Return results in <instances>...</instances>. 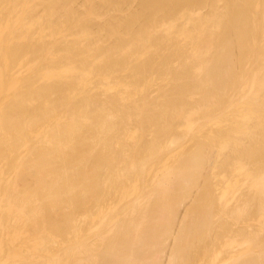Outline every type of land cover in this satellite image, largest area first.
Segmentation results:
<instances>
[{
    "label": "bare ground",
    "instance_id": "1",
    "mask_svg": "<svg viewBox=\"0 0 264 264\" xmlns=\"http://www.w3.org/2000/svg\"><path fill=\"white\" fill-rule=\"evenodd\" d=\"M9 1H10V0H0V14H1L0 16L4 15L3 18L0 17V18H2V20H1V19H0V20H1V21H3V20L7 21V20H9V17H10V19H14V16H15L16 14H17L16 16H17L18 18L15 16V17L17 18V19H16V18L14 19L15 22H14V20H12L13 22L11 21L10 23H9V22H5V21H3V22L1 23V21H0V24H1L0 27H1V26L3 27L2 30H0V54H1V56H3V60H4L5 58H7V61H6V59H5L4 61H5L6 63H8V66L10 67V68H9V67L7 66V64H6L4 61H3V62L0 61L1 63H3V65H6V66H7V67L3 66L4 68H6V69L8 68V71L5 70V69H2V70H3V71H2V70L0 69V92H1V95L3 94V92H4V94H5V92H9V93L12 94V96H10L9 94L6 93V97H9V96H10V98H11V100H10V98H9L7 102L5 101V100H6V99H5L6 97L4 98V94L2 95L3 97L0 96V102L2 101V102L0 103V104H1V106H0V157H4L5 154H6V155H7V154L10 155V156L7 155V156H5V157H8V156H9V158H6V159H9V160H11V161H9V160H5V157L3 158L5 162L7 161L6 164H7L8 169H9L10 166H11V168L13 169V170H11V168H10V169H9V171H10L9 173H8V171L6 170L7 173H8V176H9V174H11V172L14 171V170L17 171V172H19L20 174L17 173V172H14V174H16V177L18 176V178H20L21 182L24 183L25 185H24V184H23V186L20 185V184H21V183H20V180L17 179V178L15 179V176L12 177V180H9L7 174L4 172V174H6V177L8 178V181H9V182H10V181H13V182H14L13 185L11 184V185H12V186H11L12 188H13V187L16 188L15 185H16V184L18 185V184L20 183L19 185H20L21 187L19 186V187H17V188H18V190H19V189H20V190L23 189V190H22L23 193H22L20 190H19V193H18V192H15V191H14L15 188H13L14 190H12V188L10 187V190H9L10 194H9L8 192H6V191H8V189H9L10 183H13V182H10V183H9V182L7 181V179L5 178V176H4L3 173H2V169H3V168L1 167L2 165L0 166V168H2V169H0V173H1L0 175H1V176H4V178L2 177V179H3V181H5V186H6V187L4 186V182H3V186H1V184H2V181H1V180H2V179H0V183H1V184H0V189H3V188H1V187H4V189H5V191H4V190H3V191L1 190L2 193H0V194H1L0 197L3 196V195H2V194H4L3 192H6V193H5V194H6V197H5V194H4V196L2 197V198L5 197V198L3 199V202H4L5 200H7L8 202H9L10 200L12 201V200L15 199V197L18 199L17 202L14 200V202H16V203H14L13 201H12V202L10 201L11 204H12V203H14V204L10 205V202H9V205H10V206H9V205H7L8 202L5 203V202H6V201H5V202L3 203V202H2V198H0V199H1V200H0V204H1V202H2V205H3V207H4V210H5V208H6L5 206H7V207L9 206L6 210H9V208H11V211H8L9 214H8V213H5V214H4V212H3V213L1 212V211L3 210V208L1 207L2 210L0 209V215H1L0 217L2 218L3 215H4V217H3V219L0 218V223H1V221H2V223L6 222V221H7V223H8L9 220H7V219H8V216H7L6 214L10 215L9 217H11V215L13 214V215H12L13 218H14L15 214H17V215H24V216H26V217L28 218L27 215L29 214V216H30V220L32 219L31 217H33L32 220H36V221L38 222L39 219H40V220L43 219L42 217H44V216H42L41 218H39V217L37 218V215H38L39 213H41V212H42V213H46V212H47V211L44 212V211H43L44 209H48V211H49L51 208H53V206H55L57 209L60 208V205H61V204L58 205V203H60L62 199L60 200V202H59L58 199H60V196H61V194H62V192H61L62 190L64 191L65 194H66V191H67V194H68V193H70V194L75 193V194H77V195H81V196H79V197H81V202H82V200H87V199H88V195H89V198H90V197L92 198V199L90 198V199H91V202L96 203L94 206H96V205H98V204L100 205V204H101V203H99V201L101 200L100 197L103 195L102 193H103V191H104L102 188H104V189L106 190L107 187H108V188H110V186L112 187V184L109 183V184H110V185H109L108 182L110 181V179L113 180V178H111V177L113 176V174H114L116 171H118V170L120 169V166L123 165L122 167H124L125 165L127 166V165H129L130 163H131V165H130L131 167H130V166H127L128 168L126 169L127 171L130 170V171H128V173H127L128 175H129V173H130V175H129L128 177H127V174H126V177H127V178L124 177V176H125L124 173H126V172H124V171H126V170H125L124 168H122V167H121L122 170H121L120 172H119V171L116 172L115 175H114V178L117 176V173H118V176L120 175L119 177H121V175H123V178H120V180H119V179H118V180H119L120 182L126 183L127 186H128L127 182H128V180H129V178H130V176H131V178H130L131 181L129 180L128 183L131 182L132 185H129L128 187H126V188H128V189L130 188V189H129V190H128V189L126 190V188L122 187V188H124L123 193H122V194H123V197H127V196H125V195H127V194H126L127 192H128V194L130 195L131 193H129V192H130L131 190H132V191H131L132 193H133L134 190H136V193H137V191H139L138 188H137V187H139V184H137V183H140V182H141V180H140V182H138V179H140V176H141V175L143 176V178H144L145 176H148V175H149V174H148L149 171H151V173H150L151 175L154 174L155 177H156V178H155L154 175H152V176L154 177V179H155V183H154V184L160 182V181H158V180H157V182H156V179L159 178V177H162L163 182L166 183V185H167V182H173V181H172V180H173L172 177L174 176L173 173L177 172L176 170H174V171H175V172H174L173 169H176V168H177V166H178L177 162H178V161H179V162H183V163H181V166H182V167H183V166L187 167V168L184 167L186 172H183V171H184V168H182V167H181L182 169H181L180 167H178L179 169H181V171L177 168V170H179L178 174H179V175L184 174V176L186 177V179H187L188 177L191 178L192 175L195 177L196 174L199 175V173H201V172H202V173L205 172V174L207 173L206 175H208V172H210V171H206L207 169L203 166V165H204V162H203V165H202V160H200V159H201L200 157L203 156V154H204V156H205V155H206V152H205V150L201 152V150L206 149V147L208 146V145H206V144H210L211 142L213 143V141H212V139H210V138H209V139L211 140V142H210V140H209V141H208V140H204L205 138L202 139V138L200 137V135H201L202 137L204 136L203 134L206 133L205 130H206V129L208 128V126H209L208 123L210 124V126L213 124V127H214V126L217 127V126H216L217 123L220 122L221 126H220V124L218 125V126H220V127H219V130L221 131L220 128L222 127V131H224L226 128H227V129H226L227 131L225 130V132H223L222 135H221V133H220V135H219L218 132H220V131H218L215 127H214V128L216 129L215 131H217V133H218V135H219V136H218V135H217V136L220 137V138H222V139H220V140L223 141V140H224V139H223V136L225 137V136L227 135V133H229V132L232 131V130L230 131L231 128L228 130V126H227V125H229V127H231L230 125H232L233 120H232V121H229V120H231V119H229V118L232 117V116H230V115L235 114L236 111H238L236 114H238V115L243 114V116L241 115L242 118L239 119V118H236V117H240V116H238V115L236 116V114H235V115H234L235 117H232V118H233L234 120H235V118H236L237 120H239V122H237V121L235 120V121L233 122V124H234V123H235V124L232 125V127L235 126V125H236V122H237V123H239V125H238V124H237V125L240 126V129H243V130H245V131H240L239 128H237L238 126L236 125V128H237V129H235L236 131L233 130V131L236 132V134H237V135H236V134L234 133L236 137L234 138L233 134L230 133V135H229V134H228V135H229L230 137H232V139H229L230 137H228V135H227V137H225L226 142H225V141H224V142L221 141V143H224V144L226 145V148H228V149H229V147H230V149H231V146H230V145H232V144L235 143V145H232V146H235V147H233V148H235V150L237 149V151H241V152H242L243 149H245L246 151H247V150H251L252 147L254 148L255 145H256V146L258 145V150H257V149H254L253 151L251 150V151L253 152V153H252V152H251V153L254 155V154L257 153V152H258L257 154H259V152H260V156H261V158L263 159V155H264V153H261V152H263L262 150H264V149H262V148H264V145H263V144H260V145H261V148H259V147H260V146H259V143H261V142H259V141H260V138L258 137V139H259V140H257V141L259 142V143H258V142H256L255 139H253V138H257V137L250 138L249 136L252 135V134H255V135H256V134H258V132H261V131L263 132V130H264V127H263L264 125H263V126H259V125H257V126L254 127L253 129H251V128L254 126V125L252 126L251 123H254V124L257 123V122L255 123V122H252V121H255V120L257 121L259 118H260V120H261V119L264 117V114L261 113V112H264V111L261 110V109H259V110L257 109V108H258V107H257V104H259V103H257V101H256V100H259L260 98L264 97V70H263V69H264V42L262 43V42L260 41V40H262L261 38L264 37V14H262V15H261V14H260V15L257 14V16H255V14H256L258 11L260 12V10H263V9H264V7H263V6H264V3H263L264 0H261V1H260V0L258 1V0H257V3H256V4H254V3L256 2V0H255V2H254L253 0H227V1H224V0H223L224 3L226 2V4H227L226 7H224L225 4H224V5L222 4V6H223L224 8H227V10L225 9L226 12L224 11V14L221 15V13H218V11H216V9H218V8H214L216 12H215L214 10H213V11L211 10V9H213V8H210L211 11H210V10H209V11H210V12H214L215 16H213V13L211 14L210 12H209L208 14H209V15H212V16L209 17V18H208V14H207L206 18H205V16H199V17H201V18H199L198 20L196 19L197 21L194 20V21H195L194 24H196L197 26L194 27L195 25H194V24L192 25V27L194 28V30H193V28L190 27L192 23H190L189 18H187L188 21H189V22H188L189 24L186 22V26H184V25H185V24H184L185 21H184V23H181V24H180L181 28H182L183 30H187V32H186V31L184 32V33H186V35H183V33H182L183 30H182L177 24H175V25L178 26V27H177L178 29H177L176 27H175V28H176V29H175V28L173 27L174 25H170V24H171L170 22H171L174 18L171 20L170 18H172V17H170V15L168 16L167 13H166V14H165V13H163V14L160 13V14H162L163 16H165V18H168V17H169L168 19H169L170 22L168 23V21H166L165 23H167L168 25L166 24L165 26H166V27H169V26H170V27L173 29V31H172V29L169 27L171 30H170L169 28H165V29H166V30H165V29L163 28V27H164V26H163V27L161 28V29H162V30H161V34H164V33H167V32H168L167 34H165L166 36H165V35H162L163 39H164V38L167 39L168 37H170L169 39H172V35H173V33H175V34L177 33V36H178V33H179V39L182 38L181 36H183V37L186 36V37H190V38H191V39H190V38H189V39H188V38L186 39V37H185V38H182L184 42H180V40L177 39L178 37H177V38H173L174 40H175V39L177 40V42H176V40H175V42H176L177 44H179V42H180V45H182V46H179V45H177V44L174 43V42H171V43H174L173 45L176 44V45L178 46V48H180V50H181V48L183 47V48H182L183 52H182V51L180 52V50H179L177 47H176V48H177V49H176V48H175L176 45L170 47V48L174 47V49H171V50H173L172 52H173L174 54H176L178 57H180V54H181V53H182L181 55H183V56H185L186 54L189 53L188 56H190L189 58L192 59V61H191V59H190V61L192 62V64H195V65H193L195 68L192 66V64H191L190 62L188 63V62H186V61H185V64H186V63H188V64H186V66H185V64H184V60H186L185 58H188V56L185 57V58L181 56L180 58H182L183 61H180V59H179L178 57H176V58L179 59V61H180L179 63H181V64L183 63L182 66H183L184 69L189 65L187 68L190 67L191 70H189V69L186 68L187 71H188V70L190 71V72L188 71L187 74H186L187 71L183 70V68H182L181 65H179V64H178V65L180 66V68H182L183 71H185V73H184V72L182 73L181 71H180V72H181L182 74L179 73V72H177V71H176V72L174 71V73H173V71L171 70L172 68L170 69V67L168 68V66H167V68H165V69H167L168 71H166L165 69H164V70H165V71H164L163 68H160V65H159L160 62H159L158 60H160V58L162 59V58H163L162 55H164V53H165V50H164V51H163L164 53H163V54H160V50H161L163 47H165L164 45H162L163 42L161 43V40H163V39H161L162 37H160L161 40L157 38V40H159V41H158V42H159L158 45L161 43L160 45L163 46V47H161V49H160V46H156V45H155V47H159V48H158V49H160L159 51H158V49H155V50H157V51L153 50L155 47H154L153 49H151V48L153 47V44H151V46H149L148 49H147V45H145L144 42L147 44V43L149 42V41H148V40H149L148 37H150V36H147V39H148L147 41H148V42H146L145 35H147L148 32H147V34H146V32H145L144 30H146L145 28L148 27V28H147V31H148V29H152V28L155 27V26H153V27L151 26V28H150V27H149L150 25H149V26H146V27H145L144 25H146V23H147V22H145V21H148V24H150V23H149V20H150V19H148V17H149V14H150L151 12H153V13L155 12V13H154V16H155V15H156V16H155V20H153V16H152L151 19H152L153 21L150 20V22H155L156 19H158V18H159V20H162V18H163V20H165V18H164L162 15L157 16V15H159V14H158L159 12H163V11H161V9H162L163 7H164V9H165V7H166V10H167V11H168L169 9L171 10V8L174 9V10H175V9L178 10V9H179L178 7H180V8L183 7V8L186 10L185 6H183V5L181 4V2H183L184 4L186 3V6L189 7L190 5L188 6V4H189V3H188V2H189L188 0H187L188 2H186V0H144V1H143V0H140V1H142V2H140V4H141V3L143 4V5L140 6V7H141V11H140V8H139V10L136 11V13H135V17H133V19H131L132 16H128V17H131V18H129V19H130V20H129L128 18L126 19V17H125L126 22H127V20H128L127 23L124 22L125 20H122V21L120 20V21H118V22H121L122 25H123V22L125 23V25H123V28H122L123 30H122V31H128V30H127V29H128V25H129L130 28H131V27L133 28V27H134L133 25H135V24L137 23V21H138L139 23H142L143 21L145 22V24L142 23L143 26H141L140 29H139V26H137V27H138V30H137L138 33L142 32V31L144 32V33L142 32V33L144 34L143 36H141L142 33H141V34H138V33H137L138 35L141 36L140 38H139V36H138V40L141 39L142 37H144V40H145V41L142 39L144 42H142L141 40H139V42H136V41L134 42V40H137V39H136V38H137V34H136L137 31L135 32V30H134V33H133V35H132L134 39H133V41H132V40H131V41H132L133 44L136 43V44H135L136 46H137L138 44H140V45H141L140 48L143 47V46L145 45L144 48H141V51L138 50L140 53H142V51H146V50H147V51H150V53H149V52L145 53L146 55H147L148 53H149V54H152V53L156 54V53L158 52V54H159L160 56L157 54V55H156V59L153 58V57H155V56H153L154 54H153V55H149V54H148L149 57L153 56V57H151V58L154 59V60H156L157 63L153 62L154 60H151V61H152V62H151L149 58L147 59L146 57H148V56H146L145 59L143 58V59L139 60V56H140V55L143 56L144 53H142V54H140V55H137V57H138L137 59L139 60V62L137 61V63H135V65H137V66H133L134 64L132 63V61L130 62V61H128V59L125 60L126 58L129 57L130 54H134V53H135V52H134V51H135V49H134L135 47L133 46L132 43H131V45L134 47V48H133L134 51H133L132 49H131V51H130V52H132V53L128 52L127 49H129V47H128V48H126L127 46H126L125 48L123 47V49H125L128 53H130L127 57L124 56L125 53H122L123 49L121 48L123 45H125V42H123V43H124V44H123L122 41H121V42H120V43L122 44V46H121V44H119V42H116V41H115L116 39H114V41H115L114 43H115V44L118 43V47H117V45H115V47L112 48V47L114 46V44H113V45H111L112 47L107 48V49H110V50H111V48H112L111 51H112L113 57H114V53H115L113 50H114V49H115V50H116V49L118 50V49L121 48L122 51H121V50H119V51H121L122 55H121V53H120V56H121V57L124 56V57H123V59H122V58L119 56V57H120V61H118V62H120L121 65H120V64H117V66L119 65V66L124 67V68H123V70H124V69H126V67L128 68V66H130L128 63H132L133 65L131 64L132 66H130L129 70L133 67L132 69L134 70V74L136 75V77L139 75V74L137 75V73H136V71L139 70L137 67L140 68V70H139L138 72H139L140 74L142 73V75H144L143 73H145V71H146V72L148 71L147 68H149L150 66H152V68H154V65H155L156 67L159 65V66H158V69H159V68H160L159 70L162 69L160 72H162V76H163V77H161V81H160V79H159V80L156 79L155 81L163 82V81L167 80L165 77H168V76H169V77H168V79H169L170 76H171V78H170L171 80H170V81H173V82L175 83V84H172V85H173L172 90H171V88H167L168 91H169L171 94H174V93H173L174 90H175V91H174L175 94H176V92H180V91H181V82L187 77V76H184V77H185V78H184V77L182 76L183 74H184V75H189V74L191 75L189 78L187 77L188 80H189L192 76L194 77V78L192 77L193 81H192V79L189 80V82H192V84H191V83H186V84H190V87H189V85H187V86H186V85H183V86H182V89H183V90H182L181 92H182V93H183L184 91L187 92V89L190 88V90H191L190 93L192 92V94H190L191 96H192V95H197L196 93H198L199 95L197 96V99H199L198 97H200V99H202L203 97H201V95H205V94H206V95L204 96L205 99H204V98H203L204 100H203V99H202V100L199 99L201 102H203L202 104H200L199 101H198V102L196 101V103H198V104H197V105H198V109H196V108H197V105H195L196 103L193 101L195 104H191V103L188 101V100L191 98V96H189V94H188L189 92H188V93H185V92H184L185 95L187 94L186 97H188V98L190 97V98L187 100V101H188V102H187L188 104H187V103H186V104L181 103L182 106L180 105L181 107H184V106H186V105H187V107H189V106H190L189 103L191 104V106H192V105H195L196 108H195V106H194V108H193V106H192V107L190 106L192 109H194V110H193V112H194L193 114H192L191 110L188 109L190 112H187L188 110H187V111L185 110V109H187V107H186L185 109L183 108L184 111H186L187 113H186V112H183L182 114H180L179 111H180L181 109L179 108L180 110H178L177 108H178L179 106H178L177 108H175V106H176V103H177V102H179V104H180V102H183L182 99L184 98V96H182V95H184V94H182V93H181V95L179 94V97L182 96V97H181L182 99L179 98L178 100H176V98L174 99L173 96H170V97H173V98H170L169 96L166 97V96H164V95L167 94V89L165 88V86H163V87L165 88V89H164V88L162 87V85H160V84H162V83L158 84L157 87H158V89L160 90V86H161V89L164 90L165 92L162 91V90H161V91L157 90V91H159L160 93H161V92H164V93H162V94L159 93L161 96L164 94V95H163L164 97H163V96H162V98H161L160 96H159V98L157 97V98H158V100H157L158 102H157V101H156V102L154 101L155 103H157L156 105H155V103H153V102H152V103H153L155 106H157V107L159 106V107H160V109L156 107V108H157V109H156V112H159L161 115H162V114L164 115V113L166 114V112L168 111L167 108H166V112H163V111L160 112V110H164L165 106L171 105V106H169V107L174 108V109L170 108V110H172V112L169 110L170 113L167 112L168 114L164 115V117H163V115H162V120H163V121H158L159 124L165 123L164 120H166L169 116H170L169 121H168V119H167L168 122H167V121H166V122H167V123L171 122L172 119H173L172 117L175 118V117H176L175 115L177 114V113H175L174 116H172V115H173L172 113H174V111L178 112V114H179L178 116L181 115L180 118L182 117V115H183L184 113H185L186 115H187L188 113H190V116L187 115V117H186V115L184 114V117H186V118H187V121H189L192 125H190V123L187 122V121L185 120L186 118H182V119H184V121L187 122L186 124H189V125L186 126V124L184 125V123H183L184 121H183V122H182V125H184V126H183L184 128L181 126V124L179 125V123H181L180 121H181L182 119H180L179 122H176V121L178 120V118H179L178 116L175 118V119H177V120H174V119H173V123H172V124H174V122H176V125H177V126L174 124L175 126H173L174 128H173V127H172V128L175 129L176 127H178V130H177L178 133L175 132V133L178 134V137H179V135H180L179 133H181V132L184 131V134H185L186 131L188 132V130H189V132H188V136L190 137V136H192V134H193V136H194V138H193V136H192V138L190 137V138L192 139V140H190V141H194V140L197 139V138L195 139V135H196V137H197V134H196L197 132L194 131V133H195V134H194L193 131H191V129H193V127H194L197 131L199 130V128L202 130V127H203V125H204V127H203L204 132H202V134H200V132L198 131V132H199V135H198V136L201 138V140L198 139L197 142H196V141H195V143L192 142V143L195 145V147L197 148V150L199 149L198 152L195 150L193 153H195V154H197V153H198V154H199V153H202L201 155L199 154L200 157H199V155L197 154V155H198V156H197V160L200 158V159L198 160V161H199L198 163H201V165H200L199 168H198V166H197V165H198L197 160L195 161V159H196V155H194V154L192 153V151H191V153L193 154V156H192V154H190V153L188 154V151H187V152H186V153H187V157H186V155H185V157H184L183 154H186L185 151H184V153L180 155V156H181L180 159H179V156H177L178 153H177V154L175 153V155L177 156V158H175V156H174L173 154H171V155L174 156V159H177V160H175L176 162L174 161V162L177 164V165H174V166H176V167H174V166L172 167V166L170 165L171 161L168 163L169 165L166 164V163H167L166 161H164V164H165L166 166H168V167L163 166L162 164H160V163L163 162V158H161L162 161L160 162V160H159L160 158H159V157H162L161 154H160V153L158 154L159 151H158V150H155V149L152 148V147H156V148H157V147L159 146L158 149L162 150V152H165L164 150L168 151V149H169L168 147H169L170 145H169V143H168L167 141H169V139H170L171 137H172V139L170 140V144H171V142L176 144V143L179 141V138L184 136L183 133H182L183 136L180 135L179 138L177 137V135H175V139H176V137H177V140H174V141H173V138H174L173 136H171V137L168 136L169 139H168V140H164V141L166 142V144H167V145L165 146V145H164L165 143H163V142H164V141H163L164 138H163L162 136H160L161 133H159V131H161L160 128H163L162 125H164V124L160 125L159 128H158V126H157L156 124L154 125V123L151 122V125L153 124L154 127L157 126V131H158V132H156V133H158V135L160 136V138L162 137L163 139L160 140L159 136H157V137H158V138H157L158 140H156V139L152 140L153 138L151 137V138H152L151 140H152L153 144H152V145L150 144V145H151L152 147H151V146H148V149H149V150L146 151V148H147V147L145 146V148H144L145 150H142V151L140 152L141 155H144V154H145L144 152L147 153V152H149L151 149H154V153H155V151L157 152V159L159 158L158 160L154 161V160H155L154 157H156V153L154 154L153 151L150 152V155H149V154H146L145 156L148 155V157H150V160H149V158H148L147 160H148L151 164H152V162H153V164H154V162L159 163V164H156L157 166L155 165V167H154V165H151L149 162H147V160H144V162L142 163L143 159H146L147 157H146V158H142V157H144V156H142V157L140 158V154L137 153V152H136V153L134 152V153L137 154V155H135L134 153H133L134 155H132V150H130V149L133 147L132 149L135 150L134 147H135V146L137 145V143L139 142V141H138V142L135 141V142H136V143H135V142L133 141V139H134V138H137V137H134V136H133V134L136 132V130H134V129H136V126L133 127L134 125L132 126V124H131V126H132V128H134V129H131V131L133 130V131H135V132L133 133V131H132L133 134L131 133V135L129 136V138H130V137H131V138L134 137V138L131 139V140H132V143L134 142L135 145L132 144L133 146H132V145L128 146V148L131 147V146H132V147L129 149V151L127 150V151H128L129 153H131V154H128V157H126V156H125V153H126L125 151H126V149H125V148H123V149L121 148V147H127V145H129L131 142H130L129 144H127L126 146H121V147L119 146V148L122 149V151L125 150V151H124L125 153L122 152L123 155H124V156L122 155V157L120 156V155L122 154L121 151H118V150H120L119 148H117V149H118L117 151H116V150H113L114 148H112V147L114 146L115 149H116V146H115V143H114V142H110V141L113 139V137L116 138V136L119 135L118 133H120V132H117V131H119V130H117V127H118V128L120 127L121 129H124V128L121 127L120 123L123 122V120L127 122V119L124 118V117H126L125 114L127 113V111L129 112V108L126 109V107L123 106L122 108H124L125 110H123V109H122V110H123L124 112L126 111L125 114H124L123 111H122V112L119 113V114H121L120 116H118V114H115V116H113L114 113H115V112L117 113V111L119 112V110L115 111V108H113V107H111V106L114 105V107H116V106H115V105H117V102H116V101H117L118 99H119V100H122V99H123V100H125V101H123V102H125L124 104H127V106H130V104L132 103V105H131V106H132L131 110L133 109L132 111H135L136 109L134 110V108H137V107H138V106H137L138 103H139V104H142V103H143V104H142V105H144V106L142 107L143 110H142L141 107H140L141 105L139 106L140 108L138 107V110L141 109L140 111H142V113L139 112L138 110H137L138 112L136 113V115L134 114V112H131V113H133V114H131V113H130V114L127 113V116H128L127 118L131 117V118L135 121V119H136L137 116H138L137 114H139V115H140V117L138 116L139 119H140V118H141V120L146 119V117H145L146 113H145L144 109H146L147 107H145V106H148V108H147V109H148V110H147V113H148V112L150 111V109H151V108L149 109V106L151 107V104H152V103L150 104L149 101H148L149 104L147 105V100H146V98H145L146 94L141 95V92H142L141 90H143V89H144L143 87H145V85H146V84H143V83H146L145 81L150 80V79H151V76H149L150 78L148 77V78H149V79H148L147 76H146V73H145V75H144V79H142L141 77H143V76H142V75H139V77H137V78H139V81H138V83H137V79H136V78H135L136 80H135L134 78H133V80L130 78V76L132 77V74H131V75L129 76V79L132 81L131 84H130V81H128V80L126 81V79H125L126 77L124 78L125 80H123V81H122L123 78H122V79H119V77L121 78V75L123 76L124 73L121 74L120 76H118V75L116 76L117 73L115 74L116 71L114 72L115 69H113V67L116 68L117 66H115L114 64H113L114 66L111 65L112 61H114V60H116V59L113 60L112 55H111L112 60H111L110 62H109V61L107 62V63L110 64V65H108V64L105 63V62L107 61V58H108V57H107L108 54H106V53H108L110 50H107V49L105 48V50H107V52L105 53L107 56H105V54L103 53L104 48H103L102 46H99V47H102V48H103L102 50H100V52L102 51L101 53H103V54H98L99 52H97V54H98L99 56L96 57L97 54H96L95 51L98 49V45H96V46H97V49H96V48H95V43H96V42L93 44L94 41H93V42L91 41V40H93L94 38L91 39V38H92V36L90 35L91 32L89 33L90 30L88 29V28H90V27H89V23L91 22V20H94V19H91V20H90V18H93V17H94V16L92 17V14H93V13L91 14L90 18L88 19V20H90V22H89L88 20H84L83 18L81 19V23H82V25H83V22H85V21H86V23H88V24H87L88 27H87L86 24L84 23V26H86V27L83 28L85 31H86V28H87V32H88V34H89V36H87V35H88L87 32H86V34H84L85 32H84L81 28H80V30H79V31L82 30L81 33H79V31L76 30V29H73V30H72V26H71V25H72L73 23H74L75 26H79V25L81 24V23H79V25H77V23L79 22L78 20H80V19L77 18V19H78V20H77V19L74 17L75 13L77 12V11H76V12L74 13V15L72 16V18H75V20L73 19L74 22H71V23H72V24H71V23L69 22V20H72V18H71V16H70L71 13L69 12L70 9H69V8H66V9H69V10H68V12H69L68 15H69L70 17H68V15H67V13H66L67 17L69 18V19H68V18L66 17V19H68V20H67V23H69V24H67L66 21H65L66 19H63L61 16H60V17H61L62 19H58V21H60V20L63 21V20H64L65 22H63V25H64V23H65V25L67 24V25H66L67 27H68V25L71 24V25H70V26H71V27H70L71 29L69 28L70 31H68L67 34H65L66 31L64 30V28L66 29V26H65V25L63 26V25H62V27H64L63 30L65 31V33L62 34V27H60V29H61V30H59L60 33H61V34H60L59 31L57 32V30L59 29L58 26H57V28H52V27H56V26H54V25H57V24H55V23L52 22L53 26L51 27V26H49V25H52L51 22L49 21V22H50V23H49L48 21H46V22L49 23V25H48L49 27H48L47 25H46V26L43 25L44 28L46 27L47 30H48V31H45L46 28H45V30H43V28H42V27H43V26H42V24H43L42 22H44V21H42V20L40 19L39 16H38V17H39V19H40L42 22H41V21H40V22H39V21H36L35 19L38 20L37 16H36V17L32 16V13L34 12V10L37 9L36 7L38 6V8H39V7H40V6H39L40 3L44 5L43 2H45V0H41L40 3H38L40 0H39V1L37 0V1H38L37 4L35 3L36 0H31V1H35V2H34L35 6L33 5V2H31L30 4L28 3L27 6H26V2H25V1L30 2V0H29V1H28V0H24V3H25V4H24L23 2H21V0H19V1L16 0L18 3L20 2V3L24 4L23 6H26L25 9H22L23 6H22V4H20V5H21V9L24 10L23 12L21 11L20 8H19V9L17 8V7H20V5H17V6L14 5V4H17V2H16L15 0H14V2H16V3H14V4H12V3H13V2H12L13 0H11L10 2H9ZM22 1H23V0H22ZM46 1H47V0H46ZM56 1H57V0H55V2H56ZM62 1H63V0H62ZM62 1H59V0H58L57 3L60 2V4H62V3H61ZM65 1H67V0H65ZM65 1H64V2H65ZM69 1L72 2V0H69ZM100 1H103V0H100ZM115 1H116V0H115ZM115 1H114V2H115ZM121 1H122V0H121ZM136 1H137V0H136ZM190 1H191V0H190ZM192 1H193V0H192ZM192 1H191V2H192ZM203 1H206V0H203ZM203 1H202V2H203ZM210 1H212V2H211V3H207V4H209V5L211 4L210 6H212L213 4H214V6H215V4H217V3L215 2V1H217V0H215V1L210 0ZM210 1H209V2H210ZM48 2H49V3H48ZM48 2H45L46 4H47V3L49 4V5L47 4V6H54L55 4H56V6L58 5V4L55 3L54 1H53L54 3H52L51 0H50V1L48 0ZM50 2H51L53 5H51ZM64 2H63V5H64V7H65ZM71 2H69V3H71ZM84 2H85V0H84ZM88 2H89V1H88ZM92 2H94V1H92ZM96 2H97V1H96ZM98 2H99V1H98ZM103 2H104V1H103ZM106 2H107V1H106ZM112 2H113V0H112ZM116 2H117V1H116ZM130 2H131V1H130ZM200 2H201V1H200ZM206 2H208V0H207ZM206 2H204V3H206ZM253 2H254V3H253ZM8 3H11V8H14V7H12L13 5L15 6L16 9L14 8V9H12V10H13V11L15 10L16 13H14L12 10H10V6H9L10 4L7 5ZM65 3H66V2H65ZM69 3H66L67 7H68V4H69ZM110 3H111V0H110ZM110 3H109V4H110ZM118 3H119V1H118ZM126 3H127V2H126ZM187 3H188V4H187ZM260 3H261V4L263 3V4L261 5L262 7H258V6H260V5H258V4H260ZM31 4H32L33 6H32ZM41 4H40V5H41ZM46 4H45V5H46ZM87 4H88V3H87ZM91 4H92V3H91ZM94 4H95V3H94ZM137 4H138V3H137ZM180 4H181L182 6H181ZM194 4H195V3H194ZM207 4H206V5H207ZM30 5H31L32 7H34V8H36V9L33 10V12H32L31 10H29L30 8H32ZM43 5H42V6H43ZM95 5H96V4H95ZM100 5H101V4H100ZM116 5H117V4H116ZM119 5H120V4H119ZM127 5H129V4H127ZM165 5H167V6H165ZM195 5H196V4H195ZM198 5H199V4H198ZM217 5H218V4H217ZM5 6H6V7H5ZM56 6H55V7H56ZM83 6H84V4H83ZM89 6H90V5H89ZM89 6H88V8H89ZM96 6H97V5H96ZM168 6H169V8H168ZM200 6H201V5H200ZM214 6H212V7H214ZM28 7H29V8H28ZM55 7H54V8L51 7L52 9H51V8L48 9L47 7H46V8L44 7L45 9H48V10L51 9V11H52V14H50L51 11H47L49 14L46 12V13L49 15V18H50V16H53V13H54V12H55V13H58L59 10L61 9L60 7H63V6H62V5L57 6L56 8L59 9L58 11H57V10L54 11V9H56ZM58 7H59V8H58ZM64 7H63L62 9H64ZM90 7H91V6H90ZM192 7H193V6H192ZM194 7H195V6H194ZM215 7H216V6H215ZM218 7H220V5H219ZM26 8H27L28 11H26ZM88 8H87V10H88ZM101 8H102V7H101ZM104 8H106V7H104ZM115 8H116V7H115ZM119 8H121V7L119 6ZM167 8H168V9H167ZM32 9H33V8H32ZM90 9H91V8H90ZM90 9H89V10H90ZM94 9H95V8H94ZM94 9H93V10L91 9L92 12H96V11H97L96 9H95L96 11H95ZM99 9H100V8H99ZM106 9H107V8H106ZM113 9H114V8H113ZM187 9H188V8H187ZM189 9H191V8L189 7ZM192 9H193V8H192ZM220 9H222V7H221ZM220 9H218V10H220ZM259 9H260V10H259ZM8 10L11 11L10 14L14 13L13 18H11V16H12L13 14L10 15ZM17 10H19V11H17ZM41 10H42V9H41ZM72 10H73V9H72ZM91 10L88 11V12L91 13ZM104 10H105V9H104ZM109 10H110V8H109ZM162 10H163V9H162ZM174 10H171V11H174ZM177 10L174 11V12H172V13L168 11V14L171 13L172 16H173V15L176 16L175 19H176L177 21L174 19L175 22H178L177 15H179V14H178V11H177ZM194 10H195V9H194ZM20 11H21V12H20ZM25 11H26V13L30 11V15H29V17L27 16L28 14L25 13ZM37 11H38V9L36 10L35 15H37ZM56 11H57V12H56ZM63 11H64V10H63ZM63 11H60V12H63ZM70 11H71V10H70ZM100 11H101V10H100ZM102 11H103V10H102ZM106 11H107V10H106ZM139 11H140L141 13H140ZM167 11L164 10V12H167ZM186 11H187V10H186ZM31 12H32V13H31ZM44 12H45V11H44ZM60 12H59V13H60ZM65 12H67V11H64V13H65ZM71 12H74V11H71ZM98 12H99V11H98ZM175 12L177 13V15H176ZM182 12H183V9H182V11H181V15H182ZM188 12H189V11H188ZM188 12H187V13H188ZM193 12H194V11H193ZM263 12H264V10H263ZM263 12H261V13H263ZM21 13H23V15H22ZM24 13H25V14H24ZM64 13H63V15H64ZM85 13H86V12H85ZM89 13H88V14L86 13V15H90ZM131 13H132V12H131ZM133 13H134V12H133ZM133 13H132V14H133ZM156 13H157V14H156ZM173 13H174V14H173ZM183 13H185V15L182 16V19L184 18V16L187 17L186 12H183ZM222 13H223V11H222ZM39 14H41V13H39ZM42 14H43V12H42ZM47 14H46V15H47ZM136 14H137V15H136ZM138 14H139V15H138ZM190 14H191V13H189L188 16H189ZM194 14H195V13H194ZM218 14H220L219 17H216V16H218ZM33 15H34V14H33ZM54 15H56V14H54ZM61 15H62V13H61ZM66 15H64L63 17H65ZM81 15H82V13H81ZM83 15H85V14L83 13ZM95 15H96V13H95ZM108 15H109V14H108ZM130 15H131V14H130ZM133 15H134V14H133ZM146 15H148V16H146ZM150 15H153V14L151 13ZM22 16H23L24 19L22 18ZM30 16L34 17V19H31ZM42 16H43V15H42ZM44 16H45V14H44ZM57 16H58V15H57ZM57 16H54V17L57 18ZM76 16H77V15H76ZM78 16H79V15H78ZM96 16H97V15H96ZM98 16H100V15H98ZM161 16H162V17H161ZM167 16H168V17H167ZM175 16H174V17H175ZM193 16H195V15H193ZM193 16H191V18H192ZM196 16H197V14H196ZM220 16H222V17L220 18ZM258 16H259V17H258ZM26 17H28V19H31L33 23H32L30 20H26V19H27ZM46 17H47V16H46ZM46 17H45V18H46ZM54 17H53V18H54ZM83 17H84V16H83ZM101 17H102V16H101ZM104 17H105V16H104ZM108 17H109V16H108ZM111 17H112V16H111ZM115 17H116V16H115ZM117 17H118V16H117ZM146 17H147V18H146ZM150 17H151V16H150ZM150 17H149V18H150ZM156 17H157V18H156ZM202 17H203L204 19H203ZM4 18H5V19H4ZM25 18H26V19H25ZM42 18H44V17H42ZM47 18H48V17H47ZM47 18H46V19H47ZM53 18H52V19H53ZM79 18H80V16H79ZM85 18H87V17L85 16ZM97 18H99V17H97ZM102 18H103V17H102ZM109 18H110V17H109ZM109 18H108V19H109ZM123 18H124V17H123ZM142 18L145 19V20H143ZM180 18H181V17H180ZM197 18H198V17H197ZM95 19H96V18H95ZM146 19H148V20H146ZM168 19H167V20H168ZM200 19H201L202 22L200 21ZM202 19H203V20H202ZM205 19H206V20H205ZM207 19H208V20H207ZM16 20H17V21H16ZM73 20H72V21H73ZM82 20H84V21H82ZM117 20H119V19H117ZM140 20H141V22H140ZM142 20H143V21H142ZM159 20L156 21L157 24L159 23ZM191 20H192V19H191ZM26 21H27V22L30 21V23H29V25H28V29H30L29 31H30V34H31V35H32V34H35V33L38 35L39 33H42V32L45 31L44 33L41 34V36L43 35L42 38H46V39H49V38H50L49 35L51 34V37H53V38H50V39L54 40V36H55L54 33L57 32V33H59V34H58L59 38H58V36H56V37H57V41H59L58 39H60V38H62V37H64V36L66 35L67 38H69V39H66V36H65L64 39H66V41H65L63 38H62V41L67 42V40H69V42H70V38H71V37H68V36H69L68 34H70L71 32H72L71 34H73V31H74V30H75L76 32L78 31V32H77V35H79V34L85 35L84 37H86V39H84V40L89 41V42H92V43H91V44H93L92 47H94L96 50H94V48L92 49V47H90L91 45H88V44H89L88 42H87L86 46L88 45L90 50H91V49H92V51L94 50L93 52H95L96 55H93V58H94V56H95V58L98 60V62H97V60H92V58H90V56H92V55H89V54H91L90 51H86V50H87L86 48H88V47H86L85 44H84V43H86V41L83 42L84 45L82 44V45L85 46L86 48L83 47V46H81V42H82V41H81L80 39H83V36H82V35H81L82 38L80 37V35H79V36H76V34H75V38L73 37L74 34H73V35H70V36H72V38H74V39H72V38H71V39H72L73 41L75 40V42L71 41L72 44L70 43V44H71V48H70V46H69V49H73V50H74V49H78L77 46H80L81 48L83 47V48H84L83 50H80V51H78V50H74V51L82 52V53H81L82 56H83L84 53H87V54H84V56L87 57V60H86V61L83 59V58H86V57L83 56V58H80V56H81V55H79L80 53L75 52V53H77L76 55H79V56L77 57V56H73V54H74L73 52H74V51L72 52V50H71L72 53H70V52H69L70 50H69V51H68V50H65V49H66V47H65V43H63V45L60 44V42L62 43L61 40L59 41L58 44H57V43H56V44L53 43L54 45H52V43H51V44L48 43V44H49V45H48V44H47V41H48V40H47V41H46V40H43V39L41 38L40 34H39L38 36L40 37V39L43 40V42H46V45H47V46L44 44V46H42V47L45 48V46H46V47L49 46V47H48L49 49H48V48H45V49H47V50H45L46 52H49L50 50H52V47H53V46L56 47V46H59V44H60V46H62V47L64 46V48H65L64 51H63V48L59 46L60 48H62L61 50H62L63 53L66 51V52L63 54V56H62V54H61L62 52L60 51V48L57 47V49H56V50H59L58 53L61 54L60 57H63V58H64V57L67 55L66 53H70V55L73 56V57L69 56L70 59H73V60H74V63H76L77 65H78V63H80V64H79V67H80V68H85V66H86V68L84 69V71L81 69V72H82V71L85 72V70H86V72H87V67H88L89 70H88L87 73H89V71L93 70L92 68H94L93 71H94V73H95L96 70H97V68H99V69H98L99 71L96 72V73H97V74H96L97 77H96V75H95L94 73H92L93 71H91L90 74H94L95 76L92 75V77L94 76L95 78H92V79H91V76H89V74L87 75V80L90 78V79H89L90 81H95V82H93V83H94V84L97 83V84H96L97 87H98V84H99V88L102 86V85L100 86V84L103 83L102 81H106V82H107V81L109 80L108 82H111L112 79L115 80L116 82L121 81V82H120L121 84L116 83V82H115V83H116V84H115V83L112 81L113 83H112V84L107 83L108 85H107V84L105 85V82H104V89H105V91H106V89L108 88V90L106 91L107 93L109 92V93L111 94V92L113 91V89L111 90V88L108 87V86H110V85H111V87H113V88L115 89V88L117 87L116 85H118V87H119L120 85H121V86H125L126 84H130V86H131V85L134 84L135 81H136L137 84H134L135 87H136V86H141L142 84H143L144 86H141V90L139 89L140 87L135 88V89L138 90L139 92H136L135 94H133V93H132V92H134V90H133V89H134V85H133L132 87H130V88H133V89H131L132 92L129 90V92H128L127 94H125V95H124V94H121V90L124 91V90L126 89V87L122 89L121 86H120V87H119V90H118V87H117V90H118V91H117L116 89H115L114 91L118 92L119 95L117 94V96H116V95L113 96V94H111V95L108 94L109 96H113V97H111V98H112V102H110L109 105H108V108L111 107V108H109V109H111V110L107 109V106H106V107L104 106V107L109 111V112H108L106 109H103L104 107H103V105H101V103H102V104H106V102L111 101V98H109V96H108L107 94H104L103 96L107 95L108 98H106V102H103V101H105V99H104V97H101V96H102V94H103L105 91H104V89H103L102 87H101V88L103 89V90H102L103 92L101 93V92H100L101 89H98V88H97L98 91H99V90H100V91L97 92V90H94V89H95V86H94V88H93L92 86H90V85L88 84L90 81H89V82L86 81V79H85V78H86V77H85L86 75H83V74L81 73V74H82V76H81V75L79 74V75H80L79 77H83V76H84L83 79H81V80L78 78V76H74L73 73L76 74V71L79 72L80 68H79L77 65H74V64L72 65L73 61H72V60L69 61V59H68V58H69V57H68L69 54L66 56V57H67L66 59H68V61H66V63H67V62H68V63H69V62H70V63L72 62L71 64H68V65H67V64H65V61H64V62H63V61H62V62L60 61L59 63H58V62H57V63L55 62V63H56L55 66H56V65L58 66V64H59V66H60V63H61L62 66H65V65L69 66V68H68L67 66H65V67H64V70H62L63 67L60 66V67H62V69H61V70H62L61 75H62V74L65 75V73H63V71L65 72V70H67V68H68V70L66 71V73H68V71H70V69H71L70 67L73 68V67L76 66L75 68L71 69L70 72H72V73H68V74H66V75H68V76H64V75H63V77H62L61 75H59L60 72H61L60 69H59V66H58V68L56 67V68L54 69V66H52V64H50V61H51L52 59L56 58V56H55V57L53 56V55H56L55 53H57V52H55V51H56L55 49H53L52 51H50V52H53L54 54H53V53H46L45 51H43L44 48H42V49L39 50L40 47H39L38 45L41 44V42H42L41 40H40V41H39V40H36L37 44L40 42V44H38V45L36 44L37 47H39L38 49H37L36 45L34 46V48L32 47V48L34 49V54L37 56V55H39L40 53H43V54L46 53L45 55H47L48 57H47V56H46V57H45V56L43 57V56H42L43 54H40V55L42 56V59H41V58L39 57L40 55L37 56V58L39 57L41 60L38 58V59H37L38 62L35 61V63L37 64V66H36V64H35L34 61H33V60H35L36 56L34 57V55H33L32 62H31V60H30L31 58H30V57H31V55L33 54V52H32L33 50H31V47H29V46H33L32 44H34V43H36V42H35L34 40H32L33 38L31 37L30 34H28L29 31H28L27 28L25 29L26 31H28L27 33H25L26 31L23 30V29L27 26V24H28ZM34 21H35V22H34ZM51 21H52V20H51ZM55 21H56V20H55ZM58 21H56V23H58ZM62 21L59 22V24H58L59 26L62 24V23H61ZM87 21H88V22H87ZM99 21H100V20H99ZM109 21H110V20H109ZM179 21L181 22V20H179ZM182 21H183V20H182ZM198 21H199L200 23H199ZM36 22H37V23H36ZM46 22H45V23H46ZM93 22H94V21H93ZM100 22H101V21H100ZM104 22H105V21H104ZM115 22H116V21H115ZM115 22L112 21V25H113V27L115 28L116 26H118V28H121V26L119 27L120 24H119L118 22H116V23H117V25H116ZM133 22H134V24H133ZM160 22H163V21H160ZM175 22L172 21V24H174ZM191 22H192V21H191ZM3 23H4V24H3ZM5 23H6V24H5ZM35 23H36L37 25H36ZM40 23H41V25H38V24H40ZM60 23H61V24H60ZM91 23H92V22H91ZM91 23H90V24H91ZM97 23H98V22H97ZM108 23H110V22H108ZM108 23H106V24H108ZM113 23H114V24H113ZM139 23H137V25H140ZM197 23H198V24H197ZM2 24L5 25V26H3ZM32 24H33V25H32ZM101 24H103V23H101ZM110 24H111V23H110ZM131 24H133V25H131ZM152 24H155V23H151V25H152ZM157 24H156V25H157ZM162 24H164V23H162ZM178 24H179V23H178ZM182 24H183V25H182ZM187 24H188V25H187ZM31 25H32V26H35V25L38 26V29H41L42 32H40V30L37 31L36 27H35L36 30H35V29L32 30L34 27H32V29H31V28H30ZM74 25H73V26H74ZM93 25H94V24H93ZM95 25H96V24H95ZM98 25H99V24H98ZM98 25H97V26H98ZM114 25H116V26H114ZM130 25H131V26H130ZM159 25H160V24H159ZM189 25H190V26H189ZM29 26H30V27H29ZM108 26H109V25H108ZM124 26H127V29H126ZM135 26H136V25H135ZM187 26H188L189 29L191 28L193 31H190L191 29H190V30L187 29ZM4 27H5V28H4ZM39 27H40V28H39ZM50 27H51V28H50ZM79 27H83V26L80 25ZM104 27H105V26H103V28H104ZM109 27H110V28H109L110 31H108V28H107L106 31L109 32L110 34H112V33H111V30H112V32H113L115 29L113 30V29H111V28H112L111 26H109ZM157 27H158V26H157ZM184 27H185L186 29H184ZM48 28L50 29V31H49ZM75 28H76V27H75ZM93 28H94V26H93ZM103 28H102V29H103ZM124 28H125L126 30H124ZM141 28H142V30H141ZM211 28H212V29H213V28H214V29H217V32H219V30H220L219 35H218V33L216 34V30H212ZM0 29H1V28H0ZM52 29H53V30H52ZM54 29H55L56 32H54V33H50L51 30L54 31ZM56 29H57V30H56ZM77 29H79V28H77ZM96 29H97V28H96ZM102 29H101V31L104 32V29H105V28H104L103 30H102ZM116 29H117V27H116ZM135 29H136V28H135ZM159 29H160V26H159ZM179 29H181L182 32H180ZM3 30H4V33H3ZM67 30H68V28H67ZM71 30H72V31H71ZM91 30H92V29H91ZM94 30H95V29H94ZM119 30H120V29H119ZM132 30H133V29H132ZM132 30H130V31H132ZM139 30H140V31H139ZM156 30H158V29H156ZM163 30H164L165 32H164ZM168 30H170V32H169ZM175 30L178 31V32H174ZM210 30H211V31H215L213 35H211L212 33H211ZM16 31H18V32L15 34ZM23 31H24V32H23ZM32 31L35 32V33H31ZM36 31H37L38 33H37ZM92 31H93V30H92ZM106 31H105V33H107ZM153 31H154V30H153ZM153 31H152V33H153ZM166 31H167V32H166ZM171 31H172V33H171ZM189 31H190V32H189ZM209 31H210V32H209ZM48 32H49L50 34H49ZM69 32H70V33H69ZM76 32H74V33H76ZM82 32H83V33H82ZM94 32H95V31H94ZM120 32H121V31H120ZM150 32H151V31H150ZM150 32H149V35H150ZM154 32H155V31H154ZM156 32H157V31H156ZM156 32H155V33H156ZM163 32H164V33H163ZM2 33H3V34H2ZM19 33H20V34H19ZM45 33H46V35L49 34V35H47V37L49 36V38H47V37L44 36ZM57 33H56V34H57ZM96 33H97V32H96ZM109 33L107 34V36L109 35ZM122 33H123V32H122ZM126 33H129V31L126 32ZM155 33H154V34H155ZM157 33H158V32H157ZM157 33H156V34H157ZM170 33H171V34H170ZM180 33L182 34L181 36H180ZM14 34H15V35H14ZM17 34H18V36H20L19 38H18V36H17L18 41H19L20 38H23L24 43H25V41H28V39H29V42H28L27 45H28L30 51L28 50V48H27L28 51H24V49H22L23 47L26 48V46H27L26 43L22 45V44H20V42L23 43V41H19V46L21 45V46L19 47V46H18V43H17V40H15V39H17V38L14 37V38L12 39V37H13V36H16ZM24 34H26V35L28 34L29 36H28V35L25 36ZM52 34H53V36H52ZM64 34H65V35H64ZM114 34H116V33L113 32L112 35L114 36ZM117 34H119V33L117 32ZM129 34H130V33H129ZM129 34H128V35H129ZM134 34H135V35H134ZM156 34H155V35H156ZM168 34H169V35H168ZM92 35H93V34H92ZM100 35H101V34H100ZM103 35H104V34H103ZM130 35H131V34H130ZM155 35H153V36H155ZM158 35H159V34H158ZM210 35H211V36H210ZM214 35H215V36L218 35V36H217L218 38H216ZM32 36H33V35H32ZM110 36H111V35H110ZM113 36H111V37L113 38ZM132 36H131V37H132ZM134 36H136V38H135ZM151 36H152V35H151ZM174 36L176 37V35H174ZM201 36H204L205 39L202 38ZM208 36H210V37H212V38H208ZM213 36H214V37H213ZM26 37H27V40H25ZM28 37H31V39L28 38ZM33 37H35L36 39H39V37H37L36 35H34ZM56 37H55V38H56ZM76 37H77V38H76ZM119 37H120V36H119ZM124 37H125V36H124ZM126 37H127V35H126ZM199 37H200V38H199ZM79 38H80V39H79ZM87 38H88L89 40H87ZM95 38H96V37H95ZM97 38H98V37H97ZM99 38H100V37H99ZM99 38H98V39H99ZM107 38H109V37H107ZM107 38H106V39H107ZM151 38H152V37H151ZM151 38H150V39H151ZM193 38H194V39H193ZM195 38H197V39H195ZM207 38H208V39H207ZM214 38H215V40H213ZM11 39L14 40V41L17 43V45H13ZM90 39H91V40H90ZM103 39H104V38H103ZM117 39H118V38H117ZM124 39H125V38H124ZM152 39H153V38H152ZM165 39H164V40H165ZM169 39L165 40V43H163V44L166 45V48H165V49H167V47H168V45H169V44L166 43V41L168 42ZM182 39H181V40H182ZM192 39L194 40V43L192 42ZM201 39H203L205 45L203 44V41H202ZM210 39H211V41H213L214 43H215L216 40H217V41H216V43L214 44L213 42L210 41ZM263 39H264V38H263ZM30 40H31V41H30ZM55 40H56V39H55ZM78 40L81 41V42H80V45H78V44H79V42H77ZM84 40H83V41H84ZM96 40H97V39H96ZM101 40H102V38H101ZM108 40L110 41V39H108ZM108 40H107L106 42H108ZM112 40H113V39H112ZM138 40H137V41H138ZM155 40H156V39H155ZM164 40H163V41H164ZM185 40H186V41L191 40L190 42L194 44V46L192 47V49H191V46H192V45L189 47V49H191V50L188 49L189 44L186 46V41H185ZM196 40H197V41H200V43H199V42H198V43H199V44H203V46H205V47L208 48V49H206L205 47H201V49H199V47H200L201 45H199L198 43H196V45H195V41H196ZM206 40H207V41H206ZM14 41H13V42H14ZM32 41H34V42L32 43ZM50 41H51V40H50ZM50 41H49V42H50ZM98 41H99V40H98ZM117 41H119V39H118ZM123 41H124V40H123ZM131 41H130V42H131ZM140 41H141L142 43H141ZM151 41H152V40H151ZM172 41H173V40H172ZM209 41H210V43H212V44L209 43L211 46L208 44L209 47H211V48H209V47L207 46V43H208ZM262 41H264V40H262ZM10 42L12 43V45H13L14 47H11L12 45H10V44H11ZM15 42H14V43H15ZM30 42L32 43L31 45H30ZM55 42H56V41H55ZM99 42H101V41H99ZM112 42H113V41H112ZM112 42H110V43H112ZM154 42H155V41H154ZM156 42H157V41H156ZM156 42H155V43H156ZM190 42H189V43H190ZM206 42H207V43H206ZM16 43H15V44H16ZM103 43H104V42H103ZM127 43H128V42H127ZM149 43H150V42H149ZM149 43H148V44H149ZM152 43H153V42H152ZM155 43H154V44H155ZM168 43H169V42H168ZM171 43H170V44H171ZM182 43H184V44H182ZM99 44H101V43H99ZM129 44H130V43H129ZM129 44H128V46H129ZM143 44H144V45H143ZM41 45H43V44H41ZM50 45L52 46L51 49H50ZM68 45H69V44L67 43V44H66L67 49H68ZM106 45H107V44H106ZM108 45L110 46V44H108ZM119 45H120V46H119ZM126 45H127V44H126ZM142 45H143V46H142ZM183 45H184V46H183ZM9 46H10V47H9ZM17 46H18V51H20L19 54H20V53H23V52H21V51H24L25 54L27 53V54H26V57L29 56V54H30V57H29L30 59H29V58H26V57L24 58V56H20L21 54H20V55L18 54V55H19V58L21 57L20 59H22V57L24 58V59H22V60H25V59L27 60V59H28L27 62H26V61H22L24 64L21 65V64H20L21 60L18 58V55L16 54L17 57H15V60H16L17 63L19 62L17 65L22 66V67L18 68V71H19V72L17 73V67H18V66L16 65L15 60L12 61V62L15 63V64L13 63V64L15 65L14 67H16V70H15L16 73H15L14 70H13L14 68L12 69L11 66H10V65H12V64H10V63H11V62H10L11 60H10V58L8 59V57H9L8 55L11 54L10 56H12V54L14 53L13 56H16V55H15V51L17 50V48H16ZM132 46H131V47H132ZM169 46H170V45H169ZM185 46H186L187 49L185 48ZM212 46H213V47H212ZM21 47H22V48H21ZM35 47H36V51H35ZM54 47H53V48H54ZM107 47H108V46H107ZM116 47H117V48H116ZM119 47H120V48H119ZM137 47H139V45H138ZM150 47H151V48H150ZM236 47H237V48H236ZM11 48H12V49H15V48H16V49H15V51H13ZM58 48H59V49H58ZM140 48H139V49H140ZM170 48L168 47V49H170ZM203 48L206 49L207 51L205 52ZM20 49H22V50H20ZM85 49H86V50H85ZM89 49H88V50H89ZM168 49H167L166 51H169ZM184 49H185V52H186V50H187V52H188V51H189V52H188V53L186 52V54H185ZM198 49H199V50H198ZM209 49H211L213 52H212V51L210 52ZM235 49H237L238 52H233V51H237V50H235ZM7 50H8L9 52H10V50H12V53H11V52H10V53L8 52V53H9V54L7 53V54H8V55H7L8 57H4V56H5L4 54L7 52ZM25 50H26V49H25ZM37 50H38V51H37ZM41 50H42L43 52H40ZM48 50H49V51H48ZM54 50H55V51H54ZM84 50H85V51H84ZM117 50H116V52H117ZM152 50H153V52H152ZM162 50H163V49H162ZM174 50H177V51L179 50L180 53L177 52V51H176V52H177V53H176ZM200 50H201L202 53H204V52H205V53L210 52V54L207 53V55L209 54L208 57H207V55H206L205 53H204V54L200 53ZM18 51H17V53H18ZM67 51H68V52H67ZM83 51H84V52H83ZM98 51H99V49H98ZM111 51L109 52V54L111 53ZM136 51H137V50H136ZM29 52H32V53H29ZM44 52H45V53H44ZM88 52H89V54H88ZM104 52H105V51H104ZM123 52H124V51H123ZM133 52H134V53H133ZM151 52H152V53H151ZM172 52H170V54H169V56H170L171 58H173V57L171 56ZM239 52H240V53H239ZM2 53H3V54H2ZM28 53H29V54H28ZM37 53H38V54H37ZM58 53H57V55H58ZM118 53H119V52H118ZM136 53H137V52H136ZM161 53H162V52H161ZM178 53H179V55H178ZM183 53H184L185 55H184ZM199 53H200V55H202V56H203V55H204V56L206 55L205 57H204V56H203V57H204V58L207 57L208 59H204L203 57H202L203 59H200V60H199V58H198V60L195 59V58L198 57ZM235 53H236V54H235ZM237 53H239V54H238L239 56H236V57H237V60H236L234 56L237 55ZM65 54H66V55H65ZM22 55H24V54H22ZM49 55L52 56V57H54V58L51 59V57H50ZM74 55H75V54H74ZM87 55L89 56V59H88V56H87ZM100 55H103V56H100ZM115 55H116V54H115ZM200 55H199V57H200ZM13 56H12V57H13ZM82 56H81V57H82ZM104 56H105V57H104ZM116 56H117V55H116ZM134 56H135V55H134ZM158 56H159L160 58H158V60H157V57H158ZM161 56H162V57H161ZM165 56H166V55H165ZM167 56H168V55H167ZM173 56H174V55H173ZM196 56H197V57H196ZM260 56H261V58H260ZM12 57H11V59H12ZM60 57H59V58H60ZM74 57H75L76 59H74ZM106 57H107V58H106ZM109 57H110V55H109ZM131 57H133V56L131 55ZM140 57H141V56H140ZM174 57H175V56H174ZM262 57H263V58H262ZM1 58H2V57H0V60H1ZM13 58H14V57H13ZM16 58H17V59H16ZM45 58H47V62H46V63L50 64V65H51V66H50L51 68H50L48 65H47V68H46V63H43V62H45V60H46ZM49 58H50L51 60H50ZM57 58H58V57H57ZM63 58H61L60 60H64V59H65V58H64V59H63ZM95 58H94V59H95ZM98 58H102V60H100V59H98ZM103 58H106V60H105V59L103 60ZM124 58H125V59H124ZM135 58H136V57H135ZM141 58H142V57H141ZM166 58H167V57H164L165 61L168 59V58H167V59H166ZM176 58L174 59L175 61L178 60V59L176 60ZM189 58L187 59L188 61H189ZM200 58H201V57H200ZM44 59H45V60H44ZM48 59H49L50 61H49ZM77 59L79 60V62H77V61H78ZM82 59H83V60H82ZM90 59H91V60H90ZM129 59H130V57H129ZM146 59H147V60H146ZM238 59H239V60H238ZM8 60H10V61H8ZM12 60H13V59H12ZM19 60H20V61H19ZM29 60H30V61H29ZM39 60H40V61H39ZM43 60H44V61H43ZM57 60H58V59H57ZM57 60L54 59V61H57ZM80 60H81V61H80ZM88 60H89V62H88ZM109 60H110V58H109ZM117 60H118V59H117ZM143 60H145L144 63H143ZM245 60L247 61V63H248L249 61H250V63L252 62L253 65H254V66H257V67L255 68V67H253V65L251 64L252 67H253L252 69H251V68L249 69V67H251V66H249L248 68H246V67L248 66V64L250 65V63L246 64ZM41 61H42V63H40ZM48 61H49V62H48ZM54 61H51V63H53ZM82 61H84L85 64H86L87 62L90 64V63H92L93 61H95L96 63L100 64V66L102 65V61H103V62L105 61V62H104V63H105L104 65H106V66L103 67V65H102V67L105 69V70H103V71H105V72H104V75H105L106 73L108 74V72H109V71H106L107 68H108V69L110 68V69H113V70H110V69H109V70H110V73H109L110 75H107V74H106L107 76L105 75L104 78L107 77V79H108L109 76H112V78H109L108 80L105 78L106 80H105V79L103 80V77H102L103 75H101V76H100V78H101V80H102V81H100L101 83L96 82V81L100 80V79H98V80H96V79L98 78V75H100V72L103 74V71H100V70H102L103 68H100V66H98V67L95 68L94 66H97L98 64L95 65L94 62H93L94 65H93V63H92L91 66L87 63V64L90 66V68H91V70H90L89 66L85 65L84 62H82ZM99 61H101V63H100ZM122 61L127 62V65H126V63L124 62V63H125V66H123L124 63H123ZM133 61H136V59L133 60ZM146 61H147V62H148V61L151 62V65H150V63L148 62V63H149L148 65H150L149 67L147 66V64L145 65ZM169 61H170V60H169ZM175 61H174V62H175ZM194 61H195V63H193ZM235 61H236V62H239V64H237V63L235 64ZM243 61H244V62H243ZM28 62H30V63H28ZM114 62H115V61H114ZM118 62H115V63H118ZM121 62L123 63V65H122ZM141 62H142V63H141ZM158 62H159V63H158ZM171 62H172V61H171ZM240 62H241V63H244V64H246V65H243V64H242V66H241V65H240L241 63H240ZM4 63H5V64H4ZM26 63L30 64V65L32 66V69H33V70L30 69V68H29L30 65H28V64H26ZM32 63L35 64L36 67H33ZM62 63H64L65 65L62 64ZM138 63H139V65L142 66V68H141L140 66H138ZM140 63H141V64H140ZM153 63H154V64H153ZM163 63H164V62H163ZM167 63H169L168 60H167ZM167 63L165 62L166 65H168ZM175 63H176V62H175ZM25 64H26L27 66H26ZM43 64H44V65H43ZM83 64H84L85 66H83ZM157 64H158V65H157ZM160 64H161V63H160ZM165 64H162V65L164 66ZM172 64H173V63H172ZM262 64H263V65H262ZM1 65H2V64H1ZM24 65H25V66H24ZM39 65H40V66H39ZM53 65H54V64H53ZM70 65H71V66H70ZM143 65H145V67L147 66V67L145 68L146 70L143 68V67H144ZM162 65H161V66H162ZM166 65H165V66H166ZM190 65L193 67V69H192V67H191ZM221 65H222V66H221ZM237 65H238V66H237ZM261 65H262V67H261ZM23 66H24V67H27V69H26L25 71H27V73H28V72H31L32 75L36 74V73H33V72H35V70L38 69V66L41 67V68H39L37 71L40 70L38 73H41V74L44 73V74H42V77H41V74H39L38 76H40V78H39L37 75H36L37 77H36L35 75H34V76L31 75V77H32L31 79H33V81L31 80L29 85H31L32 82L35 83V82H34L35 80H37V81H36V82H37L36 85L38 84V82H40V81H42V80H43L42 82H44V81L46 80L44 83H46L48 80H49L48 82L52 81V82H50V86H51V88H50V86H49V88H50V89H53V92H54L55 95H54L53 93H50L48 87H47L46 89H48V91H49L50 94H47L48 92H47L46 90H44L45 87H46V84H47V83H46V84H44V83L42 84L43 87H44V88H43L42 85H40L42 82H40L39 86H41L43 89H42V88H39V86L37 85V89L39 88L40 90H43V91H44L42 94H41V91H40V90H38L40 93L37 91L36 87H35L34 89H32L31 86L28 85V86L31 88V89L29 90V89H28L29 87L26 86V84L29 83V79H30V77H28V76H29L28 74H27L28 76L25 75V77H28V80H27V78H26L25 81H24L23 78H22L23 80L21 79V80L23 81V83H20L19 86L22 87L21 84H23V87H22L21 89H19L18 86H17V84H19V82H21V80L19 79V80H20V81H19V80H17V79H18V77H19V74L21 73L20 71H22L23 73L25 72V71H23V70L25 69ZM31 66H30V67H31ZM42 66H45V69H44V67H42ZM81 66H82V67H81ZM92 66H93V67H92ZM107 66H108V67H107ZM110 66H111V67H110ZM119 66H118V67H119ZM169 66H170V65H169ZM173 66H174V65H173ZM215 66H218V67L220 66L221 68L224 67V69L227 70V71H229V73H230V71H232V70L234 69V72L232 71V73H230V75L227 74V75H228V76H227V75H226V71H225L224 69L222 70V69L220 68V69L222 70V75H221V73H220L221 70L218 69V68L215 67ZM234 66H235V68H236V66H237V68H239V69H240L239 66H241L242 68H244L243 66H246L244 69H246L247 71H248V69H249L251 72H249V71H248L249 73H248V72H242L244 69H243L242 71H241V70H235ZM1 67H2V66H0V68H1ZM3 67H2V68H3ZM12 67H13V66H12ZM48 67H49V68H48ZM106 67H107V68H106ZM135 67H136V68H135ZM174 67H175V66H174ZM231 67H232L233 69H231ZM260 67H261V68H260ZM21 68H24V69H21ZM28 68H29L30 70H32V71H28ZM65 68H66V69H65ZM77 68H79V70H75V69H77ZM152 68H151V70H150V69H149V70L152 71ZM180 68H176V69H180ZM216 68H217L218 70H217ZM242 68H241V69H242ZM9 69H10V72L12 71V72H11L12 74H10V75L13 76L14 74H17V75H15V76H17V79H16L15 76H14L15 78L12 77V76H9V77L7 76V73L9 72ZM11 69H12V70H11ZM19 69H20V70H19ZM43 69H44V70H43ZM46 69H48V70H47V73H45V72H46V71H45ZM51 69H53V70L58 69V70L55 72V71H53V70H51ZM108 69H107V70H108ZM118 69H119V68H118ZM137 69H138V70H137ZM143 69H144V70H143ZM174 69H175V68H174ZM213 69H215L214 72H213ZM254 69H255V70H254ZM4 70L7 71V72H5L6 74H4ZM42 70H43V72H41ZM74 70H75V71H74ZM116 70H117V68H116ZM123 70H122V71H123ZM129 70H127V71H129ZM133 70H132V72H133ZM135 70H136V71H135ZM141 70L144 71V72H142ZM155 70H156V69H155ZM159 70H158V71H159ZM169 70H171V72H170L171 74H170V75H168ZM180 70H181V69H180ZM216 70H217V71H216ZM246 70H245V71H246ZM37 71H36V72H37ZM44 71H45V72H44ZM50 71H51V72H50ZM118 71H119V70H117V72H118ZM163 71H164V72H168V73H165V74H164ZM178 71H179V70H178ZM223 71H225V72L223 73ZM236 71H237V72H236ZM238 71H239V73H238ZM240 71H241V73H240ZM10 72H9V73H10ZM52 72H53V73L55 72V74H53ZM57 72H58L59 74H58ZM78 72H77V73H78ZM86 72H85L84 74H87ZM111 72H112V73L114 72L113 75L111 74ZM123 72H126V71H123ZM132 72H130V73H132ZM153 72H154V70H153ZM215 72H216V73H215ZM218 72L220 73L219 76L221 75L220 78L222 77L221 80H220V79H219V80H215L216 78H218V76H217V75H218V74H217ZM13 73H14V74H13ZM31 73H30V74H31ZM38 73H37V74H38ZM79 73H80V72H79ZM98 73H99V74H98ZM120 73H122V72H120ZM148 73H149V71L147 72V74H148ZM150 73H151V72H150ZM155 73L157 74V72H155ZM172 73H173V76H174V77H172ZM175 73H177V75L180 74V75L182 76V79H181L182 81L179 79V77L181 78L180 75H179L178 78H177V76L175 77V75H176ZM178 73H179V74H178ZM233 73H234V74H233ZM245 73H246V74H245ZM25 74H26V72H25ZM56 74H58V75H56ZM69 74H70L72 77H71ZM72 74H73V75H72ZM134 74H133V76L135 77ZM160 74H161V73H160ZM200 74H201V76L204 75V76L206 77V78H203L204 76H202V78H203L205 81H204L202 78H200ZM216 74H217V75H216ZM223 74H224V75H223ZM237 74H238V75H237ZM20 75H21V74H20ZM43 75H44V76H43ZM55 75H56V76H55ZM76 75H77V74H76ZM114 75H115L116 77H118L119 81H117L118 79L115 78ZM124 75H126V73H125ZM128 75H129V73H128ZM128 75H127V76H128ZM151 75H152V74H151ZM153 75H155V74H153ZM164 75H165V76H164ZM167 75H168V76H167ZM5 76H6L7 78H5ZM23 76H24V75H23ZM73 76H74V78H76V79H74ZM113 76H114V77H113ZM145 76H146L147 79L145 78ZM159 76H160V75H159ZM159 76H158V77H159ZM197 76H199V77H197ZM208 76H209V77H208ZM216 76H217V77H216ZM11 77H12V78H11ZM21 77H22V76H20L19 78H21ZM33 77H34V78H33ZM35 77H36L37 79H35ZM55 77H56V80H55ZM57 77H58V78H57ZM59 77H60V78H59ZM64 77L66 78L65 81H66V80L68 81V78H67V77H69V78L71 77L69 80H71V81L73 80V82H74V80H75V82H76V80H78V82H76V83H78V85L75 84V82H74V83H73V82L71 83V81H69L70 84H75V85H77V86L80 85V83H81L82 80H85L86 83H84V81H82V82H83V84L85 85V87L89 89V90H88V91H90L89 94H91L92 91H93V93L91 94L92 97H93L94 95H95V97H96V95H98V94L100 93V94H99L100 96H99V95H98L99 97L97 96L98 98H100V99H99V102H98V100H97V99H98L97 97L95 98L96 100L93 99V100H94V101H93V100H92V97H90V98H91V99H90V98H88V97H89V96H88L86 100H88V101L92 100L93 103H92V102H89L90 105H89V104L87 105V102H88V101H87V102L84 101L83 96H82V98H83V100H82L81 95H80V94H82V95L84 94V96H85V94L88 93V91L86 90V88H84V85L81 83V86H80V87H82V89L80 90V91H81V92H80V91L78 90L80 87H76L75 85H70V84L67 83V82H63V84H60V83H61L60 80L63 81V80H64V79H63ZM152 77H153V76H152ZM155 77H156V75H155ZM155 77H154L153 79H155ZM158 77H157V78H158ZM195 77H197L198 79H196ZM8 78H9V79H8ZM38 78H39L40 81L38 80ZM41 78H42V79H41ZM72 78H73V79H72ZM140 78H141L143 81H144V80H145V81L142 82V83H140V80H141ZM174 78H177V79H174ZM187 78H186L185 80L188 82ZM58 79H59V81L57 82ZM62 79H63V80H62ZM93 79H95V80H93ZM110 79H111V80H110ZM116 79H117V80H116ZM163 79H165V80H163ZM178 79L180 80V82H179ZM194 79H195V82H194ZM223 79H224V80H223ZM134 80H135V81H134ZM142 80H141V81H142ZM151 80H152V79H151ZM174 80H175V81H174ZM177 80H178V81H177ZM185 80L183 81V83L185 82ZM222 80H223V81H222ZM79 81H80V82H79ZM124 81H126L127 83L124 82ZM133 81H134V82H133ZM155 81H154V82H155ZM176 81H177L178 84L180 83V88H179L180 90L178 89V86H177L178 84H176ZM17 82H18V83H17ZM25 82H27V83H25ZM122 82H123V84H124V83H126V84H125V85H122ZM149 82L152 84L153 81H149ZM166 82H167V85H168L169 82H168V81H166ZM173 82H171V83H173ZM24 83H25V87H24ZM51 83H53V84H51ZM139 83H140L141 85H140ZM147 83H148V81H147ZM163 83H164V82H163ZM193 83H195V84L197 83L195 87H196L198 90H199V89H203L205 92L202 91V90H201V91H198L194 86H191V85H194ZM208 83L211 85V87H210V85H209ZM48 84H49V83H48ZM59 84H60V85H59ZM66 84H67V85H66ZM68 84H69L70 86H69ZM113 84H115V86H114ZM148 84H149V83H148ZM148 84H147V85H148ZM164 84H165V83H164ZM164 84H163V85H164ZM207 84H208L209 86H208ZM34 85H35V84H34ZM34 85H32V87H34ZM82 85H83V86H82ZM87 85H89L91 88L88 87ZM149 85H150V84H149ZM149 85L145 88L146 91H144L145 89L143 90L144 92H147V89H148ZM156 85H157V84H156ZM169 85H170V84H169ZM175 85L177 86V88L175 87V89H174V86H175ZM63 86H66V87L68 86V87H67L68 89H66V90H67V92L70 91L69 94H70V93H73V92H71L72 89H74V91H77V90H78V92H79V93L77 92L78 95H77L76 92H75V93H76V95L79 96V97L75 96V94L73 93V94H72V95L74 96V99H73V98H71V95H68V94L65 93L66 90H65V92H63V90H62V91H59V88H60V89H61V88H66V87H63ZM74 86H75L76 88H73ZM106 86H107V87H106ZM126 86H127V85H126ZM152 86H153V84H152ZM205 86H206V87H205ZM207 86H208L209 88H207ZM212 86H213V87H212ZM70 87H71V88H70ZM105 87H106V88H105ZM128 87H129V86H128ZM128 87H127V88H128ZM166 87H167V86H166ZM168 87H171V86H168ZM192 87H193V88H192ZM203 87H204V88H203ZM214 87H215L216 89H215ZM17 88H18L20 91H19ZM69 88H70L71 90H69ZM92 88H93V89H92ZM130 88H128V89H130ZM142 88H143V89H142ZM151 88H152V87H151ZM186 88H187V89H186ZM194 88H195L196 91H197L195 94H193V93L195 92V89H194ZM205 88H206L207 90H205ZM210 88H213L212 91L214 90L213 93H212L213 96H214V93L216 92V93H215V96H216V97H218L219 95L222 94L221 91L223 92V94H224V92L228 91L227 94L225 93V96H224V95L221 96L222 99H221L220 97H218V98H220V99H219L220 102H221V100H223V97H224V98L226 97L227 99H229V100L231 101V102L228 103L229 105L226 106V103L228 102V101L226 100V98H225L226 101L224 100L225 103H224V102H223V103H220V102L217 100L218 98L216 99V97H214L215 99H212L213 97L211 96V100H212V101H211V105H212V103L214 104V103L216 102V100H217V101L219 102V104H217V107H218L220 104H222V105H221V106L223 107L222 109H223V111H225V110H226V109H225V106H226V108L232 106V107H231V110H232V109H234V110L236 109V110H235V113L233 112L234 110L231 111V112H232V113H231V112H230V108H229V110H228V108H227V110H228L230 113L226 110V111H225V114H226V115H225L224 112L222 111V109H220L221 107H218V109L221 110V111L219 110V112L222 113L221 116H218L217 113H218L219 115H220V113L217 111L218 109H217V107H216L215 105H213V106H209L208 108H207V106L203 105V104H205V103L208 101L206 98L209 99L208 102H209V104H210V98H209L210 96H209V95H211V92H212ZM6 89H7V90H6ZM75 89H76V90H75ZM83 89H84V91L86 90L84 93H83ZM90 89H92V90H90ZM109 89H110L111 92L109 91ZM169 89H170L172 92H171ZM176 89H178L179 91H176ZM184 89H186V90H184ZM193 89H194V91H193ZM218 89H219V90H218ZM231 89H234V90L231 91ZM237 89H238V92H236ZM246 89H249V90H248L249 92L246 91ZM4 90H6V91H4ZM31 90H32V91H31ZM33 90H34V91H33ZM68 90H69V91H68ZM136 90H135V91H136ZM148 90H150V89H148ZM188 90H189V89H188ZM209 90H210L211 92H210ZM215 90H216V91H215ZM229 90H230V92L233 93V94H234V91H235L236 95H237V93H238V94L241 93V95H240V94H239L240 96L237 95V96H236V97L238 98V99H237V98L234 96L235 94L233 95V94L229 93ZM45 91L47 92V93L45 94V96H46V97L48 96V97L50 98V96L52 95V97H55V98H54V99H55V102H54V99H53V98H52V99L50 98L51 100H48V99H47V100L49 101V102H48L47 100H45L46 97L43 96L44 99L42 98V100H43L42 103H44V104L46 103V105L43 104V106H47V107H48V105L50 104V102H51L52 104H53V102H54V104H53L54 109H55L56 107L58 108V107H59L58 105H61L62 103H61L60 101L58 102V100H56V98L59 99V100H61V101H63V100H66V99L68 100V96H69V100H70V101H71L72 99H73V101H75V100L78 98V99H77L78 101H75V102H77V103L74 102L76 106L79 104V100H82V101L85 102V103H83V102L81 101L80 105H78V106H81V105L84 104V106H85L86 108H88V107L90 106V107H89V108H90V111L92 110V108H93V111H94V109H95V112H93V111L90 112V111H89L88 114H87V112H88L89 108H88V109H86V108H85V109H82L83 106H82V108L80 107V108H81L80 110L82 111V112L80 111L81 113L78 112V110H79L78 106H77L78 110H77L76 107H75L76 110H69V111H74L73 114H78V115H79V114L83 115V113H85V110H87V112H86V116H85V114H84L85 117H84V116H83V117L86 118V117L89 116V118H88V122H86L87 120L82 119V118H83L82 116H81L82 118H80V120H81V121L84 120V124H85V122H86V123H89L90 125H89V124H85V126H84V125L82 124L83 122H81L80 120H77V118H79L80 116H77V117L75 118V116H73V115H72V116H71V115H68L69 113H67L68 116H67V115H66V116H67V117L71 116V117H70V120H69L68 118L65 119V117H66L65 114H66V113H65L64 111H66V108H67L66 106H68L69 103H71V104L73 103V102H70V101H67V104H68V105L65 106V107H66V108H64L65 110H63L62 107H64L66 101H65V103H63L64 105L62 104L63 106H60V107H59V108H61V110L58 108L59 111H62V113L59 112V111H56V112L53 111L54 109H53V107H52V104H50V106H49L48 108H46V107L43 108V106H41V107L45 110V111H42L43 109H41V107L39 108V104L42 105V104H41V98H40V97L45 93ZM72 91H73V90H72ZM95 91H96V94H94ZM114 91H113L112 93H114ZM125 91L127 92V89H126ZM140 91H141V92H140ZM218 91H219V93H221V94L218 93L219 95L217 96V92H218ZM14 92H15V93H14ZM32 92H35V93H32ZM60 92H61V93H60ZM62 92H63V94H62ZM106 92H105V93H106ZM116 92H115V93H116ZM119 92H120V93H119ZM130 92H131L132 94H131ZM199 92L201 93V95H200ZM243 92H244V93H243ZM246 92H248V93H246ZM64 93H65L66 95H64ZM129 93L132 95V97H131V95H130ZM137 93H139V95H137ZM202 93H203V94H202ZM204 93H205V94H204ZM249 93H250V95H248ZM61 94H62V95H61ZM89 94H87V95H89ZM168 94H169V93H168ZM168 94H167V95H168ZM242 94H245V95H242ZM8 95H9V96H8ZM49 95H50V96H49ZM87 95H86V96H87ZM127 95H128V96H127ZM133 95H134V96H133ZM135 95H137V97H139V96H141V97L144 96V98H145L146 101H143V102H142L140 99L143 100V98H140V97H139L140 99H138V98H136ZM149 95H151V91H150V94H149ZM149 95H148V96H149ZM156 95H157V94H156ZM177 95H178V93H177ZM227 95H228V96H227ZM230 95H231V97H234V98H236L237 100H235L234 98H229ZM246 95H247L248 97H247ZM64 96H66V97H65L66 99H64ZM86 96H85V97H86ZM107 96H106V97H107ZM124 96H125V97H124ZM148 96H146V97H148ZM238 96H239V97H238ZM251 96H252V98H250ZM58 97H60V98H58ZM114 97H117V99H115ZM123 97H124V98H123ZM126 97H128V98H129V97H131V98L135 97V98H134L135 100L129 98V99H131V100H130L131 103H130V102H129V99H128V98L126 99ZM175 97L178 98V96H175ZM186 97H185V98H186ZM195 97H196V96H195ZM3 98H4L5 100H4ZM26 98H27V99H26ZM39 98H40V99H39ZM70 98H71V99H70ZM79 98H80V99H79ZM93 98H94V97H93ZM102 98H103L104 100H103ZM113 98L115 99V102L113 101ZM120 98H121V99H120ZM148 98H149V97H148ZM148 98H147V99H148ZM151 98H152V97H151ZM154 98H155V97H154ZM164 98H166V99L170 98V99H168V100H171V101L174 103V105H172L173 103H172L171 101H170L171 104L168 103V102H169V101H168V102H167L168 104L166 103L167 105H165L164 103L166 102V101H165L166 99L163 100ZM253 98H254V100H255V103H257V104L253 103V105H251L252 102H254V101H252ZM256 98H257V99H256ZM24 99H26L28 102H25L26 100L24 101ZM89 99H90V100H89ZM107 99H108V101H107ZM136 99H138V100L141 101L142 103H141V102H137ZM149 99H150V98H149ZM173 99L176 100L177 102L175 101V102H176V103H175ZM180 99H181V101H179ZM186 99H187V98H186ZM194 99H195V98H194ZM233 99H234V100H233ZM250 99H251V101L249 102ZM263 99H264V98H263ZM263 99H262V100H263ZM9 100H10V103H9ZM34 100H37V103H39V102H40V103H39V104H36L38 110H37L35 107H33V110H36L37 113H36V111H35V113L32 112V113L34 114V115H33V114H32V115L35 116V117H37L38 113H40L39 111H40V110L42 111L41 114H44L45 117H44L43 115L41 116V114H39L38 116L41 118V120H42V118H43V121H44V118H45V121H46L45 124L48 122V124H46V125H47V126L50 125L49 127H51V128H49V131L46 129V128H47L46 125H45L46 127L43 126L44 129L47 130V131L45 130V134H46V132H47L46 135H48V136H46L44 133H41V136H42V134H43V136H42V137H39L40 135H39L38 132H39L41 129H38V127L36 128L35 126H39V124H40V126H41V124H43V123H42L43 121H41L39 117H37L36 119H35V117H34V119L36 120V122H38V121L41 122V123H39V124H38V123L36 124L35 120H33V118H31V117H33V116L30 115V113H29V112H30V111H29V110H30L29 108H31V107H29V106H30V105L33 106V105L36 103ZM39 100H40V101H39ZM52 100H53V101H52ZM127 100H128V101H127ZM133 100H134L135 104H136V102H137V105L134 104ZM159 100H160V101H159ZM183 100H184V99H183ZM190 100H192V98H191ZM213 100H215V102H214ZM232 100H233V102H232ZM262 100H261V101H262ZM4 101H5L6 103H8V104L4 103ZM44 101H45V102H44ZM56 101H57V102H56ZM100 101H102V102H100ZM161 101H165V102H161ZM185 101H186V100H184V102H185ZM205 101H206V102H205ZM30 102H31L32 104H31ZM47 102H48V103H47ZM113 102L116 103V104H113ZM119 102H121V101H119ZM126 102H127V103H126ZM128 102H129V104H128ZM144 102H145V103H144ZM159 102H161V103L163 104V106L165 105L164 108H163V106H162L161 103L158 104ZM193 102H192V103H193ZM208 102H207V103H208ZM259 102H260V101H259ZM2 103H3L4 105H2ZM27 103H28V104H27ZM33 103H34V104H33ZM55 103H56V104H55ZM57 103H58V104H57ZM111 103H112V104H111ZM207 103H206V104H207ZM250 103H251V104H250ZM262 103L264 104L263 101L260 102L261 105H262ZM5 104H6V106H5ZM85 104H86L88 107H87ZM145 104H146V105H145ZM183 104H184V105H183ZM254 104H255V106H256L257 108H254V107H255ZM260 104L258 105L259 108H260V106H261ZM28 105H29V106H28ZM54 105H55V106L57 105V106L55 107ZM72 105H74V104H72ZM72 105H69V108H70V109L73 108V107L71 108ZM110 105H111V106H110ZM118 105H119V103H118ZM118 105H117V106H118ZM122 105H123V104H120V105L118 106V108H119L120 106H122ZM200 105L205 106V107H206V108H205L206 110H207V109H210V108H211V110H213L212 107L214 108V106H215V108H214L215 111H211V112H216V113H214V114H213V113H210V112H209L210 110H209L208 112H207V111H204L203 108H202V110H201L200 107H199ZM223 105H225V106H223ZM240 105H241L242 108H243V107L246 108V105H247V107H248V105H251L252 108H253V110H252L251 106H249L247 109L251 108L252 112L254 111V112H253L254 114H256V113L259 112V113H261L262 115L258 113V114L255 115L256 117H254V115L252 114V112L250 111V109H249V110H246V109L243 108L244 110H246V111L244 112V110L241 109ZM242 105H243V106H242ZM244 105H245V106H244ZM2 106H4V107H2ZM27 106H28V107H27ZM101 106H102V107H101ZM131 106H130V107H131ZM134 106H137V107H134ZM155 106H154V107H155ZM161 106H162V107H161ZM253 106H254V107H253ZM262 106H264V105H262ZM24 107H25L26 109H27V108L29 109V110L27 109L28 111L25 109V110L27 111V114H25L26 111L24 110ZM50 107H52V111H53L52 113L55 112V115H57L56 117H55L53 114H51V113H50L51 115L48 114V113H49L48 110H51ZM169 107H168V108H169ZM201 107H202V106H201ZM69 108H68V109H69ZM112 108L114 109L113 115H112ZM161 108H162V109H161ZM237 108H238V110H237ZM239 108H240L241 110H243V111L239 110ZM31 109H32V108H31ZM47 109H48V110H47ZM68 109H67V111H68ZM73 109H74V108H73ZM120 109H121V107H120ZM176 109H177V110H176ZM216 109H217V110H216ZM255 109H256L258 112H256ZM263 109H264V107H263ZM33 110H31V111H33ZM55 110H57V109H55ZM105 110H106V111H105ZM131 110H130V111H131ZM157 110H158V111H157ZM173 110H174V111H173ZM195 110H198V111L201 110V111H199V112H201L202 114H204L203 112H207V113H209V114H212V116L209 115V116H211V118H210V117H208V114L205 113V114L207 115V117L209 118V120L212 119V120H210L211 122L208 120V118H207L206 115L204 114V118H205V120H206V118H207L208 123H207V121L205 122V120L202 118L203 115H201V113H197L198 115H201V117H200V116H197L195 112H198V111H195ZM260 110H261V111H260ZM76 111H77V112H76ZM103 111H104V112H103ZM110 111H111V112H110ZM120 111H121V110H120ZM143 111H144L145 115H144ZM151 111L154 112L155 110H154V111L151 110ZM151 111L148 113V114H150V116H151V114H152ZM164 111H165V110H164ZM181 111H182V110H181ZM247 111H249V112L251 113L250 115L252 116V118L254 117V118H257V119H254V120H253V119H251L250 116L247 117L248 114H249ZM23 112H24V114H25L26 116L29 115V116H28V117H29L28 119L31 118L32 120H28V119H27L28 122L24 121L25 118H24V119L22 118V117H23ZM47 112H48V113H47ZM50 112H51V111H50ZM57 112L59 113V116H58V113H57ZM105 112H108V114L105 113ZM240 112H241V113H240ZM242 112H243V113H242ZM28 113H29V114H28ZM45 113H47V114H45ZM63 113H65V114H63ZM70 113H71V112H70ZM91 113H92V114H91ZM102 113H104L105 115H107V117H109V115L111 114V117L113 116V117L116 118V115H117V120H122V119H123V120L120 121V123H119V121H117V120L115 121L113 117H112V119L109 117V120H107L108 118L105 116V118H107V119H106V123H103L102 120L105 121V118H104V115L102 116ZM140 113H141L142 115H144V116H141ZM228 113H229V114H228ZM245 113H246V114L248 113V114L245 115ZM35 114H37V115H35ZM61 114H62V115H61ZM122 114L124 115V117L122 116ZM128 114H129L130 116H129ZM154 114H156V113H154ZM154 114H153V115H154ZM160 114H157L158 117H160V119H159L157 116L155 117V115L152 116V117L156 118V121H155L156 123H157V118H158V120H161V115H160ZM170 114H171V115H170ZM191 114H192L193 116H191ZM227 114H228V115H227ZM132 115H134L136 118L133 117ZM167 115H168V116H167ZM195 115H196V117H195ZM214 115L217 116L218 118H221L223 115H224L223 118H225V116H226V117L228 116V117H227V118H228V122H227V120H226V121H225V124H223V126L226 125V124L229 123V122H230V123L226 125L227 127L224 126V127H226V128H224V127L222 126V123H224V120H225V119L223 120V118H221L223 122H222L221 120L219 121V119H218V122H217V119L215 118ZM258 115H259V116H258ZM260 115H261V116H260ZM46 116L49 117V119H48ZM53 116L55 117L56 120H57V117H58V119H60L61 121L57 120V121H59V122H57L56 120H53V119L51 118V117H53ZM60 116H61V117H60ZM62 116H64V117H62ZM90 116H91V117L93 118V120L95 121L94 124H96L97 127H96V126L94 127L93 124H92V127H91V123H93V121H92V118H91ZM146 116H147V115H146ZM150 116L148 115V117L150 118V120H149V118H148V120H149V121H151V120L154 121L155 119H154V118L151 119L152 117H150ZM188 116H189V118H188ZM213 116H214V117H213ZM262 116H263V117H262ZM24 117H25V116H24ZM54 117H53V118H54ZM73 117H74V118H73ZM121 117H122V119H121ZM142 117H144V118H142ZM193 117L196 119L195 122L197 123V125H195V122L192 121V120H193ZM212 117H213L214 119H213ZM243 117H245V118L247 117L246 119H244V120H246L247 122H248L249 120H250V121L252 120V121H251V122L249 121L248 123L246 122L247 124H245V121L243 120ZM38 118H39V119H38ZM46 118H47V119H46ZM50 118H51V120L54 121L53 123H54V125H55L56 127L53 125V123L51 124V120H50ZM61 118H62V119H61ZM63 118L65 119V121H64ZM103 118H104V119H103ZM131 118H130V119H131ZM134 118H135V119H134ZM163 118H166V119H163ZM190 118H192L191 121H190ZM198 118H199V120H198L199 123H201V121L204 120V121H202L201 126H200V124H199L198 121H197ZM200 118H201V121H200ZM248 118H249V120H248ZM37 119H38V120H37ZM67 119H68L70 122H68ZM72 119H75V120L79 121L80 123H78V122L75 123V122H74L75 120H72ZM101 119H102V120H101ZM110 119H111L113 122L110 121ZM125 119H126V120H125ZM130 119H128V120H130ZM137 119H138V118H137ZM139 119H138V121H139ZM170 119H171V121H170ZM215 119H216V120H215ZM47 120H48V121H47ZM49 120H50V122H49ZM62 120H63V121H62ZM89 120H91V121H89ZM141 120H140L139 122L142 124ZM214 120H215V123L217 122L216 125H215L214 123H212V121L214 122ZM241 120L244 121V122H243L244 124H243L242 126H241V124H240V123H242ZM260 120H258V122H259L258 124H264V122H263V123H260ZM262 120L264 121V119H262ZM29 121H30V122H29ZM107 121H109V123H110V122L114 123V121H115L114 124H115V126L117 125V127H115V126H113V125L111 126V127H112V134L110 133V131H111L110 128H111V127L109 128V126H108V125H111V123L108 124ZM136 121H137V120H136ZM146 121H147V119L145 120V122H146ZM33 122H34V123H33ZM64 122H66V123H64ZM90 122H91V123H90ZM116 122H118L120 126H118V124H116ZM143 122H144V121H143ZM192 122H193V123H192ZM221 122H222V123H221ZM261 122H262V121H261ZM74 123H75V124H74ZM124 123H125V122H124ZM124 123H123L122 125H124ZM127 123L130 124V121L127 122ZM131 123H133V124L135 123L136 125L138 124V123H136V122H131ZM140 123H139V124H140ZM167 123H166L165 126H164L165 128L170 126V125H167ZM204 123H207V124H204ZM79 124H82L84 127L87 128V129H85V128L83 129V128H82V130H85V131L87 132V134L91 133V132L88 133V131L96 130L95 128H98V127H99V128H98L99 132H98V130H96V132H94V134H93V132H92V134H91L92 137H94V138L90 137L91 135H89L88 138H87V139H89V140L91 139L92 141H93L94 139L96 140V137H95L96 135H95V133H97V134L100 133L99 135H101V140L97 139L96 147H98V146H97V145H98V140H99V142H100L99 144H100L101 147H102V146H105V145H106V142H110V143H111V144L109 143L108 145L105 146V147L107 148V151L105 150L104 147L102 148V149L105 150V153H106V154H104V150H102L101 147H100L99 150H98L99 147L96 149V150H98V151H101V152H96V154H97V153H98V154L100 153L99 156H100L101 160H99V161H102V160H103L104 163H105V165H106V168H107V169L110 167V166L108 167V165H107V164H109L108 161L110 162V160H108V156H109V155L112 156V154H114V159H115V157L118 158V159L116 158L115 161H114L113 158L109 157V159H111V162L113 161V162H112L113 164H111V162H110L109 165H111V168L113 167L114 170L111 169V168H110L111 170L108 169V171L110 170L111 173L114 171L112 175H111L108 171H106V172H108V174H103L104 171H101V170L99 169V170H98L99 173H97V175H96L97 178H96V176L93 177V175L97 172V170H95V169H98V168H97L98 164L95 163V164H96V165H95V164L92 162L93 160H91L90 158H91V155H92V157L94 156L95 159H94V158H92V159H94V162H96L95 160H96V158H97V161H98V157H99V156H98V154H97L96 157H95L94 154H92L90 151H87V150H86L87 148L84 149V151H86L87 153H86V152H81V150L79 151V150L77 149V148H78L77 146H79V145L81 144L79 141H82V139L84 140V142L82 141V144L84 143V145H83L84 147H88V146H89V148H91V147H92V144L95 143L94 141L92 142L91 140H90V141H89V140H86V137H87L86 135H87V134H86L85 132H82V130H81V131H77V130H79V128L82 127V126L80 127ZM105 124H106L107 126H106ZM139 124H138V125H139ZM141 124H140V125H141ZM149 124H150V123H149ZM149 124H148V122H147V125H149ZM159 124H158V125H159ZM169 124H170V123H169ZM193 124H194V126H193ZM202 124H203V125H202ZM248 124H249V125H248ZM250 124H251V126H250ZM52 125H53L54 128L52 127ZM78 125H79V126H78ZM88 125H89V126H88ZM140 125H139V126H140ZM143 125H144V124H143ZM145 125H146V124H145ZM145 125H144V126H145ZM147 125L145 126V128H147ZM151 125H150V126H151ZM166 125H167V126H166ZM205 125H206V126H205ZM207 125H208V126H207ZM244 125H246L247 127L250 126V130H248V128H246V126L244 127ZM87 126H88L89 128L91 127L90 129H92V128L94 127V129L90 130ZM124 126H125V125H124ZM124 126H123V127H124ZM127 126H128V125H127ZM127 126L125 127V130H126V129L129 130V129H128L129 126H128V127H127ZM131 126H130V128H131ZM139 126H138V127H139ZM144 126L141 125L142 128H140V129L145 130V129L143 128ZM150 126H149V127H150ZM197 126H198V129L196 128ZM113 127L116 129V131H114L115 129H113ZM179 127H180V128H179ZM185 127H187L186 129H188V128H189V129L185 131ZM190 127H191V128H190ZM205 127H206V128H205ZM211 127H212V126H211ZM241 127H244V128H241ZM258 127H263V130L260 131ZM39 128H40V127H39ZM76 128H77V129H76ZM165 128H164V130H162V132H163L162 134H163V135L165 134V131H166ZM170 128H171V127L166 128V129H167V132L170 131ZM181 128H182V129H181ZM214 128H213V129H210V127H209V129L212 130V131H208L209 129H207L206 131H208V132H210V133H211V132L213 133ZM217 128H218V127H217ZM223 128H224V130H223ZM245 128H246L247 130H246ZM33 129H34V130H33ZM35 129L37 130L36 133H35ZM44 129H42V130H44ZM75 129H76V130H75ZM88 129H89V130H88ZM137 129H138V128H137ZM140 129H138V130L141 132ZM147 129H149V128H147ZM158 129H160V130H158ZM176 129H177V128H176ZM179 129L181 130L180 132H179ZM183 129H184V130H183ZM195 129H194V130H195ZM233 129H234V128H233ZM260 129H262V128H260ZM32 130H33V132H32ZM87 130H88V131H87ZM138 130H137V133L139 132ZM143 130H142V131H143ZM149 130H151V128H150ZM149 130H146V131L148 132ZM182 130H183V131H182ZM251 130L256 131V133H255V132H252ZM257 130H259V131L257 132ZM75 131H76L77 133H78V132L80 133V135H81V137H82L81 140H78V139H80V138L77 137V135H78L79 133L76 134ZM113 131H114V132H113ZM120 131H121V130H120ZM131 131L129 130V133H130ZM190 131L192 132V134H190ZM202 131H203V130H202ZM215 131H214V132H215ZM238 131H239L240 134L237 133ZM247 131L252 132V134H250V133L247 132ZM31 132H32L33 134H34V133L37 134L38 137H37V135H34V138H33ZM115 132H117V135H116V136L114 135ZM121 132H123V131H121ZM147 132H144V131H143V133H145V134H146ZM153 132H155V130H154V131H151L152 134H153ZM171 132H172V131H171ZM173 132H174V131H173ZM208 132H207V134H206L204 137H207V138H208V136L210 137L211 134H208ZM226 132H227V133H226ZM243 132H244V133H243ZM262 132H261V133H262ZM74 133H75L76 135H75ZM81 133H85L84 137L82 136L83 134H81ZM126 133H127V136H128V134H129L128 131H126ZM137 133H136V136H137ZM141 133H142V132H141ZM141 133H140V134H141ZM143 133H142V134H143ZM217 133H216V134H217ZM225 133H226V134H225ZM241 133H242V134H245V135L242 136ZM30 134H31V137H32V138H30V140H29V138H28L29 141H28V140H27V141L25 140V142H30V141H31L32 144H31V142H30L29 144H28V143H25V142H24V139H26L27 136L30 135ZM145 134H143V137L145 136ZM148 134H150V132H149ZM162 134H161V135H162ZM189 134H190V135H189ZM214 134H215V133H214ZM214 134H212V136H213L214 139H216L217 136H215L216 134H215V135H214ZM223 134H225V135H223ZM231 134H232V136H231ZM238 134H239V135H238ZM246 134H247V135H246ZM248 134H250V135H248ZM259 134H260V133H259ZM80 135H78V136L80 137ZM93 135H95V136H93ZM99 135H98L97 137L100 138ZM108 135H110V136L113 135V136H111L112 138H111L110 141H109V136H108ZM120 135H121V133H120ZM134 135H135V134H134ZM153 135H154V134H153ZM155 135H157V134H155ZM165 135H166V134H165ZM167 135H170V134H167ZM262 135H263V137H264V132H263ZM262 135H261L260 137H262ZM44 136H45V137H44ZM107 136H108V140H107ZM124 136H126V135H124ZM124 136H123V137H124ZM147 136H148V135H147ZM147 136H146V137H147ZM214 136H215V137H214ZM221 136H222V137H221ZM238 136H239V139L241 138V136L243 137V138H241V139H244L245 137H247V138L249 137V139L255 140V143H258V144H255V143H254L253 146H252V145H251L252 140H251L250 145H251L252 147L247 146L248 148H246V146L243 145L244 148H242V149H240L238 146H237V148H236V144H237L236 142L240 141V140H236V138H237ZM258 136H259V135H258ZM25 137H26V138H25ZM35 137H36L37 139L39 138L38 140H40V138H45V139L48 141V144H47V146H45V147L43 146L44 143L41 142V146L43 147L42 149H44V150H42V149L40 150L39 146L37 145V144H39V141L37 140V141L35 142V140H36ZM46 137H47V138H46ZM49 137H50L51 140H49ZM75 137H77L78 139H77V140L74 139ZM89 137H90V138H89ZM138 137H140V136H138ZM148 137H150V136H148ZM153 137H154V136H153ZM164 137L167 138V136H164ZM185 137L187 138V136H185ZM251 137H252V136H251ZM115 138H114L113 140H114L115 142H116V141L118 142V141H119L118 139H119L120 137H119L117 140H115ZM126 138H128V137H124L122 140H124V139L126 140ZM141 138H142V136H141ZM141 138H138V139H141ZM155 138H156V137H155ZM211 138H212V137H211ZM227 138H228L230 141L232 140V141L234 142V143L232 142V144L230 143V144H229V147L227 146V144H228L230 141H229ZM247 138H246L245 140H246V142L249 143V141H247ZM21 139H22V140H21ZM31 139H32V140L34 139V140H33L34 142H33ZM73 139L75 140V142L78 141L77 143H78L79 145H78L77 143H76V144H77V145H76ZM146 139H147V138H146ZM148 139H150V138H148ZM180 139H182V138H180ZM184 139H185V138H184ZM188 139H189V138H188ZM218 139H219V138H218ZM218 139H217V140H218ZM233 139H235V140H233ZM237 139H238V138H237ZM249 139H248V140H249ZM43 140H44V139H43ZM43 140H42V141H43ZM46 140H44V141L46 142ZM113 140H112V141H113ZM128 140H130V139H128ZM131 140H130V141H131ZM134 140H136V139H134ZM141 140H142V139H141ZM143 140H144V139H143ZM159 140H160V142L156 144V142H158ZM185 140H186V139H185ZM202 140H204V143L207 142V141H208V143L204 144V143H202ZM217 140H216V142H215V140H214V143H213L212 145L214 146L215 144H218V145H215V147H214V148H216V146H217L216 150L218 149V151H219V152H216V150L214 151V152L217 153V154H215V157H216V155H217L218 158H217V159L214 158V155H213L214 152H212V157H213V159H209V161H208V158H209L210 155H211V154H209V155H207L208 158L205 160V161H207L206 163H208V164H209V162H210V164H212V163H211L212 161H214V162L216 163V162L219 160V161L217 162V164H214V162H213L214 169H216V168H217V169H219V168L222 169V168H225V167H226V168H230V169H226V170L229 171V170L232 169V167H234V168L236 169V167H238V166L240 167V166H241V168L238 169V170H240V171L242 170L243 172H242V171H241V172H242L244 175L246 174V170H247V171L250 170L249 172H247V174L250 176L251 173H253L252 170L254 169V167H256L257 169H258V167H261V164H260L261 161H260V160H262V159H259V155L257 156V154H256L257 158H255V160H256V162L258 163V165H259V164H260V165H259V166H258L257 164L254 165L255 162H254V164L251 163L252 166H251V165H250V166H251L253 169H252V168L249 169V168H248L249 165H247V164H246V165H247L248 167H247L246 165H244V162H245V161L243 162V160H242V162H240V159H242L240 156L243 157V155H242V154L240 155L237 151H236V152H237V153H236V154H237L236 156H235V153H234L235 151H233L234 156L237 157L238 154H239V155H240V156H239L240 158H237L238 161L240 162V164L243 163L242 165H244L247 169H246L245 167H243L242 165H240V164H239L238 162H236L235 160L232 161V159H233L234 157H233L232 155H230V154L228 155V153L225 154V152H227V150H224V149H223V150L221 151V149H220L219 147H222V148L224 147V148H225V146H221V145L218 143L219 141L217 142ZM245 140H241L240 142L242 143V141L244 142ZM40 141H41V140H40ZM51 141H52V142H51ZM68 141H70V144H69ZM86 141H87V142H86ZM155 141H156V142H155ZM175 141H176V142H175ZM180 141H182V140H180ZM261 141L264 142V139L261 138ZM9 142L13 143L11 146H13V145H18V144H19L18 146H20V145H23V146H24V144H25L24 147L30 146V148L27 147V148H28V151L26 152V150H25V152L28 154L29 151L31 150V153H30V154H32V156L35 155V154H33V152L35 153L37 150H38V151H37L36 155L34 156V158L32 157L33 159H32V158H29V157L27 158V156H26V158H25V155H26V153H25L24 158L22 157V158L25 159V160H23L22 158H20V157H21V156H20L21 153H20V155H18V152L16 153V149L18 148V146H17V147L14 146V150H15V151H14V150H13V147L10 146ZM18 142H19V143H18ZM64 142H65V143H64ZM66 142H68V144H67ZM71 142H74V145H75L77 148H76L75 146L71 145ZM88 142H89V143L92 142V144H89ZM117 142H116V144H117ZM127 142H128V141H127ZM127 142H126V143H127ZM142 142H143V141H142ZM154 142H155V144H154ZM161 142H162V143H161ZM199 142H200V144H199ZM246 142H244V143L246 144ZM253 142H254V141H253ZM20 143H21V144H20ZM33 143H37V144L35 145V144H33ZM42 143H43V144H42ZM46 143H47V142H46ZM50 143H52V144H50ZM63 143H64V144H63ZM86 143H88L89 145L87 144L88 146H86ZM118 143H120V142H118ZM124 143H125V141H124ZM124 143H123V144H124ZM146 143H148V141H147ZM146 143H145V144H146ZM150 143H151V141H150ZM181 143H182V142H181ZM183 143H184V142H183ZM196 143L198 144V146H200L201 143H202L203 146H204V148L201 149V148L197 147V144H196ZM241 143H240V144L238 143L237 145H239V146L241 147V145L243 144V143H242V144H241ZM7 144H9V148L7 147V146H8ZM62 144H63V145H62ZM66 144L69 145V146L67 147ZM82 144H81V145H82ZM112 144H114V145H112ZM159 144H161V145H159ZM175 144H173L174 147H175V146H178V145H175ZM177 144H179L180 147H179V149H178V147H177L176 149L180 150V148L183 147V146L180 144V142H178ZM26 145H27V146H26ZM31 145H32V146H31ZM33 145H34V146H33ZM49 145H50L51 147H50ZM61 145H62L63 147H62ZM70 145H71V146H70ZM81 145H80L79 147H81ZM93 145H95V144H93ZM110 145H112V146H110ZM120 145H121V144H120ZM138 145H139V143H138ZM138 145H137L135 148H137ZM142 145H143V147H144V144H142ZM148 145H149V144H148ZM153 145H155V146H153ZM156 145H157V146H156ZM162 145H163V146H162ZM171 145H172V144H171ZM183 145H185V143H184ZM210 145H211V144H210ZM210 145H209V147H207V149H208L207 151H209V150L212 151L211 149H213V147H212V146L210 147ZM219 145H220V146H219ZM222 145H223V144H222ZM246 145H249V144H246ZM37 146H38V147H37ZM48 146H49V147H48ZM59 146L62 147V148H64V146H65V149H64V150H67L66 153H65V152H61V153H60L59 151H61L62 148L60 149ZM83 146L81 147V149L83 148ZM109 146H110V148H109V150H108V147H109ZM161 146H162V147H164V146L167 147V146H168V147H167L168 149H167V148L165 149V147H164V149H162ZM32 147H33V148H32ZM35 147H37V148H39V149L36 148V149H37V150H36V149H34ZM66 147H67V149H66ZM69 147H71V148L73 147V149L70 148V149H71V150H70L71 152L68 151V150H69ZM143 147H142V148L140 147V149H143ZM160 147H161V148H160ZM201 147H202V145H201ZM3 148H4V149H3ZM6 148H7V151L5 150ZM10 148H11V149H10ZM15 148H16V149H15ZM20 148H23V147L21 146ZM20 148H19V149H20ZM47 148H48V149H47ZM74 148H76V149L74 150ZM92 148H94V151H96V150H95V146L92 147ZM92 148H91V150H93ZM111 148H112V149H111ZM138 148H139V147H138ZM138 148H137L136 150H139ZM150 148H151V149H150ZM185 148H186V147H185ZM196 148H194V149H196ZM226 148H225V149H226ZM250 148H251V149H250ZM9 149L12 150V152L14 151L15 156H18V157L20 156V157H19V158H20V162H22V163L19 162V158H18V157H15V156H14V153H13V155H11V154H12L11 152H10V153H6V152H8ZM23 149H24V148H23ZM23 149H21V150L23 151ZM32 149H34V150H32ZM110 149L113 150V151L118 152L117 154H120V153H121V154L118 155L119 157H118V156H115V155H116V152H112ZM189 149H190V148H189ZM239 149H240V150H239ZM259 149H260V151H259ZM10 150H9V151H10ZM35 150H36V151H35ZM64 150L62 149V151H64ZM72 150H74V151H76V152L79 151V152H81L82 154L84 153V156H85V153H86V154H89V152H90L91 154L86 155V157H88V159H86V158H84V159H86V161H87V160H88V161L86 162V161L83 159V161H85V162L83 163L81 159H82V157H84V156L81 155V153L79 154V152H78V153H77V154H79V157H78V155H76V154L74 153V151H72ZM77 150H78V151H77ZM181 150H183V149L181 148ZM232 150H233V149H232ZM232 150H231L230 152H232ZM255 150H256L257 152H254ZM4 151H6V152H5L4 155H3V152H4ZM18 151H19V150H18ZM32 151H33V152H32ZM54 151L56 152V154H58V156L55 154ZM94 151H93V153H94ZM108 151L111 152L112 154H109ZM130 151H131V152H130ZM210 151H209L208 153H211ZM224 151H225V152H224ZM228 151H229V150H228ZM246 151H243V152L246 154ZM19 152H20V151H19ZM57 152H58V153H57ZM67 152H69V153H68V156H67ZM72 152H73L74 154H71ZM102 152H103L104 155H107V153H108V155L105 156V157H107V158H106V159H107V160H106V161H107V164H106V161L104 160L105 158H104V155L102 154ZM119 152H120V153H119ZM128 152H127V153H128ZM142 152H143V153H142ZM162 152H161V153H162ZM171 152H172V151H171ZM175 152H177V150H175ZM203 152H205V153H203ZM220 152H223L225 155L222 154V153H220ZM247 152H250V151H247ZM53 153L57 156V158H56V156H55ZM59 153L61 154V157H59V155H60ZM62 153H63V154H62ZM151 153H152V156H151ZM180 153H181V152H180ZM180 153H179V154H180ZM208 153H207V154H208ZM218 153H220V154L222 155V157H223V156L225 157L226 155H227L228 157L230 156V157H229V158H231V159H229L230 161L227 159V160L229 161V163H228L227 160H225V159L228 158V157H225V158L223 157L224 160L222 159L223 161H221V162H223V163H224V162L228 163V164L225 163V164H226V165H224L225 167L223 166V164L219 166V164H220V159H221L222 157H221V156H218V155H220V154H218ZM233 153H231V154H233ZM30 154H29V156H31ZM65 154H66V155H65ZM69 154H71L72 157H71V156L69 157ZM138 154H139V155H138ZM165 154H167V152H165ZM165 154H164V155H165ZM248 154L250 155V153H247V156H248ZM252 154H251V155H252ZM261 154H263V155H261ZM2 155H3V156H2ZM52 155H53L56 159H59V158H60L59 160H60L61 162H63V164H64V163H65V164L63 165V164L60 163L59 161L57 162L56 159H55V160H56V161H55V160H54V157H53ZM62 155L67 156V159L75 157V159L73 160L74 163H73L72 160H70V162H69V161L66 159V157H64V156H62ZM75 155L77 156V159L80 158V157H81V159L76 160V156H75ZM80 155H81V156H80ZM101 155H102V157H101ZM126 155H127V154H126ZM131 155L133 156V158H132ZM162 155H163V154H162ZM164 155H163V156H164ZM171 155H169V156H171ZM190 155H191V157H194V156H195V159H194V158H191ZM251 155H250V158L253 156V155H252V156H251ZM12 156H13V158H16V159H17V162H18V163L16 162V159H12ZM22 156H23V155H22ZM89 156H90V158H89ZM97 156H98V157H97ZM135 156H138V157L134 158ZM158 156H159V157H158ZM182 156H183L184 158H183ZM204 156H203V157H204ZM207 156H206V157H207ZM231 156H232L233 158H232ZM254 156H255V155H254ZM254 156H253V158H252L253 160H254ZM256 156H255V157H256ZM10 157H11V159H10ZM52 157H53V159H51ZM62 157H63L64 159H66V161L63 160ZM68 157H69V158H68ZM112 157H113V156H112ZM120 157H121L122 159H123V157H125V159H126V158L128 159V158L131 157L132 160H131V159H128V160L126 159V160H127V161H130V160H131V161L133 162V160L135 159V161H134L133 163H132V162H130V163H127V162H126L127 164H121V162H122V163H125V162H124L125 159H123V161H121L122 159L120 160ZM151 157H153L154 160H152L153 158H151ZM188 157H189L190 159H193V160H194V161H191V160H190V161H191V162H190V165H189L188 162H186V161L189 159ZM203 157H202V158H203ZM212 157H211V158H212ZM219 157H221V158H219ZM245 157H246V156H245ZM100 158H99V159H100ZM137 158H139V159H138L139 161H137ZM165 158H168V156H165ZM171 158H172V157H171ZM182 158H183V161H180V160H182ZM186 158H187V160H186ZM0 159H2V158H0ZM3 159H2V160H3ZM28 159H29V161H26V160H28ZM61 159H62V160H61ZM89 159H90V162H89ZM112 159H113V160H112ZM204 159H205V158H204ZM204 159H203V160H204ZM214 159H215V160H214ZM234 159H236V158H234ZM237 159H236V160H237ZM243 159L245 160L246 158H243ZM248 159H249V157H248ZM248 159H246V160H248ZM258 159H259L260 162H258ZM2 160H1V161H2ZM52 160L54 161L53 163L55 164V166H57L58 168H57V167H56V168H52V166H54V164H52ZM80 160H81V161H80ZM118 160H120L121 162L118 161ZM126 160H125V161H126ZM151 160H152V162H151ZM165 160H166V159H165ZM170 160H171V159H170ZM172 160H173V159H172ZM211 160H212V161H211ZM216 160H217V161H216ZM249 160L251 161V159H249ZM253 160H252L251 162H253ZM255 160H254V161H255ZM8 161L10 162L9 164H8ZM23 161H26V162H28V163H24V165H23ZM64 161H65V162H64ZM75 161H76V162H77V161H80V164H81V165H83V164H87L86 166L89 167V164H90V165H92V166H91V168L89 167L90 169H89V168L87 169L85 165H84V166H81V165L78 166L79 164H76ZM103 161H102V162H103ZM145 161H146V162H145ZM188 161H189V160H188ZM200 161H201V162H200ZM234 161H235V162H234ZM250 161H249V162H250ZM55 162L60 163V165L62 164L60 167H62V166H66V167H64V170H63V167H62V168H61L62 171H60L61 169L59 168V164L56 165ZM68 162H69V163L72 162L70 165H73V166H70V165L68 164ZM81 162H82L83 164H82ZM88 162H89V163H88ZM102 162H101V163L98 162V163L100 164L99 166H100L101 168H103V166H104V164H103ZM114 162H115V163L118 162V164L120 163V165H118L117 163L115 164V166H119L118 169L114 168V167H115V166H113V165H114ZM174 162L172 161L173 164H175ZM179 162H178V163H179ZM230 162H231V163H234V164H232V165H233L232 167H228V166H230L229 164H231ZM66 163H67V164H66ZM78 163H79V162H78ZM91 163H93L94 165L91 164ZM145 163H149V166L147 167V169H144V168H143V167H146V165H147V164H145ZM184 163H185V164H184ZM195 163H196V164H195ZM206 163H205V165H206V167H208ZM236 163H238L239 165L236 164ZM262 163H263V161H262ZM19 164H20V166H19ZM50 164H51L52 166H51ZM101 164H102V165H101ZM182 164H183V165H182ZM186 164H187V166H186ZM210 164H209V165H210ZM248 164H249V163H248ZM263 164H264V163H263ZM8 165H9V166H8ZM67 165H68V166H67ZM159 165H162V166H160V168L162 167V170L158 167ZM179 165H180V163H179ZM235 165H236V166H235ZM237 165H238V166H237ZM253 165H254V167H253ZM77 166H78L79 168H78ZM93 166H94V167L96 166V168L94 169ZM99 166H98V167H99ZM126 166H125V167H126ZM150 166H151V167H150ZM152 166H153L154 168H152ZM170 166H171V169H172V170L170 169ZM202 166H203L204 168L202 169L201 172H199L200 169L202 168ZM215 166H216V167H215ZM218 166H219V167H218ZM221 166H223V167H221ZM3 167H4V166H3ZM67 167H68V168H67ZM104 167H105V166H104ZM149 167H150L152 170H151ZM239 167H238V168H239ZM242 167L245 168V169H242ZM262 167H263V165H262ZM65 168H66V169H65ZM69 168H71V171H70V172H69V170H70ZM72 168H73V169H72ZM81 168H82V170H81ZM84 168L88 170V171H85V173H84V171H83ZM106 168H105V170H106ZM158 168L161 170V172H160L159 170H156L157 172H155V171L153 170V169H158ZM163 168H164V170H163ZM197 168H198V172H197ZM210 168L212 169V171H214V170H213V166L210 165V167H209L208 170H210ZM234 168H233V169H234ZM5 169H7V168H5ZM19 169H20V170H19ZM91 169H92V170H91ZM123 169H124V171H123ZM148 169H150V170L148 171ZM205 169H206V170H205ZM233 169H232V170H233ZM235 169H234V170H235ZM257 169H254V170L256 171V173L259 172V169H260V168L258 169V171H257ZM65 170H66V171H65ZM72 170H75V171H72ZM93 170L95 171V173H94ZM102 170H104V169H102ZM115 170H116V171H115ZM133 170H134V171H133ZM146 170H147V171H146ZM219 170H220V169H219ZM232 170H231V171H232ZM238 170H237V169L235 170L236 175H238V177L240 176V178H241V177L243 176V174H242L241 172H239ZM244 170H245V172H244ZM261 170H264V169L261 168ZM261 170H260V172H261ZM67 171H68L69 174H70L71 172H72V174H73V172H74L75 175L78 173V175H77L76 177H77V178L79 177V179L76 178L77 180H75V178H72L73 176L75 177V175H72V174H71V176H70V175L67 173ZM90 171L93 172L94 174H93V173H91V174L88 173V175H89V176H88V175H87V172H90ZM100 171H101V173L103 172L102 175H99V174H100ZM131 171H132V173L134 172L133 174H136L137 176L132 175V174H131ZM153 171H154V173H153ZM162 171H163V172H162ZM251 171H252V172H251ZM255 171H254V173H255ZM75 172H76V173H75ZM123 172H124V173H123ZM142 172H143V173H142ZM144 172H146V173L148 172V173L146 174V173H144ZM180 172H181V173H180ZM219 172H220V171H219ZM222 172H223V174L226 176V174L224 173V170H223ZM226 172H227V171H226ZM229 172H230V171H229ZM229 172H227V176H228V175L230 176L231 174L233 175V174L235 173L234 171H232V172H230V173H229ZM237 172H239L240 175L237 174ZM250 172H251V173H250ZM262 172H263V173H261L260 175H259V173H258V174H256V173L254 174V173H253V175L255 176V179H253V180H252L253 176H251L252 178H249V177L246 176V175H247V174H246V175H245V176H246V179H245V176H244V179H245V180L248 179L247 182L250 183V182L253 181V182H252L253 184L250 183L251 185H250L249 183H246V181L242 180L243 177H242V179H238V178L236 177V175L234 174L233 177H235V179H234L233 182H235L236 178H237V181H238V182L241 180L240 183H239V184H240L239 188H238V185H239V184L236 183L237 181L234 183V186L237 185V187H235V189L237 188V189H236V193H237V191H238L239 189H241V188H240L241 186H242V187L244 186V184H248V186L250 185L249 187L251 188V190H252V187L255 186L254 188H256V187L259 186V185H262V186H259V187L262 188V187L264 186L263 181H262V179L264 180V171H262ZM12 173H13V172H12ZM119 173H121V174H119ZM141 173H142V174H141ZM155 173H156V174H155ZM157 173H158V174H157ZM186 173H188L187 176L185 175ZM189 173H191V175H190ZM214 173H215V172H214ZM228 173H229V174H228ZM14 174H12V175H14ZM18 174L20 175V177H19ZM47 174H49V175H48L49 177H50V175H51V177H50V178L47 177ZM92 174H93V175H92ZM109 174L111 175V177H110ZM138 174H140V176H139ZM159 174H160V175H159ZM161 174H162V175H161ZM178 174L175 173V175L177 176V178H180V177L182 178V180H181V178H180V180H179V182H178L179 187L181 186V184H182V187H183V184H184V186L186 185V187H189V186H187V184H188L189 182L191 183V179H192L193 177L190 179V181H188V182L185 183L186 179L183 177V175L180 176V177H178V176H179ZM205 174H204V175H205ZM210 174H211V172H210ZM210 174L207 176V179H210V178L212 177V176H211V177L209 178ZM216 174H217V173H216ZM219 174H220V173H219ZM221 174H222V173H221ZM12 175H11V176H12ZM98 175L100 176V178H99ZM104 175H105V176H104ZM107 175H108V178L110 177V179H109V181H108L107 183H105V182L108 180L107 178H105ZM156 175H158L159 177H157ZM197 175H196V180H197L198 177H201V176H200L201 174H200L198 177H197ZM232 175H231V176H232ZM257 175H258V176H257ZM261 175H262V176H261ZM11 176H10V177H11ZM45 176H46V178H45ZM102 176H103V181L105 180L104 182L100 181V180H102ZM118 176H117V177H118ZM133 176H134V179L137 180V183H133V181H135V180L132 178ZM142 176H141V177H142ZM176 176H174V181H175V180H176V181L178 180V179L175 178ZM218 176H221V177L223 178L222 175H218ZM218 176H216V177H218ZM225 176H224V177H225ZM256 176H257L258 178H257ZM259 176H261V177L259 178ZM91 177H92V178H91ZM119 177H118V178H119ZM138 177H139V178H138ZM216 177H215V174H214V175H213V178L215 179ZM13 178H14V179H13ZM47 178H48L49 180H48ZM51 178H52V179H51ZM70 178H72V179H70ZM94 178H95V179H94ZM124 178H125V179H124ZM148 178H149V177H148ZM151 178H152V177H151ZM201 178H202V177H201ZM222 178H219V179H220V184H221V182H222ZM4 179H6V180H4ZM46 179H47V181H46ZM73 179H74L75 181H74ZM87 179H88V180H87ZM89 179H90V180H89ZM96 179H97L98 182H97V181H94V180H96ZM98 179H100V180H98ZM122 179H123V181H122ZM127 179H128V180H127ZM132 179H133V181H132ZM141 179H142V178H141ZM154 179L152 178L151 181H153ZM184 179H185V180H184ZM203 179H204V180H201V179H200L201 182L205 181L206 176L203 177ZM207 179H206V180H207ZM214 179H213V180L210 179L211 182L214 181ZM226 179H227V177H225V181H224V179H223V182L225 183V182H227V180H228V182H227L228 185H227L226 183H225V184H222V185H224L225 189L227 190V188L229 187V185H230V184L232 185L233 182L230 183V182H231V179H227V180H226ZM250 179H251V180H250ZM14 180L17 181V182H19V183L16 182V184H15V181H14ZM50 180H51V181H50ZM78 180H79V181L81 180V181L79 182ZM116 180H117V179L115 178L113 181H110V182H114V183H115V184L113 183V186L115 185V187H117V186H116ZM124 180H125V181H124ZM159 180H161V178H159ZM193 180H195V178H193ZM193 180H192V181H193ZM200 180L198 179V182H199ZM232 180H233V179H232ZM6 181L8 182L9 186H8V184L6 183ZM48 181H49V182H48ZM52 181H53V182H52ZM60 181H61V182H60ZM77 181H78V182H77ZM119 181H117V182H119ZM126 181H127V182H126ZM146 181H147V178H146L145 181L143 180V182H146ZM149 181H150V180H148V183L150 184L151 181H150V182H149ZM182 181H184V183H183ZM217 181H218V179H217ZM217 181H216V182H217ZM229 181H230V182H229ZM242 181L244 182V184L242 183ZM28 182H29L30 184H28ZM135 182H136V181H135ZM153 182H154V181H153ZM180 182H182V183H180ZM205 182H206V181H205ZM207 182H210V181L207 180ZM254 182H255V183H254ZM101 183H103V184H105V185L107 184V187H106V186L102 187L103 184L101 185ZM123 183H122V184H123ZM179 183H180V184H179ZM194 183H195V181H194ZM241 183H242V185H241ZM256 183H257V184H256ZM259 183H260V184H259ZM261 183H262V184H261ZM6 184H7V185H6ZM81 184H82L83 186H82ZM117 184H119V183H117ZM135 184L138 185V186L136 187ZM144 184H145V183H144ZM160 184H161V183H160ZM160 184H159V185L157 184V186H158V187L160 186L159 188L162 187V188H161L162 190H159V189H158V190H159L158 193L161 191V193H162V195H163V193L166 192L165 189L167 190V188H169V187L165 188L166 185H164V186H165V187H164V186H161ZM170 184H171V183H170ZM207 184H208V183H207ZM218 184H219V182H218ZM254 184H256V185H254ZM80 185H81V187H82L81 190H84V191H85L84 193H85V194H86V193L88 194V195H86L85 197L82 196V195H85V194L82 193L83 191H82V192H79V191H78V190H80V189L78 188V187H80ZM108 185H109V186H108ZM120 185H121V184H120ZM141 185H142V184H141ZM141 185H140V187H142ZM145 185H146V184H145ZM147 185H148V184H147ZM147 185H146V186H147ZM162 185H163V183H162ZM173 185H174V184H173ZM176 185H177V184H176ZM176 185H175V186H176ZM189 185H190V184H189ZM191 185H192V184H191ZM205 185H206V183H205ZM225 185H226V186H225ZM231 185H230V186H231ZM253 185H254V186H253ZM123 186H125V185H123ZM131 186H132V189H131ZM134 186H135V187H134ZM153 186H154V185H153ZM157 186L155 187V189L157 188ZM193 186H194V185H193ZM195 186H196V184H195ZM208 186H209V185H208ZM220 186H221V185H220ZM227 186H228V187H227ZM234 186L232 185L231 188L229 187V188H228V191H230V190L232 189L230 192H234V190H235V189L233 188ZM251 186H252V187H251ZM100 187H101V188H100ZM149 187H150V186H148V188H149ZM171 187L173 188V186H171ZM202 187H203V186H202ZM202 187L200 186V189H201ZM210 187H211V186H210ZM222 187H223V186H221V188H222ZM224 187L222 188L223 190H224ZM249 187H248V188H249ZM6 188H7V189H6ZM122 188H121V189H122ZM136 188H137V189H136ZM142 188H143V187H142ZM146 188H147V187H146ZM146 188H145V189H146ZM150 188H151V187H150ZM164 188H165V189H164ZM180 188H181V187H180ZM184 188H185V187H184ZM192 188H193V187H192ZM192 188H191V189H192ZM197 188H198V187H197ZM206 188H207V186H206ZM218 188H219V187H218ZM243 188H244V187H243ZM263 188H264V187H263ZM60 189H61V190H60ZM101 189H102L103 191H102ZM112 189H114V188H110V190H112ZM116 189H117V188H116ZM118 189H119V187H118ZM118 189H117V190H118ZM121 189H120V190H121ZM155 189H154V190H150V189H148V191L150 190V193H151L152 191H156ZM178 189H179V188H178ZM182 189H183V188H182ZM182 189H181V191H182ZM186 189H187V188H186ZM194 189H195V188H194ZM203 189H205V187H204ZM207 189H208V188H207ZM209 189H211V191H212V187L209 188ZM209 189H208V190H209ZM215 189H217V187H216ZM229 189H230V190H229ZM245 189H246V188H245ZM256 189H257V188H256ZM11 190H12V191H11ZM58 190H60L59 192H61V193H59ZM81 190H80V191H81ZM100 190H101V191H100ZM108 190H109V189H107V192L105 191L106 194H105V192H104V195H103L104 198H105V195H107V193H109ZM125 190H126L127 192H126ZM141 190H143V189H141ZM169 190H170V188H169ZM169 190H167V191H169ZM188 190H189V189H188ZM213 190H214V186H213ZM218 190H219V189H218ZM223 190H222V191H223ZM226 190L223 191L224 193L221 192V191H220V193H222L224 196H226V195L228 194L229 196H227V197H230V195H231V196H232V195H233V196L236 195V194L234 195L235 192L232 194V193H230V192H228V191H226ZM254 190H255V189H254ZM258 190H260V188H258ZM13 191H14V192H13ZM56 191H57V192H56ZM99 191L101 192V194H100ZM118 191H119V190H118ZM143 191H144V190H143ZM143 191H142V192H143ZM175 191H176V190H175ZM179 191H180V190H179ZM179 191H178V192H179ZM183 191H184V189H183ZM189 191H190V190H189ZM209 191H210V190H209ZM225 191L228 192V193H226ZM262 191H263V192H262ZM11 192H13V193H11ZM20 192H21V194H20ZM55 192H56V193H59V194L54 195ZM113 192H115V191H113ZM142 192H141V193H142ZM156 192H157V191H156ZM173 192H174V191H173ZM212 192H215V191H212ZM212 192H210V193H212ZM216 192H217V190H216ZM240 192H241V190H240ZM246 192H247V191H246ZM254 192H255V191H254ZM256 192H257V191H256ZM16 193H18V194L16 195ZM50 193H52V195H54L57 199L54 198V197H52V195H51ZM56 193H55V194H56ZM64 193H63L62 195H64ZM138 193L140 194V191H139ZM144 193H145V192H144ZM147 193H148V192H147ZM150 193H148V195H149ZM169 193H170V194L172 193L171 190H170ZM169 193H168V194H169ZM175 193L177 194V192H175ZM175 193H173V194H175ZM179 193H180V192H179ZM201 193H202V192H201ZM203 193H204V191H203ZM220 193H219L218 195L223 196V195L220 194ZM229 193H230V194H229ZM250 193H251V192H250ZM258 193H259V199L257 198V200H258L257 202H258V204H259V203L262 204V202L264 203V201H263V198H264V197H263V196H264V189H261V191H258ZM8 194L10 195L9 197H10L11 199H10V198L8 199V197H7ZM19 194H20V195H19ZM67 194L65 195L64 198H67L66 196L69 195V194H68V195H67ZM110 194H112V193H109V195H110ZM118 194H120V192H119ZM134 194H135V192H134ZM165 194L167 195V193H165ZM173 194H172V195H173ZM176 194H175V195H176ZM182 194H183V192H182ZM186 194H187V191H186ZM186 194H185V195H186ZM208 194H209V193H208ZM12 195H13V196H12ZM39 195H40V196H39ZM48 195H51V198H50V196H48ZM99 195H100V196H99ZM109 195H108V197H109ZM113 195H114V194H113ZM129 195H128V196H129ZM141 195H142V194H141ZM141 195H139V196H141ZM144 195H145V194H144ZM144 195H142V197H145ZM150 195H152V193H151ZM154 195H156V193H155ZM160 195H161V194H160ZM166 195L163 196V197H164V198H165V197L167 198ZM177 195H181V193H180V194H177ZM188 195H189V194H188ZM200 195H201V194H200ZM206 195H207V194H206ZM211 195H213V194H211ZM211 195H209V196H211ZM216 195H217V193H215L214 196H216ZM240 195H241V194H240ZM247 195H248V194H246V196H247ZM21 196H23V197L21 198ZM32 196H33V197H32ZM34 196H38V198H37V197L34 198ZM42 196H43V197L45 196V198H46V196H47L46 199H48V200H49V198H50V200H52V199L54 198V199H53V202L56 201L55 205L53 204V202L51 203V202H49L48 200H46L45 198H44V200H43V197H42ZM69 196H71V195H69ZM69 196H68V197H69ZM72 196H73L72 198L70 197L71 199H75V198L78 197V196H75V195H72ZM74 196H75V198H74ZM118 196H119V195H118ZM131 196H133V199H132V200H134V196H135V195L132 194V195H130V197H131ZM136 196H137V195H136ZM136 196H135V200H136ZM139 196H137V197H139ZM152 196H153V195H152ZM220 196H219L218 198H222L223 201H222V199H221V200L218 199V200H220V202L223 203V204L226 206V204L224 203V199H226V198H223V197H220ZM241 196H242V195H241ZM256 196H257V195H256ZM28 197H29V199H28ZM30 197H32V198H30ZM39 197H41V198H39ZM79 197L77 198V200L79 199ZM86 197H87V199H86ZM112 197H113V196H112ZM121 197H122V196H121ZM156 197H158V196H156ZM163 197H162V198H163ZM175 197H177V196H175ZM184 197H185V196H184ZM216 197H217V196H216ZM248 197H249V195H248ZM6 198H7V199H6ZM12 198H14V199H12ZM33 198L35 199V203H36V199H42V200L45 202V204L43 205L44 208H41V209L38 211V210H36V209H39L38 207H35V206H34V208H33V206L31 207V206H30V203H34V202H32V199H33ZM61 198H63V197H61ZM82 198H83V199H82ZM104 198L102 197L103 200H104ZM106 198H107V197H106ZM106 198H105V199H106ZM145 198H146V197H145ZM145 198H144V200H146ZM147 198H148V196H147ZM151 198H153V197H151ZM160 198H161V197H160ZM162 198H161V200H163ZM170 198H171V197H169L168 199H170ZM199 198H200V197H199ZM204 198H206V200H207V197H204ZM204 198H203V199H204ZM214 198H215V197H214ZM232 198H233V197L228 198L229 200L226 199V200H227L226 203H227V204L230 203V202H231L230 199H232ZM252 198H253V197H252ZM252 198H251V199H252ZM21 199H23V200L26 199L27 201L31 199V202H30V201L28 202L29 205H25V204H24V206H28V207H25V208H29V206H30V207H31L30 209H31V210L33 209V210H32V213H33L34 210H36V211H34V213L38 211V212H37L38 214L35 213V214H36V215H35L34 213H33V214L31 213V215H32V216H31L30 213L26 212V211H28V210H30V209H26V211H25V208H24V207H22V208H23L24 211H25L26 213H28V214L26 215V213H23V209H22V208H21V211H20V210H19V209H20V208H19L20 205L18 204V201H20ZM68 199H69V198H68ZM68 199H63L64 201H62V204H63V202H66V204H67V202L73 201V200H69V201H68ZM90 199H89V200H90ZM107 199H108V198H107ZM107 199H106V200H107ZM109 199H110V198H109ZM111 199H112V198H111ZM113 199H114V198H113ZM115 199H116V198H115ZM123 199H124V198H123ZM125 199H126V198H125ZM139 199H140V198H139ZM141 199H142V198H141ZM149 199H150V198H149ZM149 199H148V200H149ZM172 199L174 200L175 198L172 197ZM172 199H171V200H172ZM177 199H178V197H177ZM177 199H175V200H177ZM181 199H182V198H181ZM183 199L185 200V198H183ZM187 199H188V198H187ZM212 199H213V198H212ZM212 199H211V200H212ZM239 199H240V198H239ZM26 200H25V201H26ZM45 200H46V201H45ZM54 200H55V201H54ZM57 200H58V201H57ZM116 200H117V199H116ZM132 200L130 201V205H131V203H132ZM144 200H143V201H144ZM152 200H153V199H152ZM156 200H158V199H156ZM159 200H160V199H159ZM166 200H167V199H166ZM175 200H174V201H175ZM179 200H180V198H179ZM179 200H178V202H179ZM199 200H200V199H199ZM206 200H204V201H206ZM213 200H214V199H213ZM226 200H225V201H226ZM252 200H254V199H252ZM25 201H23V202H25ZM47 201L51 204L52 207L49 205V203L47 204ZM79 201H80V200H78L77 203H78ZM124 201H125V200H124ZM143 201H142V202L140 201V203L143 204V205L140 204L141 207L144 206V203L146 204V202L143 203ZM150 201H151V200H150ZM150 201H148V202H150ZM163 201H164V200H163ZM169 201H170V200H169ZM180 201H181V200H180ZM197 201H198V200H197ZM197 201H195V203H196ZM202 201H203V200H202ZM204 201H203V202H204ZM228 201H229V202H228ZM236 201H237V200H236ZM259 201H260V202H259ZM20 202H22V200H21ZM37 202H38V201H37ZM40 202H42V201H40ZM57 202H58V203H57ZM74 202H76V201L74 200ZM81 202H79V204H81ZM83 202H84V201H83ZM85 202H86V201H85ZM85 202H84V203H85ZM101 202H103V201H101ZM105 202H106V201H105ZM107 202H108V200H107ZM116 202H117V201H116ZM126 202H127V200H126ZM126 202H125V203H126ZM133 202H134V201H133ZM137 202H138V200H137ZM151 202H153V201H151ZM160 202H161V201H160ZM164 202H165V201H164ZM199 202H201V200H200ZM214 202H215V201H214ZM243 202H244V201H243ZM28 203L26 202V204H28ZM42 203H43V202H42ZM71 203H72V204H71ZM86 203H88V202H86ZM103 203H104V202H103ZM134 203L136 204V201H135ZM155 203H156V202H155ZM162 203H163V202H162ZM165 203H166V202H165ZM195 203H194V204H195ZM204 203H205V202H204ZM204 203H202V204H204ZM211 203H212V205H213V202H211V201H210V203H207V204L211 205ZM217 203H219V202H217ZM245 203H246V202H245ZM245 203H243V205H244ZM46 204H47L48 206H50L51 208H50V207H49L50 209H49V208H45V207H46ZM52 204H53V205H52ZM68 204H69L70 206H69V205H67V206H69L70 209H71V205H72V207H73V204H74V206L76 205V208H78L77 205H79V204H76V203H73V202H70V203H68ZM89 204H90V202H89ZM91 204H92V203H91ZM106 204H108V203H106ZM111 204H112V203H111ZM117 204H118V203H117ZM138 204H139V202H138ZM169 204H170V202H169ZM175 204L177 205V203H175ZM197 204H198V202H197ZM235 204H236V203H235ZM237 204L239 205V203H237ZM4 205H5V206H4ZM31 205H32V204H31ZM35 205H37V204H35ZM39 205L41 206V204H39ZM56 205H58V206H56ZM63 205H64V204H63ZM81 205H82V204H81ZM81 205H80V206H81ZM85 205H86V204H85ZM87 205H88V204H87ZM113 205H115V203H114ZM126 205H127V204H126ZM126 205H125L124 207H126ZM133 205H134V204H133ZM147 205H149V203H148ZM160 205H161V203H160ZM160 205H158V206H160ZM162 205H163V204H162ZM167 205H168V204H167ZM167 205L165 204V205H163V206H167ZM171 205L173 206V204H171ZM199 205H200V204H199ZM209 205H208V206H209ZM212 205H211V206H212ZM229 205H230V204H229ZM231 205H232V204H231ZM249 205H250V204H249ZM256 205H257V204H256ZM0 206H1V205H0ZM12 206H15V208L12 207ZM21 206H23V203L21 204ZM21 206H20V207H21ZM65 206H66V205H65ZM80 206H79V207H80ZM128 206H129V205H127V207H128ZM131 206H132V205H131ZM136 206H137V204H136ZM197 206H198V205H197ZM208 206H206V207L208 208ZM221 206H222L221 208H223V205H221ZM232 206H234V205H232ZM254 206H255V205H254ZM262 206H264V205L262 204ZM262 206H259V208L261 207L260 209H261V210L263 209L262 212L264 213V207H262ZM55 207H54V208H55ZM98 207H99V206H98ZM98 207H97V209H98ZM110 207H111V205H110ZM110 207H108V208H110ZM133 207H134V206H133ZM137 207H139V206H137ZM152 207H153V206H152ZM161 207H162V206H161ZM161 207H160V208H161ZM168 207H170V206H168ZM192 207H193V206H192ZM194 207H195V206H194ZM194 207H193V208H194ZM203 207H204V206H203ZM206 207H204V208H206ZM236 207H237V206H236ZM255 207H256V206H255ZM35 208H36V209H35ZM54 208H53V209H54ZM66 208H67V207H66ZM66 208H65V209H66ZM90 208H91V205H90ZM100 208H103V207H99V209H100ZM106 208H107V207H106ZM106 208H105V209H106ZM108 208H107V210H108ZM148 208H149V206H148ZM148 208H147V209H148ZM156 208H157V206H156ZM162 208H164V207H162ZM193 208H192V209H193ZM201 208H202V207H201ZM211 208H212V207H211ZM225 208H226V207H225ZM225 208H224V209H225ZM227 208H228V207H227ZM237 208H238V207H237ZM257 208H258V207H257ZM67 209L69 210V208H67ZM67 209H66V210H67ZM72 209H73V208H72ZM74 209H75V208H74ZM83 209H84V208H83ZM85 209H87V208H85ZM91 209H92V208H91ZM95 209H96V207H95ZM95 209H93V210H95ZM123 209H124V208H123ZM130 209H131V208H130ZM134 209H135V208H134ZM136 209H137V208H136ZM143 209H146V205H145V208H144V207L142 208V210H143ZM150 209H151V205H150ZM157 209H159V207H158ZM167 209H168V208H167ZM202 209H203V208H202ZM224 209H223V210H224ZM242 209H243V208H242ZM4 210H3V211H4ZM12 210H13L14 212H13ZM41 210H42V211H41ZM55 210H56V209H55ZM55 210H54V211H55ZM62 210H63V208H62ZM87 210H90L89 207H88ZM109 210H110V209H109ZM109 210H108V211H109ZM115 210H116V208H115ZM125 210H126V208H125ZM128 210H129V209H128ZM152 210L154 211L155 209H152ZM160 210H161V209H160ZM170 210H171V209H170ZM190 210H191V208H190ZM204 210H205V209H204ZM208 210H209V209H208ZM208 210H206V211H208ZM217 210H220V209H217ZM255 210H256V209H255ZM50 211H52V210H50ZM74 211H75V210H73V212H74ZM85 211H86V210H85ZM90 211H92V210H90ZM90 211H89V212H90ZM98 211H99V210H98ZM100 211L103 212V210H100ZM100 211L98 212V214L100 213ZM108 211H107L106 213H109V212H110V214H111L112 211H109V212H108ZM130 211H131V210H130ZM135 211H136V210H135ZM135 211H134V212H135ZM137 211H138V209H137ZM137 211H136V212H137ZM146 211H147V210H146ZM155 211H156V210H155ZM161 211H163V210H161ZM166 211H168V210H166ZM166 211H164V212H166ZM194 211H195V210H193V212H194ZM206 211H204V212H206ZM227 211H228V210H227ZM227 211H226V212H227ZM233 211H235V210L233 209ZM240 211H241V210H240ZM243 211H244V210H243ZM256 211H257V210H256ZM256 211H255V212H256ZM10 212H11V214H10ZM30 212H31V211H30ZM68 212H69V211H67V214H71V213H72V210L70 211L71 213H70V212L68 213ZM81 212H82V211H81ZM81 212H79V213H81ZM86 212L88 213V211H86ZM86 212H85V213H86ZM96 212H97V211H96ZM102 212H101V213H102ZM115 212H116V211H115ZM128 212H129V211H128ZM134 212H133V213H134ZM147 212H148V211H147ZM147 212H146V213H147ZM150 212H151V211H150ZM164 212H163V213H164ZM187 212H188V211H187ZM209 212L211 213L210 210H209ZM231 212H232V211H231ZM241 212H242V211H241ZM241 212H240V213H241ZM244 212H245V211H244ZM257 212H258V211H257ZM262 212H261V213H262ZM1 213H2V214H1ZM14 213H15V214H14ZM18 213H19V214H18ZM21 213H22V214H21ZM42 213H41V214H42ZM53 213L55 214L56 212H53ZM58 213H59V212H58ZM58 213H57V214H58ZM65 213H66V212H65ZM65 213H64V214H65ZM76 213H77V211H76ZM76 213H75V214H76ZM83 213H84V211H83ZM103 213H104V212H103ZM106 213H105V214H106ZM129 213H130V212H129ZM129 213H127V214H129ZM133 213H131V214H133ZM143 213H145V210H144ZM146 213H145V214H146ZM151 213H152V212H151ZM151 213H150V214H151ZM155 213H156V212H155ZM155 213H154V215H152V216L155 217V215H156L158 212H157L156 214H155ZM159 213H160V212H159ZM159 213H158V214H159ZM163 213H162V214H163ZM167 213H169V212H167ZM191 213H192V211H191ZM194 213H195V212H194ZM206 213H207V212H206ZM210 213H209V214H210ZM214 213H216V212L214 211ZM217 213H218V212H217ZM227 213H228V212H227ZM247 213H248V212H247ZM261 213H260V214H261ZM57 214H56V215H57ZM67 214H66V215H67ZM77 214H78V213H77ZM89 214H91V213H89ZM113 214H115V213L113 212L111 215H113ZM116 214H117V213H116ZM135 214H136V213H135ZM137 214H138V213H137ZM141 214H142V213H141ZM150 214H149V215H150ZM160 214H161V213H160ZM162 214H161V215H162ZM185 214H186V213H185ZM202 214H203V213H202ZM218 214H220V213H218ZM225 214H226V213H225ZM236 214H237V213H236ZM260 214H259V216H260ZM5 215H6L7 217H6ZM34 215L36 216V219H34V217H35ZM51 215H53V214H51ZM56 215H55V216H56ZM60 215H61V214H60ZM78 215H81V214H78ZM93 215H95V213H94ZM99 215H100V214H99ZM99 215L96 216V219H97V217H99ZM107 215H108V214H107ZM107 215H105V216L107 217ZM206 215H207V214H206ZM212 215H213V214H212ZM223 215H224V214H223ZM239 215H241V214H239ZM262 215H263V214H262ZM24 216H19V217H18V216H15L14 219H15V221H16V220H18L17 218H20V219H21V217L24 218ZM48 216H49V215H48ZM68 216H70V215H68ZM68 216H67V219H66V220H69V219H68V218H69ZM72 216H73V215H72ZM83 216H84V215L82 214V216H80V217H83ZM91 216H92V215H91ZM105 216H103L104 219H106ZM114 216H116L115 218L117 219V215H114ZM152 216H151V217H152ZM157 216H159V215H156V217H157ZM180 216H181V215H180ZM202 216H204V215H202ZM220 216H221V215H220ZM229 216H230V215H229ZM5 217H6L7 219H6ZM63 217H64V216H63ZM73 217H74V216H73ZM78 217H79V216H78ZM80 217H79V218H80ZM85 217H86V216H85ZM85 217H84V218H85ZM93 217H94V216H93ZM109 217H110V216H109ZM109 217H108V218H109ZM121 217H122V216H121ZM148 217H150V216H148ZM212 217H213V216H212ZM224 217H225V216H224ZM233 217H234V216H233ZM240 217H241V216H240ZM23 218H22V219H23ZM48 218H49V217H48ZM50 218H51V217H50ZM52 218H53V216H52ZM55 218H56V217H55ZM57 218H58V217H57ZM60 218H61V217H60ZM60 218H59V220H60ZM65 218H66V217H65ZM86 218H87V217H86ZM180 218H181V217H180ZM200 218H202L201 215H200ZM206 218H207V217H206ZM210 218H211V214H210ZM227 218H228V217H227ZM235 218H236V217H235ZM4 219H6V220L3 221ZM9 219H10V218H9ZM20 219H19V220H20ZM22 219L19 221V223L23 222ZM25 219H26V218H24L23 220H25ZM53 219H54V218H53ZM71 219H72V217H71ZM71 219H70V220H71ZM80 219H82V218H80ZM87 219H89V218H87ZM91 219H93V218L91 217ZM100 219L104 220V219L102 218V215L100 216ZM112 219H113V218H112ZM146 219H147V218H146ZM149 219H150V218H149ZM151 219H152V218H151ZM155 219H156V218H155ZM178 219H179V218H178ZM203 219H205V218H203ZM220 219H221V218H220ZM246 219H247V218H246ZM259 219H260V218H259ZM10 220H11V219H10ZM44 220H46V222H48V221H47V218L44 219ZM62 220H64V218H62ZM70 220H69V222H71ZM85 220H86V219H84V222H85ZM93 220H94V219H93ZM97 220H98V219H97ZM106 220H107V219H106ZM110 220H111V219H110ZM110 220H107V222H109ZM119 220H120V219H119ZM119 220H118V221H119ZM126 220H127V219H126ZM156 220L158 221L159 218L156 219ZM199 220H201V219H199ZM209 220H210V219H209ZM263 220H264V219H263ZM11 221L13 222V220H11ZM15 221L13 222V227L16 228V229L11 228V231L14 229L13 231H15V233H16V231L18 232V231H20L21 229L26 228L24 225H23V227L21 228V227H19L20 225L18 224L17 227L20 228V229L17 230V227H16V223H17V221H16V222H15ZM27 221H29V220H27ZM41 221H42V220H41ZM57 221H58V220H57ZM78 221H79V220H78ZM80 221H82V220H80ZM80 221H79V222H80ZM87 221H88V220H87ZM104 221H105V220H104ZM114 221H115V220H114ZM114 221H112L111 224H113ZM121 221H122V220H121ZM148 221H150V220H148ZM154 221H155V220H154ZM159 221H160V220H159ZM201 221H202V220H201ZM201 221H199V222H201ZM43 222H44V221H43ZM49 222H50V221H49ZM49 222H48V223H49ZM63 222H64V221H63ZM66 222H67V221H66ZM72 222H73V220H72ZM72 222H71V224L74 223V222H73V223H72ZM76 222H77V219H76ZM76 222H75V223H76ZM84 222H83V223H84ZM91 222H92V221H91ZM99 222H100V221H98V225H99ZM105 222H106V221H105ZM119 222H120V221H119ZM151 222H152V221H151ZM224 222H225V221H224ZM2 223H1V224H2ZM7 223H6V225H8ZM14 223H15V226H14ZM23 223H24V222H23ZM25 223H26V222H25ZM32 223H33V221H32ZM32 223L30 222V224H32ZM51 223H52V222H51ZM59 223H60V222H59ZM89 223H90V222H89ZM95 223H96V222H95ZM100 223H103V221H101ZM116 223H117V222H116ZM141 223H142V222H141ZM145 223H146V222H145ZM149 223H150V222H149ZM206 223H209L208 220L206 221ZM34 224H38V223L34 222ZM40 224H41V222H40ZM42 224H43V223H42ZM44 224H45V223H44ZM44 224H43V225H44ZM52 224H55V221H54ZM52 224H51V225H52ZM66 224H67V223H66ZM66 224H65V225H66ZM68 224H69V223H68ZM79 224H82V222L79 223ZM84 224H85V223H84ZM105 224H106V223H105ZM107 224H108V223H107ZM114 224H115V223H114ZM153 224H155V223L153 222ZM156 224H158V223L156 222ZM199 224H200V223H199ZM204 224H205V223H204ZM6 225H5V223H4V225H1V226H0V233L2 232V231H1V227H2V229H4V228L8 229L9 225H8V226H6ZM46 225H47V224H46ZM48 225H49V224H48ZM48 225H47V226H48ZM51 225H50V226H51ZM59 225H60V224H59ZM61 225H62V222H61ZM73 225H75V224H73ZM86 225H87V224H86ZM88 225H89V226H92L93 224L90 223V224H88ZM115 225H116V224H115ZM138 225H139V224H138ZM140 225H141V224H140ZM147 225H148V224H147ZM174 225H175V224H174ZM194 225H195V224H194ZM261 225H263V223H262ZM4 226H5V227H4ZM11 226H12V225H11ZM11 226H10V227H11ZM21 226H22V224H21ZM37 226H38V225H36V227H37ZM40 226H42V225H40ZM50 226H49V228L46 227V226H45V227L48 228V229L50 230L49 232L51 233V232H52V231H51V230H52L51 227L54 226V225H52L51 227H50ZM63 226H64V224H63L61 227H63ZM68 226H72V225L69 224ZM82 226H83V225H82ZM89 226H88V227H89ZM96 226H97V223H96ZM96 226H95V227H96ZM104 226H105V227H104ZM104 226L102 225L103 228H106V225H104ZM109 226H110V225H109ZM109 226H107V227H109ZM120 226H122V225H120ZM120 226H118V227L120 228ZM133 226H134V225H133ZM141 226H142V225H141ZM150 226H151V225H150ZM263 226H264V225H263ZM10 227H9V228H10ZM27 227H28V224H27ZM54 227H55V226H54ZM54 227H53V230H55V229L57 230L60 226H59V227L57 226V228H56V227L54 228ZM61 227H60V228H61ZM65 227L67 228V226H65ZM80 227H81V226H80ZM95 227H94V228H95ZM100 227H101V226H100ZM111 227L114 228L112 225L110 226V228H111ZM118 227H116V230L119 229ZM145 227H146V226H145ZM154 227H155V225H154ZM161 227H162V226H161ZM164 227H165V226H164ZM164 227H163V228H164ZM194 227H195V226H194ZM28 228H29V227H28ZM43 228H44V227H43ZM43 228H42V229H43ZM73 228H74V226H73ZM73 228L70 227V229H71L70 232L74 231ZM75 228H76V227H75ZM98 228H99V227H98ZM103 228H101V230H102ZM110 228H109V233L111 232L113 235L116 236V235H117V232H116V231H113V232H116V234H114V233L111 231ZM123 228H124V227H123ZM135 228H136V227H135ZM137 228H138V227H137ZM6 229H4L3 231H7ZM30 229H31V227H30ZM33 229H34V228H33ZM35 229H37V228H35ZM38 229H40V228H38ZM38 229H37V233H38ZM48 229H46V230L48 231ZM78 229H81V228H78ZM78 229H77V230L75 229V232H72V233H73V236H74V234H75L74 237H76V238L78 237L77 239H78L79 241H78L77 239H75V238H72V239L75 240V242L71 240L73 246L69 245V244L66 242V244H68V246H70V252H72V251L74 250L75 246H76V249L73 251L74 253H75L76 250L81 249L80 247H83V248H84V251H85V249H87V250H86L87 252H91V251H88V250H89V249H88V248H89L88 243H86V244L88 245V247H86L85 242L82 241V242H83V245L85 244V247H86V248H85L84 246H82V242H81L80 239H79V238H81L82 235H79V236L76 235V232L78 231ZM86 229H88V228L86 227ZM89 229H90V228H89ZM89 229H88V230H89ZM121 229H122V228H121ZM130 229H131V228H130ZM133 229H134V228H133ZM139 229H140V226H139ZM149 229H151V227H150ZM152 229H153V228H152ZM152 229H151V230H152ZM157 229H158V228H157ZM164 229H165V228H164ZM209 229H210V228H209ZM8 230H9V229H8ZM46 230H42V231H41L42 234H45V233H43V232H46V233H47ZM58 230H59V229H58ZM58 230H57V233L59 234ZM63 230H64V228H61L59 231L62 232ZM91 230H92V228L90 229V231H91ZM95 230H96V228H95ZM105 230H106V229H105ZM114 230H115V229H114ZM147 230H148V228H147ZM151 230H150V231H151ZM167 230H168V229H167ZM171 230H172V229H171ZM229 230H230V229H229ZM13 231H12V235H16V236H15V238L13 237L12 239H11V237L8 236V237L10 238V240H9V238H7L6 235H4V234H5L4 232L0 234V237L4 235L3 237L6 236L5 239L9 240V241H6L7 243H4V240H5V239H3V238L1 237L0 240L3 239V241H2V240L0 241V245L4 243L3 246H5V244H7L6 246H9V245L11 246V244H13V243H11V241H12V242L14 241L13 239H15V242H16L17 239H19V240L23 239L21 236H23L25 233H20V232H22V231H20V232L18 233V235H17V233L15 234V233H13ZM23 231H24V230H23ZM25 231H26V230H25ZM30 231H31V230H30ZM35 231H36V230H35ZM65 231L68 232V229H67V230L65 229ZM65 231L62 232V233L65 234ZM82 231H83V230H82ZM85 231H87V230H85V228H84V232H85ZM90 231H89V232H90ZM92 231H93V230H92ZM102 231H104V230H102ZM102 231H101V233H102ZM107 231H108V230H107ZM133 231H134V230H133ZM141 231H142V230H141ZM152 231H153V230H152ZM222 231H223V230H222ZM224 231H225V230H224ZM7 232H8V231H7ZM9 232H10V231H9ZM28 232H29V230H28ZM49 232H48V233H49ZM67 232H66V233H67ZM70 232H69V233H70ZM79 232H80V231H79ZM79 232H77V233H79ZM99 232H100V231H99ZM105 232H106V231H105ZM122 232H123L122 234H124V231H123V230H122ZM135 232H136V231H135ZM162 232H163V231H162ZM194 232H196V231H194ZM211 232H212V231H211ZM39 233H40V232H39ZM50 233H49L47 236L49 237V239L52 238V240H53V236L56 235V234L51 235L52 233H51V234H50ZM80 233L82 234V232H80ZM86 233H88V232H85V233H84V234H85V238L87 237L86 235H88V234H86ZM95 233H97V236L100 234V233L98 234V231H97V232L95 231ZM95 233H93V234H95ZM133 233H134V232H133ZM142 233H146V232H142ZM151 233H152V232H151ZM203 233H204V231H203ZM6 234H7V233H6ZM9 234H10V233H9ZM19 234H20V235L23 234V235H21V236L19 237ZM29 234H30V232H29ZM42 234H40V235H42ZM70 234H71V233H70ZM84 234H83V235H84ZM102 234H103V233H102ZM106 234H108V232H107ZM106 234H103V237L101 236L100 238L103 240L104 235L106 236ZM153 234H154V231H153ZM185 234H186V232H185ZM198 234H199V233H198ZM7 235H8V234H7ZM12 235H11V236H12ZM32 235H33V236H32ZM59 235H60V234H59ZM65 235H66V234H65ZM65 235H64V236H65ZM113 235H111L112 238H113ZM118 235H119V234H118ZM118 235H117V236H118ZM135 235H138L137 232H136ZM135 235H134V236H135ZM156 235H157V234H156ZM213 235H214V234H213ZM242 235H243V234H242ZM247 235H248V234H247ZM29 236H30V237H29ZM29 236L27 237V239H29V241H28L26 238L24 239L25 242H26V240L28 241V243L30 242L29 245L27 246L28 243H27V242L25 243L24 240H23L22 245H21V247L23 248V250H20V249H22V248L20 247V245H19V248H18V249L20 250L19 252H24V248H25V247H30V245H31V249H32V251H31V249H28V250H27V248H26V250L28 251V254H26V253H27L26 251H25V252H26L25 254L28 255V256H30V259H29L28 256H27L28 260H33V261L30 262V261L26 260V259H25V258H26V255H25V254H22L25 258H22V259L19 260V258L21 257V254H20L18 251H17V252H14V253H12V251H11V253H10V252H7V251L4 250L5 253H6V254H5V253L2 251V250H3V246H2V247L0 246V247L2 248V250H1V248H0V255H1V257H0V264H13L14 262H15V264H19V263H21V264H36V263H32V262L35 261V260H34L35 258H36V262H37V264H45V262H46L47 260H48V261L46 262V264H50V263H51V264H54L53 261L56 260V259H57V262H58V263H55V264H59V263H61V264H66V263L70 264V263H71V262H70L71 260H67V258L69 257V255H68V257H67V254L69 253V251H67V254H66V250H67V247H68V246H67V247L65 246V250H61V249H64V248H62L64 245L61 246V247L59 248V249H60V252H62V254H60V255H63V252H65V254H66V256H65V257H66V260L70 262V263H69V262L62 263L63 260H64L63 256H64L65 254H64L63 256H61V258H63V260L61 261V259H59V257H58V256H60L59 254L56 253V254H55L56 257H55V256L53 257L54 254H53L52 252H51V253L48 252V248H47V247H44L45 245H46V246L48 245V244H46V243H48V242H49V245H50V241H51V239L49 240V239L46 238L48 241H45L46 239L43 240V238H44V237H43L44 235H43V236H42L43 238L40 236V237H41V240H43V241H41L40 238H39V235H36V236H35V234H31V235H29ZM31 236H32V237H31ZM47 236H46V237H47ZM50 236H51V237H50ZM66 236H68V235H66ZM70 236H72V235H70ZM92 236H93V235H92ZM92 236H91V237H92ZM130 236H131V235H130ZM134 236H132V238H133ZM138 236H139V235H138ZM138 236H137V237H138ZM152 236H153V235H152ZM159 236H160V235H159ZM237 236H238V235H237ZM248 236L250 237V235H248ZM248 236H247V237H248ZM257 236H258V235H256V238H257ZM18 237H19V238H18ZM55 237H60V236H57V235H56ZM62 237H63V235H62ZM93 237H94V236H93ZM107 237H110V236H107ZM122 237H123V236H122ZM215 237H216V236H215ZM240 237H241V236H240ZM244 237H245V236H244ZM249 237H248V238L245 237V239L248 240ZM252 237H253V236H252ZM258 237H259V236H258ZM20 238H21V239H20ZM68 238H70V237H68ZM68 238H66V240H67ZM88 238H89V236H88ZM95 238H96V237H95ZM97 238H98V237H97ZM100 238H99V239H100ZM116 238H117V237H116ZM120 238H121V237H120ZM120 238H119V239H120ZM129 238H130V237H129ZM139 238H140V236H139ZM151 238H152V237H151ZM194 238H195V237H194ZM250 238H251V237H250ZM54 239L56 240V238H54ZM81 239H84V238H81ZM89 239H91V238H89ZM89 239H88V240H89ZM93 239H94V238H93ZM93 239H92V240H93ZM101 239H100V240H101ZM104 239H105V238H104ZM119 239H117V240H119ZM137 239H138V238H137ZM200 239H201V242H202L203 239H202V238H200ZM232 239H233V238H232ZM241 239H242V238H241ZM245 239H242L243 242L246 241ZM251 239L254 240V238H251ZM251 239H250V240H251ZM55 240H53V242H55ZM66 240L64 239V241H66ZM84 240H85V239H84ZM95 240H96V239H95ZM107 240H108V241H110V240L112 241L111 238H110V239H107ZM134 240H135V239H134ZM141 240H142V239H140L139 241H141ZM146 240H148V238H147ZM146 240H145V241H146ZM151 240H152V239H151ZM151 240H150V241H151ZM198 240H199V239H198ZM242 240H241V241H242ZM244 240H245V241H244ZM44 241H45V244L42 243V242H44ZM57 241H58V240H57ZM59 241H60V238H59ZM67 241H68V240H67ZM77 241H78V243H77ZM97 241L99 242L98 239H97ZM103 241H104V240H103ZM103 241H102V243H103ZM114 241H116V240H113V243H114ZM125 241H126V240H125ZM143 241H144V240H143ZM143 241H142V242H143ZM193 241H194V240H193ZM204 241H205V240H204ZM218 241H219V240H218ZM254 241H256V240H254ZM2 242H3V243H2ZM15 242H14V244H15ZM17 242L20 243V241H18V240H17ZM60 242H62V239H61ZM69 242H70V239H69ZM91 242H92V241H91ZM93 242H94V241H93ZM129 242H130V241H129ZM129 242L127 241V243H129ZM131 242H132V241H131ZM136 242H137V241H136ZM196 242H197V241H196ZM243 242L241 243V245L239 244V245H240L239 247H242V246H243V244H244ZM249 242H250V241H249ZM251 242H252V241H251ZM256 242H258V241H256ZM9 243H10V244H9ZM19 243H17V244H19ZM23 243L26 244L25 247H23V246H24ZM41 243H42V244H41ZM51 243H52V241H51ZM64 243H65V242H64ZM79 243H81V245H80L79 248H78L77 245H79ZM95 243H96V241H95ZM99 243H100V242H99ZM111 243H112V242H111ZM117 243H118V241H117ZM122 243H123V242H122ZM125 243H126V242H125ZM125 243H124V244H125ZM127 243H126V244H127ZM252 243H254V242H252ZM8 244H9V245H8ZM14 244H13V245H14ZM43 244H44V246H43L44 249H47L46 253H44L45 250L42 249V246H41V245H43ZM89 244H90V243H89ZM91 244H93V243H91ZM124 244H123V245H124ZM137 244H138V242H137ZM156 244H158V243L156 242ZM160 244H161V242H160ZM254 244H255V243H254ZM256 244H257V243H256ZM13 245H12L11 247H13ZM57 245H58V247H59L60 244L57 243ZM61 245H62V244H61ZM93 245H94V244H93ZM93 245H92V247H93ZM114 245H115V243H114ZM123 245H122V246H123ZM132 245H133V244H132ZM132 245L130 244V245H127L126 247H128V249L130 250V248H131L130 246H132ZM141 245H142V244H141ZM141 245H140V246H141ZM148 245H149V244H148ZM148 245H147V246H148ZM151 245H152V244H151ZM182 245H183V244H182ZM246 245H248V244L246 243ZM246 245H245V246H246ZM250 245H252V244L249 243L248 246H250ZM261 245H262V244H261ZM10 246H9V248H10ZM51 246H52V245H51ZM90 246H91V245H90ZM110 246H111V244H110ZM110 246L108 245V248H109ZM116 246H118V245L116 244ZM134 246H135V245H134ZM142 246H143V245H142ZM158 246H159V245H158ZM184 246H185V245H184ZM245 246H244V248H246ZM248 246H247V248H248ZM252 246H253V245H252ZM256 246H258V244H257ZM259 246H260V245H259ZM259 246H258V247H259ZM15 247H16V245H15L13 248H15ZM48 247H50V246H48ZM53 247H54V246H53ZM92 247H91V249L93 250L94 247H93V248H92ZM124 247H125V246H124ZM129 247H130V248H129ZM137 247H139V246H137ZM137 247H136V249H137ZM153 247H154V246H153ZM182 247H183V246H182ZM187 247H188V246H187ZM258 247H257V249H258ZM263 247H264V246L259 247V248H262V251H263V252L261 251V249H260V252H259L260 254H261V252H262V255L264 254V248H263ZM56 248H57V246H56ZM68 248H69V247H68ZM72 248H73V250L71 251ZM77 248H78V249H77ZM83 248H82V249H83ZM98 248H99V247H98ZM105 248H106V247H105ZM105 248H104V249H105ZM108 248H107V250H108ZM132 248H133V246H132ZM132 248H131V249H132ZM149 248H150V245H149L148 248H146V250H148ZM247 248L245 249L246 252H247ZM251 248H252V247H251ZM251 248H250V249H251ZM4 249H6V248L4 247ZM15 249L17 250V247H16ZM59 249H58V251H59ZM82 249H81V250H82ZM122 249L124 250V248H122ZM125 249H127V248H125ZM128 249H127V253H129V254H128V257H129V255H130V251H129ZM141 249H142V248H141ZM144 249H145V247H144ZM179 249H180V248H179ZM207 249H208V248H207ZM239 249H242V248H239ZM252 249H253V248H252ZM252 249H251V250H252ZM257 249H255V250L258 251ZM10 250H11V248H10ZM16 250H15V251H16ZM39 250H40V251H39ZM50 250H51V247H50ZM53 250H54V249H53ZM53 250H52V251H53ZM81 250H79V252L76 251V255H77V256H78V254H79V256H81V255L83 254V253H81ZM98 250H99V249H98ZM105 250H106V249H105ZM105 250H104V251H105ZM107 250H106L105 252H110V251H107ZM111 250H112V249H111ZM113 250H114V249H113ZM123 250H121V251H123ZM146 250H145V251H146ZM184 250L186 251L185 248H184ZM204 250H205V249H204ZM211 250H212V249H211ZM242 250H243V249H242ZM242 250H241V251H242ZM1 251H2V252H1ZM13 251H14V249H13ZM30 251H31L32 253H31ZM41 251H43V255H40L41 257H39L38 253H40ZM55 251H57V250H55ZM55 251H54V253H55ZM58 251H57V252H58ZM84 251H83V252H84ZM99 251H100V250H99ZM117 251H118V249H117ZM124 251H125V250H124ZM124 251H123V253H124ZM139 251H140V250H139ZM142 251H144V250H141L139 253L137 252L138 255H141L140 253H142ZM145 251H144V252H145ZM160 251H161V250H160ZM176 251H177V250H176ZM178 251H179V250H178ZM182 251H183V250H181L180 252H182ZM208 251H209V249H208ZM208 251H207L206 253H209ZM245 251L243 250L242 253L245 252ZM29 252L31 253L30 255H29ZM34 252H35L36 254H34ZM37 252H38V253H37ZM92 252H93V251H92ZM92 252H91V253H92ZM102 252H103V251H102ZM111 252H112V251H111ZM119 252H120V251H119ZM144 252H143V253H144ZM156 252H158V251H156ZM204 252H205V251H204ZM218 252H219V250H218ZM238 252H239V251H238ZM248 252H249V250H248ZM248 252H247V255H248ZM253 252H254V250H253ZM1 253H2V254H5V255H3V256H5V257H3ZM9 253H10V254H9ZM74 253H71V254H74ZM77 253H78V254H77ZM85 253H86V252H85ZM91 253H90L89 256H91ZM98 253H99V252H98ZM100 253H101V251H100ZM100 253H99V254H100ZM123 253L121 252L120 254H123ZM125 253H126V252H125ZM125 253H124V254H125ZM127 253H126V254H127ZM131 253L134 254V250H133V252L131 251ZM174 253H175V252H174ZM177 253H178V255L180 254L179 252H177ZM202 253H203V250H202ZM211 253H212V252H211ZM214 253H215V252H214ZM216 253H217V250H216ZM219 253H220V252H219ZM230 253H231V252H230ZM250 253H251V251H250ZM250 253H249V254H250ZM256 253H257V252H256ZM259 253H257L254 257H256V256H258V257H256V258H259V257H260L259 259H262L261 262H260V260H259V262H258V261H257L258 259L253 258V254H254V253H253L252 255H249V256H246V257H244V256H245V255H244L245 253H244V254H243L244 256L242 255L241 258L237 257L239 260L237 259L236 261H234L235 263H233V264H264V259H263L264 256L262 257V255H260ZM8 254H9L10 257H11L10 259H9V257H8ZM32 254H33V256H32ZM40 254H42V252H41ZM46 254H47V255L50 254V256H51V254H52V259H53V258H54V259L51 260V259H50L51 257H50L49 255H48V256H49L50 258L45 257ZM69 254H70V253H69ZM71 254H70V255H71ZM96 254H97V249H96ZM102 254H103V253H102ZM113 254H115V253H113ZM158 254H159V253H158ZM183 254H185V253H183ZM183 254H182V255H183ZM11 255H12V256H11ZM76 255H75V256H76ZM85 255H87V256H85V257H87V259H89V258H88V253L85 254ZM94 255H95V254H92V256H94ZM97 255H98V254H97ZM105 255H106V254H105ZM105 255H104V256H105ZM138 255H137V256H138ZM143 255H144V254H143ZM171 255H172V254H171ZM171 255H170V257H171ZM210 255H211V254H210ZM6 256H7L8 258H7ZM23 256H22V257H23ZM35 256H37L38 258L35 257ZM71 256H73V255H71ZM101 256H102V255H101ZM124 256H125V255H124ZM126 256H127V255H126ZM130 256H131V255H130ZM133 256H134V255H133ZM172 256H173V255H172ZM212 256H213V257L210 258V259H214L215 255H212ZM250 256H251V257H250ZM32 257H33L34 259H32ZM43 257L46 259L45 262H44V260H43V259H44ZM114 257H115V256H114ZM117 257H118V256H117ZM117 257H116V258H117ZM128 257H126V258L128 259ZM131 257H132V256H131ZM139 257H142V255L139 256ZM243 257H244V258H243ZM2 258L4 259V263H3V259H2ZM39 258L42 259V260L40 259L42 263H41V262L39 263V261H38ZM55 258H56V259H55ZM81 258H82V257H81ZM81 258H80V259H81ZM90 258H91V261H89V262L91 263V262H92V257H90ZM93 258H94V257H93ZM109 258H110V257H109ZM112 258H113V257H112ZM123 258H125V257H123ZM129 258H130V257H129ZM154 258H155V257H154ZM172 258H173V257H172ZM172 258H171V259H172ZM174 258H176V257H174ZM180 258H181V256H180ZM208 258H209V257H208ZM225 258H226V257H225ZM227 258H228V257H227ZM1 259H2V261H1ZM16 259H18V261H17ZM70 259H72V257H70ZM74 259H75L76 261H78L79 258L77 257V259H76V257H75ZM80 259H79V261H78V263H80V264L82 263L81 261H85V260H87L86 258H84L85 260H84V259H83V260H80ZM97 259H98V258H97ZM100 259H101V258H100ZM103 259H104V258H103ZM105 259H106V258H105ZM130 259H131V258H130ZM130 259H129V260H130ZM137 259H139V258H137ZM137 259H136V260H137ZM229 259H230V258H229ZM229 259H227V260H229ZM240 259H241V260H240ZM15 260L17 261V263H16ZM66 260H64V261H66ZM75 260L73 261L74 264L76 263ZM93 260H94V259H93ZM106 260H107V259H106ZM106 260H105V261H106ZM115 260H116V262L118 261L117 259H115ZM184 260H185V259H184ZM207 260H208V259H207ZM60 261H61V262H60ZM101 261H103V260H101ZM130 261H131V260H130ZM130 261H129V262H130ZM137 261L139 262V260H137ZM167 261H168V260H167ZM169 261H170V260H169ZM171 261H174V262H175V259H174V260H171ZM209 261H210V260H209ZM222 261H223V260H222ZM230 261L233 262L232 260H230ZM230 261H229V262L227 261V262L230 264ZM262 261H263V262H262ZM18 262H19V263H18ZM43 262H44V263H43ZM89 262L87 261V263H89ZM93 262H94V261H93ZM96 262H97V261H96ZM96 262H94V263H96ZM126 262H127V261H126ZM133 262H134V261H133ZM138 262H137V264H138ZM178 262H180V261H178ZM223 262H224V261H223ZM223 262H222V264H223ZM227 262H226V260H225L224 263H227ZM97 263H98V262H97ZM97 263H96V264H97ZM106 263H107V262H106ZM123 263H125L124 260H122V264H123ZM131 263H132V262H131ZM134 263H135V262H134ZM164 263H165V262H164ZM169 263H170V262H169ZM169 263H168V264H169ZM186 263H187V262H186ZM71 264H72V263H71ZM85 264H86V262H85ZM100 264H101V263H100ZM135 264H136V263H135ZM139 264H140V263H139ZM172 264H173V262H172ZM178 264H179V263H178ZM208 264H217V263H214L213 260H212V261H210ZM219 264H220V263H219Z\"/></svg>",
    "mask_w": 264,
    "mask_h": 264
},
{
    "label": "rangeland",
    "instance_id": "2",
    "mask_svg": "<svg viewBox=\"0 0 264 264\" xmlns=\"http://www.w3.org/2000/svg\"><path fill=\"white\" fill-rule=\"evenodd\" d=\"M10 1H11V0H10ZM10 1H9V2H10ZM15 1H16V0H15ZM18 1H19V0H18ZM28 1H29V0H28ZM38 1H39V0H38ZM38 1L36 0V2H35V1H31V0H30V2H27V1H25V2H26V6H27L28 3L30 4L31 2H33V5L35 6L34 2L37 4ZM49 1H50V0H49ZM51 1H52V3L55 2V0H51ZM53 1H54V2H53ZM57 1H58V0H57ZM57 1H56L55 3H57ZM59 1H62V0H59ZM64 1H65V0H63V1L61 2L62 4H60V2H58V3H57V4H58L57 6L62 5V6L64 7V5H63V2H64ZM88 1H89V2H88ZM92 1H94V2H92ZM96 1H97V2H96ZM98 1H99V2H98ZM103 1H104V2H103ZM103 1H100V0H85V2H84V0H72V2H71V1L67 0V1H65L66 3L71 2V3L68 4V7H67L66 3L64 2V4H65L64 9H62L63 7H60L61 9L59 10V9L56 8V7H57L56 4H55L54 6H47V4L49 3L48 0H47V1L45 0V2H48L47 4H46L45 2H43L44 5L40 3V2H41V0H40V1L38 2V3L41 4V5L39 4L40 7H39V8H38V6L36 7V8L38 9V11H37V15H35V12H36L37 9L34 8V7H32V6H33L32 4H31L32 6H31V5H30V6H31L33 9L30 8L29 10H31V11L33 12V10L36 9V10H34L33 13L31 12V13H32V16H34V17L37 16L38 20L35 19L36 21H39V22H40L41 20L44 21V22L41 21V22L43 23L42 26H43V25H45V26L47 25V26H48L50 22H51V24H52V22L55 23V24H57V25H54V26H56V27H52L53 24H52V25H49V26H51L52 28H57V26H58L59 29H58V30L56 29L57 32H58L59 30H61L60 27H62L63 22L66 21V23H67V20L69 19L68 17L71 16V18H72V16L74 15V13H75L76 11H77V12L75 13L74 17H75L76 19H77V18L80 19V20L77 19V20L79 21V22L77 23V25H79V23H81V19H82V18H83L84 20H88V19L90 18L91 14L93 13V14H92V17H93V16H94V17H93V18H90V20H91V19H94V20H91L92 23L90 22V20H88V21L91 23V24L89 23V27H90V28H88V29L90 30L89 33L91 32V33H90V35L92 36L91 39L94 38L93 40H91V39H90V40H91L92 42L94 41L93 44L96 42V43H95V48L97 49V46H96V45H98V49H99V51H98V49L96 50L94 47H92V46H93V44H91L92 42H89V41L84 40V39H86V37H84L85 35H82V34H79L81 38H82V36H83V39H80V38H79L82 42L78 40V41H77V42H79L78 45H80V42H81V46H83L84 44H85V46H86V44H87V42H88V43H89L88 45H91L90 47H92V49L94 48V50H96V51H95L96 54H97V52H99L98 54H103V53L105 54V53L107 52V50H110V49H107V48L112 47L111 45H113V44H114V46H113L112 48H114L115 45H117V47H118V43L115 44V43H114L115 41H116V42H119V44H121V43H120L121 41H122V43L125 42V45L122 46V44H121V46H122L121 48L123 49V47L125 48L126 46H127L126 48L129 47V49H127L128 52H130L131 49H132L133 51H134V49H135V51H134L135 53L133 52L134 54H130V53H132V52L128 53L125 49H123V51H124V52H123L122 49L119 47L120 49H118V50L116 49L117 52H116L115 49L113 50V51L115 52V53H114V57H113V54H112V51H111L112 48H111V50H110L111 53L109 54L110 51H109L108 53H106V54H108V56L105 54V56L108 57V58L106 57V58H107V61H106V62L104 61L106 64H108V63H107L108 61L110 62V61L112 60L111 55H112V57H113V60L116 59V60H114L115 62L120 61V57H121V56H120V53H121V51H122V53H125L124 56H126V57L130 54V55H129L130 59H129V57L126 58V59L124 58L125 60L128 59V61H130V62L132 61V63H133L134 65H133L132 63H128L130 66H132V65H133V66H137V65H135V63H137V61L139 62V60H141V59H143V58L145 59L146 56H148V57H146V58H147V59L149 58L150 61L156 59V55L158 54V52H157L156 54H154V53H152V52H153V50L158 49L159 47H155V45H156V46H160V49H161V47H163V46H161L160 44H161L162 42L165 43V40H167V39L170 38V37H168L167 39L164 38L165 40L163 39L162 35H165V34H167L168 32L166 31L167 33H164L165 31L163 30V31H164L163 33H164V34H161V30H162L161 28H162L163 26H164V27H163L164 29L170 27V26H169V27H166L165 25H166L167 23H165V22H166V21H168V23L170 22L169 19H168V18H169V17H168L169 15H170V17H172V18H170L171 20H172L173 18H174V19L176 18V16H175V15L172 16L171 13L174 12V11H176L177 9L174 10V9L171 8V10H174V11H171V10L169 9L168 11L171 12V13L168 14V11L166 10V7H165V9H164V7H163V8H162L163 10L161 9V11H163V12H159V13H158L159 15H157V16H160V15H162L163 13H165V14L167 13V15H168L167 17H168V18H165V16L162 15V16L165 18V20H163V18H162V20H159V18L156 19V21L159 20V23H158V24L156 23V21H155V22H150V20H152V19H151L152 16H153V20H155V16H156V15L154 16V13H155V12H154V13L151 12L153 15H150L151 13L149 14V17L151 16L150 18L148 17V19H150V20H149V23H150V24H148V21H145V22H147V23H146V25H144V26L146 27V26H149V25H150V26H149L150 28H151V26H152V27L155 26V27H153L152 29H148V31H147V28H148V27L145 28L146 30H144V31L146 32V34H147V32H148V34L145 35L146 42L149 41L150 43L148 42L149 44H148V43L146 44V43L144 42V41H145V40H144V37H142V38L139 39V40H141L142 42H144L145 45H147V49H148L149 46H151V44H153V47H152V48L150 47V48H151V49H153L154 47H155V48L152 50V52H151L152 54H149L150 51H147V50H146V51H142V53H144V55L142 56V55H140V54H142V53H140L138 50L141 51V48H144L145 45L143 44L144 46L142 45L143 47L140 48V46H141L140 44H138L139 47H137L138 45H137V46L135 45L136 43L133 44L132 41H133L134 38H133L132 35H133V33H134V30H135V32L138 30V27H137V26H139V29H140V27L143 26L142 23L145 24V22L143 21V20H145V19L142 18V19H143V20H142V21H143L142 23H139V22L137 21V23H139L140 25H137V23H136V24H135L136 26H135V25H133V24H134V22H133V24H131V25L134 26L133 28H132V27L130 28L129 25H128V29H127V26H124V27L129 31V33H130L131 35H130L129 33H126V32H128V31H122V30H123V29H122V28H123V25H125L124 22H126L125 17H126V19H127V18L129 19V18H131V17H128V16H132L131 19H133V17H135V13H136V11L139 10V8H140V11H141V7H140V6L143 5V4H142V3L140 4V2H142V1H140V0H137V1H136V0H122V1H121V0H116V1H117V2H116L115 0H113V2H112V0H111V3H110V0H103ZM106 1H107V2H106ZM114 1H115V2H114ZM118 1H119V3H118ZM130 1H131V2H130ZM143 1H144V0H143ZM188 1H189V2H188ZM188 1L186 0V2L189 3V4H188V3H187V4H188V6L190 5L189 7H190L191 9H189V7L186 6V3L184 4L183 2H181V4H182L183 6H185V8H186L187 11H186L183 7H181V8L178 7L179 9H178L177 11H178V14H179V15H177V13L175 12L176 15H177L178 22H175L176 19H175V20H174V19L172 20V21L175 22L174 24H172V21L170 22V23H171L170 25H174V26H173L174 28H175V27L177 28L178 26L181 28L180 24H181V23H184V21H185V23H184L185 25H184V26H186V22H187V23L189 22L187 18H189L190 23H192L191 26H190V25H189V26H190L191 28H193L192 25L195 23L194 20H196V19L198 20L199 18H201V17H199V16H205V18H206L207 14H208L211 10H212V11H213V10L215 11L214 8H218V9H220V8L222 7V9H220V10L216 9V11H218V13H221V15L224 14L225 9L227 10V8H224V7H226V5H227L226 2L224 3V1H227V0H224V1H223V0H217V1L213 0V1H215V2L218 4V5L215 4L216 7L214 6V4L212 5V6H214V7L210 6L211 4H210V5L207 4V3H211V2H212V1H210V0H208V2H206L207 0H206V1H203V0H193V1H192V0H191L192 2H191L190 0H188ZM200 1H201V2H200ZM202 1H203V2H202ZM209 1H210V2H209ZM253 1L255 2V0H253ZM258 1H259V0H258ZM260 1H261V0H260ZM12 2H13L12 4H14V3H16L17 1L14 2V0H13ZM21 2L24 3V0H23V1L21 0ZM126 2H127V3H126ZM204 2H206V3H204ZM254 2H253V3H254ZM50 3H51V2H50ZM52 3H51V5H53ZM87 3H88V4H87ZM91 3H92V4H91ZM94 3H95L97 6H96ZM109 3H110V4H109ZM137 3H138V4H137ZM194 3H195L196 5H195ZM256 3H257V0H256V2H255L254 4H256ZM263 3H264V2H263ZM263 3H262V4H263ZM9 4H10V5H9ZM20 4H22V3H20V2L18 3V2H17V4H14V5L17 6V5H20ZM24 4H25V3H24ZM24 4H22V6H23ZM45 4H46V5H45ZM83 4H84V6H83ZM100 4H101V5H100ZM116 4H117V5H116ZM119 4H120V5H119ZM127 4H129V5H127ZM181 4H180V5H181ZM198 4H199V5H198ZM206 4H207V5H206ZM222 4H223V5L225 4V6L223 7ZM262 4H261V3L258 4V5H260V6H258V7H262V6H261ZM7 5L10 6V10H12V9L15 8L14 5L12 6V7H14V8H11V3H8ZM42 5H43V6H42ZM48 5H49V4H48ZM89 5H90L91 7H90ZM182 5H181V6H182ZM200 5H201V6H200ZM219 5H220V7H218ZM26 6H23L22 9H25ZM55 6H56V7H55ZM88 6H89V8H88ZM119 6H120L121 8H119ZM165 6H167V5H165ZM192 6H193V7H192ZM194 6H195V7H194ZM5 7H6V6H5ZM44 7H45V8L47 7L48 9L51 8V7H53V8L55 7L56 9H54V11H55V10H57V11L59 10V12H60V11H63V10H64V11H67V12H65V13H64V11H63V12H60V13H59V12H58V13H55V12H54V13H53V16H50V18H49V15H48L49 13H48L47 11H51L52 8H51L50 10H48V9H45ZM101 7H102V8H101ZM104 7H106L107 9L104 8ZM115 7H116V8H115ZM263 7H264V6H263ZM17 8H18V9H19V8L21 9V5H20V7H17ZM28 8H29V7H28ZM58 8H59V7H58ZM66 8H69L71 11H74V12H71L69 9H66ZM87 8H88V10H87ZM90 8H91L92 10L95 8L97 11L94 9L96 12H92V10H91ZM99 8H100V9H99ZM109 8H110V10H109ZM113 8H114V9H113ZM168 8H169V6H168ZM168 8H167V9H168ZM187 8H188V9H187ZM192 8H193V9H192ZM210 8H213V9L210 10ZM15 9H16V8H15ZM22 9H21V11L23 12L24 10H22ZM41 9H42V10H41ZM72 9H73V10H72ZM89 9L91 10V13L88 12V11H90ZM104 9H105V10H104ZM182 9H183V12H186V14H187V17L184 16L183 19H182V16L185 15V13L182 12V15H181V11H182ZM194 9H195V10H194ZM10 10H8V11H9V14L11 13ZM68 10H69V12L71 13L70 16L68 15V13H69ZM100 10H101V11H100ZM102 10H103V11H102ZM106 10H107V11H106ZM164 10L167 11V12H164ZM209 10H210V11H209ZM259 10H260V9H259ZM263 10H264V9H263ZM263 10H260V12L258 11V12L255 14V16H257V14H258V15H260V14H261V15L264 14ZM12 11H13V10H12ZM17 11H19V10H17ZM21 11H20V12H21ZM26 11H28L27 8H26ZM26 11H25V13H26ZM44 11H45V12H44ZM57 11H56V12H57ZM98 11H99V12H98ZM140 11H139V12H140ZM188 11H189V12H188ZM193 11H194V12H193ZM216 11H215V12H216ZM222 11H223V13H222ZM13 12L16 13L15 10H14ZM42 12H43V14H42ZM46 12H47L48 14H47ZM85 12H86L87 14L89 13L90 15H86ZM131 12H132V13L134 12V13H133L134 15H133ZM187 12H188V13H187ZM225 12H226V11H225ZM261 12H263V13H261ZM14 13H12L13 15L10 14V15H12L11 18H13ZM25 13H24V14H25ZM39 13H41V14H39ZM61 13H62V15H61ZM63 13H64V15H66V13H67L68 17H67V15H66L65 17H63V16H64ZM81 13H82V15H81ZM83 13H84L85 15H83ZM95 13H96L97 16L95 15ZM140 13H141V12H140ZM160 13H162V14H160ZM189 13H191V14L188 16ZM194 13H195V14H194ZM210 13H211V14L213 13V16H215L214 12H210ZM21 14L23 15V13H21ZM26 14H28L27 16L29 17V15H30V11L27 12ZM33 14H34V15H33ZM44 14H45V16H44ZM46 14H47V15H46ZM50 14H52V11L50 12ZM54 14H56V15H54ZM108 14H109V15H108ZM130 14H131V15H130ZM156 14H157V13H156ZM173 14H174V13H173ZM196 14H197V16H196ZM0 15H1V14H0ZM16 15H17V14H16ZM16 15H15V16H16ZM42 15H43V16H42ZM57 15H58V16H57ZM76 15H77V16H76ZM78 15L80 16V18H79ZM98 15H100V16H98ZM136 15H137V14H136ZM138 15H139V14H138ZM193 15H195V16H193ZM219 15H220V14H218V16H216V17H219ZM15 16H14V19L17 17V16L15 17ZM32 16H30L31 19H34V17H32ZM38 16L40 17L41 20L39 19ZM46 16H47L48 18H47ZM54 16H57V18L54 17ZM60 16H61L63 19H66V17H67L68 19H66L65 21H64V20H63V21L60 20V21H62V22H61L62 24L60 23L61 25L59 26L58 24H59L60 21H58V19H62ZM83 16H84V17H83ZM85 16H86L87 18H85ZM101 16H102L103 18H102ZM104 16H105V17H104ZM108 16H109L110 18H109ZM111 16H112V17H111ZM115 16H116V17H115ZM117 16H118V17H117ZM146 16H148V15H146ZM162 16H161V17H162ZM174 16H175V17H174ZM191 16H193V17L191 18ZM211 16H212V15H209V14H208V18L211 17ZM0 17L3 18L4 15H2V16H0ZM28 17H26L27 19H26V18H25V19H26V20H30V21L32 22V20H31V19H28ZM42 17H44V18H42ZM45 17H46L47 19H46ZM53 17H54V18H53ZM97 17H99V18H97ZM123 17H124V18H123ZM180 17H181V18H180ZM197 17H198V18H197ZM221 17H222V16H220V18H221ZM258 17H259V16H258ZM2 18H0V19L2 20ZM17 18H18V17H17ZM17 18H16V19H17ZM22 18H23V16H22ZM52 18H53V19H52ZM75 18H72V20H73V19L75 20ZM95 18H96V19H95ZM108 18H109V19H108ZM146 18H147V17H146ZM156 18H157V17H156ZM202 18H203V17H202ZM4 19H5V18H4ZM14 19H10V17H9V20H7V21L3 20V21H5V22H9V23H10V22H11L12 20H14ZM23 19H24V18H23ZM117 19H119V20H117ZM148 19H146V20H148ZM167 19H168V20H167ZM191 19H192V20H191ZM203 19H204V18H203ZM203 19H202V20H203ZM1 20H0V21H1ZM51 20H52V21H51ZM55 20L58 21V23H56ZM72 20H69V22H70V23H71V22H74V20H73V21H72ZM84 20H82V21H84ZM99 20H100L101 22H100ZM109 20H110V21H109ZM120 20H121V21H122V20H125V21L123 22V25H122L121 22H118V21H120ZM129 20H130V19H129ZM153 20H152V21H153ZM179 20H181V22H180ZM182 20H183V21H182ZM197 20H196V21H197ZM205 20H206V19H205ZM207 20H208V19H207ZM3 21H1V23H2ZM16 21H17V20H16ZM30 21H29V22L26 21L28 24H27V26L23 29L24 31H26V30H25L26 28L28 29V25H29ZM46 21H48V22L50 21V22L48 23V22H46ZM88 21H87V22H88ZM93 21H94V22H93ZM104 21H105V22H104ZM112 21H114V22H115V21L118 22V23L120 24L119 27L121 26V28H118V26H116V25H117L116 22H115L116 25H114V26H116L117 29H116V27L114 28L113 25H112ZM160 21H163V22H160ZM176 21H177V20H176ZM191 21H192V22H191ZM200 21H201V19H200ZM12 22H13V21H12ZM14 22H15V20H14ZM34 22H35V21H34ZM45 22H46V23H45ZM97 22H98V23H97ZM108 22H110L111 24L108 23ZM127 22H128V20H127ZM127 22H126V23H127ZM140 22H141V20H140ZM198 22H199V21H198ZM201 22H202V21H201ZM32 23H33V22H32ZM36 23H37V22H36ZM36 23H35V24H36ZM84 23H85L86 26H87L88 23H86V21L83 22V25H82V23L80 24V25L83 26V27H79L80 25H79V26H75L74 23H73V24L71 23L72 25H71V24H70V25L72 26V30H73V29H76V30L79 31L80 28H81V29L85 32L84 34H86V32H87V28H86V31L83 29V28L86 27V26H84ZM101 23H103V24H101ZM106 23H108V24H106ZM151 23H155V24H152V25H151ZM162 23H164V24H162ZM178 23H179V24H178ZM199 23H200V22H199ZM3 24H4V23H3ZM3 24H2V25H3ZM5 24H6V23H5ZM67 24H69V23H67ZM67 24H66V25H67ZM93 24H94V25H93ZM95 24H96V25H95ZM98 24H99V25H98ZM113 24H114V23H113ZM156 24H157V25H156ZM159 24H160V25H159ZM175 24H177L178 26L175 25ZM188 24H189V23H188ZM188 24H187V25H188ZM197 24H198V23H197ZM0 25H1V24H0ZM32 25H33V24H32ZM32 25H31V27L29 26L31 29H32V27H34L32 30H34L35 27H36L37 31L40 30V32H42V30H41V29H38V26H36L37 24H36L35 26H32ZM38 25H41V23L38 24ZM64 25H65V23H64ZM64 25H63V26H64ZM66 25H65V26H66ZM70 25H68V27L66 26V29H65L64 27H62V34L65 33V31H66L65 34H67V32L70 31V29H71V28H70V27H71ZM73 25H74V26H73ZM97 25H98V26H97ZM108 25L112 27L111 29H113V30L115 29V30L113 31L114 33H116V34H114V36L112 35V34H113L112 30H111V33H112V34H110L109 32L106 31L107 28H108V31H110V29H109L110 27H109ZM131 25H130V26H131ZM167 25H168V24H167ZM182 25H183V24H182ZM194 25H195L194 27L197 26L196 24H194ZM3 26H5V25H3ZM49 26H48V27H49ZM93 26H94V28H93ZM103 26H105V27H104L105 29L103 28ZM157 26H158V27H157ZM159 26H160V29H159ZM51 27H50V28H51ZM75 27H76V28H75ZM87 27H88V26H87ZM0 28H1L0 30H2L3 27L1 26ZM4 28H5V27H4ZM39 28H40V27H39ZM42 28H43V30H45L46 27L44 28V26H43ZM63 28H64L65 31L63 30ZM67 28H68V30H67ZM69 28H70V29H69ZM77 28H79V29H77ZM96 28H97V29H96ZM102 28L104 29V32L101 31ZM125 28H124V30H126ZM135 28H136V29H135ZM170 28H171V27H170ZM170 28H169V29H170ZM176 28H175V29H176ZM191 28H190V29H191ZM36 29H35V30H36ZM48 29H49V28H48ZM91 29H92L93 31H92ZM94 29H95V30H94ZM103 29H102V30H103ZM119 29H120V30H119ZM132 29H133V30H132ZM156 29H158V30H156ZM171 29H172V28H171ZM171 29H170V30H171ZM177 29H178V28H177ZM181 29H182V28H181ZM181 29H179L180 32H182ZM184 29H186V28L184 27ZM187 29H189L188 26H187ZM190 29H189V30H190ZM211 29H212V28H211ZM29 30H30V29H28V31H29ZM52 30H53V29H52ZM52 30H51L50 33H54V32H56L55 29H54V31H52ZM72 30H71V31H72ZM82 30H81V31H82ZM130 30H132V31H130ZM141 30H142V28H141ZM153 30H154L155 32L157 31L158 33L156 32V33H157V34H156ZM165 30H166V29H165ZM170 30H168V31L170 32ZM182 30H183V29H182ZM193 30H194V28H193ZM193 30L191 29L190 31H193ZM212 30H216V34L218 33V35H219L220 30H219V32H217V29H214V28H213ZM24 31H23V32H24ZM28 31H26L25 33H27ZM37 31H36V32H37ZM45 31H48L47 28H46ZM45 31H44V32H45ZM49 31H50V29H49ZM78 31H77V32H78ZM81 31H79V33H81ZM94 31H95V32H94ZM105 31H106L107 33H105ZM120 31H121V32H120ZM139 31H140V30H139ZM150 31H151V32H150ZM152 31H153V33H152ZM172 31H173V29H172ZM172 31H171V33H172ZM185 31L187 32V30H183V32H182L183 35H186V33H184ZM190 31H189V32H190ZM210 31H211V30H210ZM210 31H209V32H210ZM17 32H18V31H16L15 34H16ZM44 32H42V33H44ZM57 32H56V33H57ZM74 32H76V31H75V30L73 31V34H74L73 37H74V38H75V34H76V36H79V35H77V32H76V33H74ZM96 32H97V33H96ZM117 32H118L119 34H117ZM122 32H123V33H122ZM142 32H143V31H142ZM142 32L138 33V31H137L136 34H137V33H138V34H141ZM149 32H150V35H149ZM174 32H178V31L175 30ZM214 32H215V31H211V33H212L211 35H213ZM3 33H4V30H3ZM3 33H2V34H3ZM31 33H35V32L32 31ZM37 33H38V32H37ZM42 33H39L40 36H41ZM48 33H49V32H48ZM50 33H49V34H50ZM56 33H54V34H55V36H54V40L50 39V38H53V37H51V34H50V35L47 34V35L50 36V38H49V36L47 37L46 33L44 34V36L47 37V38H49V39L42 38L43 35L41 36V38H42L43 40H46V41L48 40V41H47V44H48V43H49V44L52 43V45H54L53 43H55V44L57 43V44H58L59 41H60V40L62 41V38L64 39L66 35L64 34L65 36L62 37V38H60V39H58L59 41H57V37H56V36H58V34L60 33V31H59V33H57V34H56ZM69 33H70V32H69ZM71 33H72V32H71ZM71 33L68 34V35H69L68 37H71V38H72V36H70V35H73V34H71ZM82 33H83V32H82ZM108 33H109V35L107 36ZM143 33H144V32H143ZM143 33H142L141 36L144 35ZM154 33H155L156 35H155ZM171 33H170V34H171ZM15 34H14V35H15ZM19 34H20V33H19ZM28 34H30V31L28 32ZM28 34H27V35H28ZM39 34H38V35H39ZM60 34H61V33H60ZM87 34H88V32H87ZM92 34H93V35H92ZM100 34H101V35H100ZM103 34H104V35H103ZM128 34H129V35H128ZM138 34H137V38H136V36H134L137 40H138V36H139V38L141 37V36L138 35ZM158 34H159V35H158ZM24 35L27 36L26 34H24ZM30 35H31V34H30ZM32 35H33V36L36 35L37 37H39L36 33H35V34H32ZM32 35H31V37L33 38L32 40H34L35 42H36V40H39V41L41 40V41H42L41 44H43V45H41L40 42L38 43V44H40V45H38L37 42L34 43V44H32L34 41H32V43L30 42V45H31V44L33 45V46H29V47H31V50H33V51H32L33 54L31 55V57H30V54H29V53H32V52H29V53H28L29 56H27V57H26V54H27V53L25 54V52H24V51H28V50H29V47H28V45H27L28 42H29V39H28V41H25V43H26V45H27L26 48H24V47L22 48V47H21L22 49H24V51H21V52H23V53H20L21 55L19 54V52H20V51H18L19 41H23V43L20 42V44H22V45L25 44V43H24L23 38H20L19 41H18V38L20 37V36H18V34H17L16 36H13V37H12V39H13L14 37L17 38V36H18V38L15 39V40H17V43H18V46L16 47L17 50L15 51L16 48H15V49H12V48H11L13 51H15V55H16V54H17V55L19 54L20 56H24V58H25V57H26V58H29V57H30L31 59H30V58H29V59L31 60V62H32L33 55H34V57L36 56V55L34 54V49H33L34 46L37 44L40 48L37 47V45H36V47H37V49L39 48V50H40V49L44 48V47H42V46H44V44L46 45V42H43V40L40 39V37H39V39H36V38L33 37ZM81 35H82V36H81ZM110 35L113 36V38H112ZM126 35H127V37H126ZM134 35H135V34H134ZM151 35H152V36H151ZM153 35H155V36H153ZM168 35H169V34H168ZM174 35H176V37H175ZM181 35H182V34L180 33V36H181ZM211 35H210V36H211ZM218 35H216V36L214 35V36H215L216 38H218V37H217ZM28 36H29V35H28ZM52 36H53V34H52ZM87 36H89V34H88ZM119 36H120V37H119ZM124 36H125V37H124ZM131 36H132V37H131ZM147 36H150V37H148L149 40L147 39ZM165 36H166V35H165ZM210 36H208V38H212V37H210ZM214 36H213V37H214ZM31 37H28V38L31 39ZM55 37H56V38H55ZM95 37H96V38H95ZM97 37H98V38L100 37V38L98 39ZM107 37H109V38H107ZM151 37H152L153 39H152ZM160 37H162L161 39H163L164 41L161 40ZM177 37H178V38H177ZM181 37H182V38H185L186 36H185V37L181 36ZM201 37L205 39L204 36H201ZM58 38H59V36H58ZM71 38H70V42H69V40H67V42H65L66 39H69V38H67V36H66V39H64L65 41H62V43L60 42V44H62V45H63V43H65V47H66V49L64 48V46L62 47V46H60V44H59V46L63 48V51H64V49H65V50H68V51L70 50L69 52L72 53L74 50H78V51H80V50H83V49H84L83 47H85V46H83L82 48H81L80 46H77L78 49H74V50H73V49H69V46H70V48H71V44H72L71 41H73L72 39H74V38H72V39H71ZM76 38H77V37H76ZM101 38H102V40H101ZM103 38H104V39H103ZM106 38H107V39H106ZM117 38L119 39V41H117V40H118ZM124 38H125V39H124ZM150 38H151V39H150ZM157 38L161 40V43H160L159 45H158V43H159L158 41H159V40H157ZM173 38H177V39H179V33H178V36H177V33H176V34L173 33V35H172V39H169V41H168L169 43L166 41V43L170 45V46L168 45L169 48H170L171 46H175V45L177 44V43H176L177 40L175 39V40H176V42H175V40H174ZM182 38H181V39H182ZM187 38L189 39L190 37H186V39H187ZM199 38H200V37H199ZM208 38H207V39H208ZM263 38H264V37H263ZM263 38H261V39L264 40ZM12 39H11V41H12L13 45H17V43H16L14 40H12ZM55 39H56V40H55ZM96 39H97V40H96ZM108 39H110V41H109ZM112 39H113V40H112ZM114 39H116V40L114 41ZM142 39H143L144 41H143ZM155 39H156V40H155ZM181 39H179L180 42H184L183 39H182V40H181ZM190 39H191V38H190ZM193 39H194V38H193ZM193 39H192V42L194 43V40H193ZM195 39H197V38H195ZM25 40H27V37H26ZM50 40H51V41H50ZM83 40H84V41H83ZM87 40H89V39L87 38ZM98 40L101 41V42H99ZM107 40H108V42H106ZM123 40H124V41H123ZM131 40H132V41H131ZM137 40H134V42H135V41H136V42H139V40H138V41H137ZM147 40H148V41H147ZM151 40H152V41H151ZM172 40H173V41H172ZM201 40L203 41V39H201ZM213 40H215V38H214ZM262 40H260V41L263 43L264 41H262ZM13 41H14L16 44H15ZM30 41H31V40H30ZM49 41H50V42H49ZM55 41H56V42H55ZM85 41H86V43L83 44V42H85ZM112 41H113V42H112ZM130 41H131V42H130ZM141 41H140V42H141ZM154 41H155V42L157 41V42L155 43ZM185 41H186V40H185ZM190 41H191V40L186 41V46L189 44L188 49H189V47H190L191 45H192V46H191V49H192V47L194 46V44L191 43ZM206 41H207V40H206ZM210 41H211V39H210ZM210 41H209L208 43L206 42L208 47H209L210 44H212V43H210ZM216 41H217V40H216ZM216 41H215V43H216ZM73 42H75V40H74ZM103 42H104V43H103ZM110 42H112V43H110ZM127 42H128V43H127ZM142 42H141V43H142ZM152 42H153V43H152ZM171 42H174V43H176V44L173 45L174 43H171ZM180 42H179V44H177V45L182 46V45H180ZM189 42H190V43H189ZM198 42L200 43V41H197V40H196V41H195V45H196V43H198ZM211 42H213V41H211ZM10 43H11V42H10ZM12 43H11L10 45H12ZM67 43L69 44V45H68V49H67V46H66ZM70 43H71V44H70ZM99 43H101V44H99ZM129 43H130V44H129ZM131 43L133 44V46H134L135 48L131 45ZM154 43H155V44H154ZM163 43H162V45L165 46V47L162 48L163 50H162V49H161V50L158 49V51L160 50V54H163V53H164L163 51L165 50L164 55H162L163 58L161 59V58L159 57V56H160L159 54H158L159 56L157 57V60H158V58H160V60H158V61L161 63V64H160V63L158 62L159 65H160V68H163V70H164V69L167 68V66H168V68H169V67H170V69L172 68L171 70L173 71V73H174V71H175V72L177 71V72H179V73H181V72H182V73H183V72L185 73V71H187L186 68H187L189 65L184 69L183 66H182L183 63L181 64V63H179V62H180V61H183V59L180 58V57H181V56L184 57V58L187 57L188 54H189V53H188L189 51L187 52V50H186V52L188 53V54H186L185 49H184V52H185L186 55L183 53V54L185 55V56H183V55H181V54H182V53H181V54H180V57H178L176 54H174V53L172 52L173 50H171V49H174V47H172V48H170V49H168V47H167V49H168L169 51H166V50H167V49H165V48H166V45L163 44ZM170 43H171V44H170ZM199 43H198V44H199ZM209 43H210V44H209ZM213 43H214V42H213ZM215 43H214V44H215ZM49 44H48V45H49ZM82 44H83V45H82ZM106 44H107V45H106ZM108 44H110V46H109ZM123 44H124V43H123ZM126 44H127V45H126ZM128 44H129V46H128ZM182 44H184V43H182ZM203 44L205 45L204 41H203ZM203 44H199V45H201V46L199 47V49H201V47H205V46H203ZM208 44H209V45H208ZM13 45H12L11 47H14ZM88 45L86 46V47H88V48L85 47L87 50H86V49H85V50H86V51H90L91 54H89V52H88V54H89V55H92V56H90V58H92V60H97V59L95 58V56H94L95 59L93 58V55H96L95 52H93L94 50H93V51H92V49L90 50ZM177 45L175 46V48H176V47L178 48ZM20 46H21V45H20ZM20 46H19V47H20ZM46 46H47V45H46ZM46 46H45V48H48V47H49V46H48V47H46ZM59 46H56V47L53 46V47H54V48H53V47L50 45V49H51V47H52V50H53V49L56 50L57 47H59ZM99 46H102V47L104 48L103 53H101L102 51L100 52V50H102L103 48H102V47H99ZM107 46H108V47H107ZM119 46H120V45H119ZM131 46H132V47H131ZM183 46H184V45H183ZM186 46H185V48H186ZM210 46H211V45H210ZM9 47H10V46H9ZM32 47H33V48H32ZM36 47H35V51H36ZM60 47H59V48H60ZM117 47H116V48H117ZM212 47H213V46H212ZM27 48H28V50H27ZM45 48L43 49V51L47 50V49H45ZM59 48H58V49H59ZM62 48H60V51H61V52H62V50H61ZM105 48H106L107 50H105ZM133 48H134V49H133ZM139 48H140V49H139ZM177 48H176V49H177ZM182 48H183V47H182ZM182 48H181V50H180V48H178V49L180 50V52H181V51L183 52ZM205 48H206V47H205ZM209 48H211V47H209ZM236 48H237V47H236ZM22 49H20V50H22ZM25 49H26V50H25ZM48 49H49V48H48ZM88 49H89V50H88ZM186 49H187V48H186ZM191 49H189V50H191ZM199 49H198V50H199ZM203 49H204V48H203ZM206 49H208V48H206ZM206 49H204L205 52L207 51ZM12 50H10L11 53H12ZM52 50H50V51H52ZM55 50H54V51H55ZM71 50H72V52H71ZM85 50H84V51H85ZM119 50H121V51H119ZM136 50H137V51H136ZM179 50H178V51H177V50H174V51H175V52H176V51L179 52ZM235 50H237V49H235ZM17 51H18V53H17ZM29 51H30V50H29ZM37 51H38V50H37ZM43 51L41 50L40 52H43ZM48 51H49V50H48ZM50 51H49V52H46V51H45V52H46V53H53V52H50ZM68 51H67V52H68ZM78 51H74L73 53H74L75 55L73 54V56H77V57H78L79 55H81L82 52H78ZM84 51H83V52H84ZM104 51H105V52H104ZM155 51H157V50H155ZM209 51L211 52L212 50L209 49ZM8 52H9V51L7 50V52L4 54V55H5L4 57H8V56H9L8 59L10 58L11 61H10V60H8V61H10V62H11L10 64H12V65H10V66H11L12 69L14 68L13 70H14V72L16 73V71H15V70H16V67H14V66H15V65H14L15 63L12 62V61L15 60V57H17V55H16V56H13V55H14V53H13V54H12V56L14 57V58H13L12 56H10L11 54L8 55V54L10 53V52H9V53H8ZM45 52H44V53H45ZM55 52L58 53L59 50H56ZM65 52H66V51H65ZM65 52H64V53H65ZM75 52L80 53V54H79V55H76L77 53H75ZM118 52H119V53H118ZM136 52H137V53H136ZM147 52H149V53H148L149 55H153V54H154L153 56H155V57L151 56V57H153L154 59H152L151 57H149L148 54L146 55L145 53H147ZM161 52H162V53H161ZM170 52H172L171 56H172L173 58H171V57L169 56ZM177 52H176V53H177ZM180 52H179V53H180ZM205 52H204V53H205ZM210 52H207V53L210 54ZM212 52H213V51H212ZM233 52H238V50H237V51H233ZM7 53H8V54H7ZM46 53H45V54H46ZM57 53H55L56 55H53L54 57L56 56V58H54V57H52V56L49 55V56L51 57V59H52V58H54L55 60L58 59L57 61H54V59L51 60V59L49 58L51 61H54L53 63H51V61L48 59V60L50 61V64H52V66H54V69H55L56 67L58 68L59 64H58V66H57V65L55 66V64H56L57 62L59 63L60 61H61V62H62V61H63V62L65 61V64H67V65H68V64H71L72 62H71V63H70V62H69V63H68V62L66 63V61H68V59H69V61H71V60L73 61L72 65H73V64H74V65H77L76 63H74V60H73V59H70L69 56L73 57L72 55H70V53H66L67 55L69 54V55H68V57H69L68 59H66V58H67V57H66V56H67L66 54H65L66 56L64 57L65 59H64L63 57H60L61 54H62V56H63V54H64L63 52H62L61 54L58 53V55H57ZM122 53H121V55H122ZM179 53H178V55H179ZM200 53H202L201 50H200ZM200 53H199V55H200ZM204 53H202V54H204ZM207 53H205V54L207 55ZM239 53H240V52H239ZM239 53H237V55L234 56L236 60H237V57H236V56H239V55H238ZM2 54H3V53H2ZM22 54H24V55H22ZM37 54H38V53H37ZM40 54H43V53H40ZM40 54H39V55H40ZM45 54H43L42 56H43V57H44V56L46 57L47 55H45ZM53 54H54V53H53ZM84 54H87V53H84ZM84 54H83V56H84ZM98 54L96 55V57L99 56ZM115 54H116L117 56H116ZM209 54H208V55H209ZM235 54H236V53H235ZM7 55H8V56H7ZM19 55H18V58H19ZM39 55H37V56H39ZM109 55H110V57H109ZM131 55H132L133 57H131ZM134 55H135V56H134ZM137 55H140L142 58L139 56V60H138V59H137V58H138ZM165 55H166V56H165ZM167 55H168V56H167ZM173 55H174L175 57H174ZM199 55H198V57L196 56L197 58H195V59L198 60V58H199V60H200V59H203V58L206 56V55H205V56L203 55V56H204V57H203L202 55H200V57H201V58H200ZM208 55H207V57H208ZM37 56H36L35 60H33L34 63H35V61L38 62L37 59H38L39 57L42 59V56H41V55H40L38 58H37ZM81 56H82V55H81ZM81 56H80V58H83V56H82V57H81ZM87 56H88V55H87ZM100 56H103V55H100ZM105 56H104V57H105ZM119 56H120V57H119ZM124 56H122L121 58L123 59ZM162 56H161V57H162ZM0 57H2L1 60H0L1 62H3L5 59H6V61H7V58H5V59L3 60V56H1V54H0ZM11 57H12L13 60L11 59ZM47 57H48V56H47ZM57 57H58V58H57ZM59 57H60V58H59ZM84 57H86V56H84ZM135 57H136V58H135ZM164 57H167V58H168V59H167V58H166V59L168 60L169 63H167V60L165 61ZM176 57H178V58L180 59V61H179V59L176 58ZM189 57H190V56H188V58H189ZM202 57H203V58H202ZM207 57L204 58V59H208ZM20 58H21V57H20ZM20 58H19V59H20ZM24 58L22 57V59H24ZM40 58H39V59H40ZM61 58H63L64 60H60ZM106 58H103V60H104V59L106 60ZM109 58H110V60H109ZM175 58H176V60H177V59H178V60L175 61V60H174ZM188 58H185L186 60H184V64H185V61L188 62V63L190 62V63L192 64V62H191L192 59L189 58V61H188V60H187ZM260 58H261V56H260ZM262 58H263V57H262ZM16 59H17V58H16ZM22 59H20V60H21V62H20L21 65L24 64L22 61H26V62H27V60H28V59H27V60H26V59H25V60H22ZM41 59H40V60H41ZM45 59H46V60H45ZM45 59H44L45 62H43V63H46V62H47V58H45ZM74 59H76V58L74 57ZM83 59L86 61V60H87V57H86V58H83ZM83 59H82V60H83ZM88 59H89V56H88ZM98 59L102 60V58H98ZM117 59H118V60H117ZM135 59H136V61H133V60H135ZM147 59H146V60H147ZM190 59H191V61H190ZM20 60H19V61H20ZM30 60H29V61H30ZM40 60H39V61H40ZM44 60H43V61H44ZM77 60H78V59H77ZM90 60H91V59H90ZM169 60H170V61H169ZM238 60H239V59H238ZM49 61H48V62H49ZM80 61H81V60H80ZM114 61H112V63H111L112 66H114V65L117 66V64H120V62L115 63ZM171 61H172V62H171ZM174 61H175L176 63H175ZM1 62H0V66H2V67H3V66H5V67L8 66V63H6L5 61H4V62L7 64V66H6V65H3V63H1ZM15 62H16V60H15ZM55 62H56V63H55ZM77 62H79V60H78ZM82 62H84V61H82ZM88 62H89V60H88ZM88 62H87V63H88ZM93 62L95 63V65L98 64V63H96L95 61H93ZM93 62H92V63H93ZM97 62H98V60H97ZM99 62L101 63V61H99ZM104 62L102 61V65H103V67L106 66V65H104V64H105ZM122 62L124 63L125 61H122ZM122 62H121V63H122ZM144 62H145V60H143V63H144ZM148 62H149V61H148ZM148 62L146 61L145 65L147 64V66L149 67V66L151 65V62H152V61L149 62L150 65H148V64H149ZM153 62L157 63L156 60H154ZM163 62H164V63H163ZM165 62H166L168 65H166ZM243 62H244V61H243ZM245 62H246V64L250 63V61L247 63L246 60H245ZM5 63H4V64H5ZM13 63H14V64H13ZM18 63H19V62H18ZM18 63L16 62V65H17ZM28 63H30V62H28ZM28 63H26V64H28ZM40 63H42V61H41ZM87 63L85 64V62H84V64L87 65V66H89V65L91 66V64H92V63H90V64L88 63V64H89V65H88ZM94 63H93V65H94ZM123 63H122V65H123ZM125 63H126V65H127V62H125ZM125 63H124L123 66H125ZM141 63H142V62H141ZM141 63H140V64H141ZM172 63H173V64H172ZM188 63H186V64H188ZM193 63H195V61H194ZM236 63L239 64V62H236V61H235V64H236ZM240 63H241V62H240ZM1 64H2V65H1ZM26 64H25V65H26ZM35 64H36V63H35ZM35 64L32 63L33 67H36V66H37V64H36V66H35ZM50 64L46 63V68H47V65L50 67V66H51ZM53 64H54V65H53ZM62 64H64V63H62ZM65 64H64V65H65ZM79 64H80V63H78V65H77L78 67H79ZM84 64H83V66H85ZM113 64H114V65H113ZM131 64H132V65H131ZM153 64H154V63H153ZM162 64H165L166 66H165V65L163 66ZM178 64L181 65V67H182L183 70H185V71H183L182 68H180V66H179ZM186 64H185V66H186ZM242 64H243V65H246V64H244V63H241L240 65L242 66ZM251 64L253 65V63L251 62L250 65L248 64L247 67H246V66H243V67H244V68H245V67L248 68L249 66H251V67H249V69H250V68L252 69L253 67H255V68L257 67V66H254V65H253V67H252ZM25 65H24V66H25ZM28 65H30V64H28ZM43 65H44V64H43ZM67 65H65V66H67ZM102 65L100 66V64H98L97 66H94V67L96 68V67L100 66V68H103ZM108 65H110V64H108ZM120 65H121V64H120ZM145 65H143V66H144V67H143L144 69L147 67V66L145 67ZM157 65H158V64H157ZM159 65H158V66H159ZM161 65H162V66H161ZM169 65H170V66H169ZM173 65H174L175 67H174ZM193 65H195V64H192V66H193ZM262 65H263V64H262ZM262 65H261V67H262ZM12 66H13V67H12ZM17 66H18V67H17V73H18V72H19V71H18V68H20V67H22V66H19V65H17ZM24 66H23V67H24ZM26 66H27V65H26ZM30 66H31V65H30ZM30 66H29V68L32 69V66H31V67H30ZM39 66H40V65H39ZM39 66H38V69L41 68V67H39ZM60 66H62L61 63H60ZM60 66H59V69H60V71H61L60 74L57 72L59 75H61L62 70H64V67H65V66H62V67H63V69H62V67H60ZM70 66H71V65H70ZM90 66H89V68H90ZM118 66H119V65H118ZM118 66L116 67L117 70H119L118 72H117L116 68L113 67V69H115L114 72L116 71L115 74L117 73L116 76H117V75L120 76L121 74H123V73L125 74V73H126V75H124V74H123V76L121 75V78L119 77V79H122V78H123L122 81L126 79V81H127V80L130 81V84H131L132 81L129 79V76L132 74V77L130 76V78H131L132 80H133V78H134V79L136 78V79H137V83H138L139 78H137V77H139V75H142V73L140 74V73L138 72V71L140 70L139 67H137V68L139 69V70L137 69L138 71L135 70L136 73H137V75L139 74V75L136 77V75L134 74V70L132 69L133 67L129 70L130 66H128V68L126 67V69L123 70L124 67H122V66H119V67H118ZM138 66H140V67L142 68V66L139 65V63H138ZM158 66L156 67V66L154 65V68H152V66H150L149 68H147L148 71H149L148 74H147L148 71H147V72L145 71L147 78H148L149 76H151V79H152V80H151V79H150V80H147L148 83H149L150 85L147 83V81L144 80L146 83H143V84H146V85H145V87H143V88L145 89V88L149 85L148 89H150V90L147 89V92H144V91H146V89L144 90V89L142 88L144 91L141 90V86H144L143 84H142V85L140 84V83L144 82L142 79H144V75H145V73H143L144 75H142V76H143V77H141L142 79L140 78L142 81L140 80V83H139L141 86H136V87H135L134 84H137L136 81H135L136 79L134 80L135 83L132 84L131 86H130V84H126L127 82L124 81V82H126V83L123 84V82H122V85H125V84H126L127 86H126V85H125V86H121V85H120V86H121L122 89L126 87L127 92L125 91L126 89H125L124 91L121 90V94H124V95L127 94V93L129 92V90L131 91V89H133V88H130V87H132V86L134 85V89H133L134 92L131 91L133 94H135L136 92H139L138 90L135 89V88H137V87H140L139 89L142 91V92L140 91V92H141V95L146 94V96H148V95L150 94V91H151V95L148 96L150 99H149L148 97L145 96V98H146V100H147V105H148L149 103L151 104L152 102L155 103V102L158 100L159 96L162 98V96H163L164 94H163L162 96H161L160 94L164 93L165 91L161 89V86H160V90H159L158 87H157L158 84L162 83V84H160V85H162V87L165 86L166 89H167V88H171V90H172V87H173L172 84H175V83H174L173 81H170V80H171V79H170L171 76H170V78L168 79V77H169L168 75L171 74V73H170L171 70H169V73H168V72H164L165 70L168 71L167 69H165V70L163 71L164 74H165V73H168V75H167L168 77H165L167 80L163 79V80H165V81H163L165 84H164L163 82H160V81H161V77H163V76H162V72H160L162 69L159 70L160 68L158 69ZM190 66H191V65H190ZM192 66H191V67H192ZM221 66H222V65H221ZM237 66H238V65H237ZM237 66H236V68H235V66H234L235 70H241V71H242V70L244 69V68H242L241 66H239V67H240V69H239V68H237ZM2 67L0 68L1 70H2V69H5V70L8 71V68L6 69V68H4V67L2 68ZM8 67H9V66H8ZM42 67H44V69H45V66H42ZM49 67H48V68H49ZM67 67L69 68V66H67ZM75 67H76V66H75ZM75 67H73V68H75ZM81 67H82V66H81ZM92 67H93V66H92ZM107 67H108V66H107ZM107 67H106V68H107ZM110 67H111V66H110ZM193 67H194V66H193ZM193 67H192V69H193ZM215 67H217L218 69L221 68L220 66H219V67H218V66H215ZM261 67H260V68H261ZM9 68H10V67H9ZM24 68H25V69H24ZM24 68H21V69H24L23 71H25V70L27 69V67H24ZM29 68H28V71H32V70H33V69L30 70ZM50 68H51V67H50ZM68 68H67V70H68ZM70 68L73 69L72 67H70ZM79 68H80V67H79ZM79 68H77V69H75V70H79ZM85 68H86V66H85ZM85 68H80V70H79L80 73H79L78 71H76V74H77V75H76L75 73H73V74H74V76H78V78H79L80 80L83 79V77H84V76H83V77H79L80 75H81V76H82V74H83V75H86V76H85V77H86L85 79H86V81L89 82V81H90V80H89L90 78L87 80V75L89 74V76H91V79H92V78H95L94 76L97 74L96 72L99 71V70H98L99 68H97V70H96L95 73H94V71H93L94 68H92L93 70H91V68H90V70L93 71L92 73H94L95 75H94V74H90L91 71H89V73H87L88 70H89L88 67H87V72H86V70H85V72H86L87 74H84L85 72H83V71H84ZM118 68H119V69H118ZM135 68H136V67H135ZM151 68H152V71H150ZM174 68H175V69H174ZM176 68H180L181 70H180V69H176ZM194 68H195V67H194ZM217 68H216V69H217ZM241 68H242V69H241ZM12 69H11V70H12ZM38 69H36L35 72H33V73H36V74H34L35 76H36V75L38 76L39 74H41V73H38V72L40 71V70L37 71ZM44 69H43V70H44ZM61 69H62V70H61ZM65 69H66V68H65ZM71 69H70V71H71ZM81 69L83 70L82 72H81ZM107 69H108V68H107ZM107 69H106V71H109V72H108V74H107V73H106V74H107V75H110V74H109V73H110V70H113V69H110V68H109L110 70H109V69L107 70ZM144 69H143V70H144ZM149 69H150V70H149ZM155 69H156V70H155ZM187 69L191 70L190 67L187 68ZM218 69H217V70H218ZM221 69L223 70L224 67H222ZM221 69H220V70H221ZM231 69H233V68L231 67ZM249 69H248V71L251 72ZM5 70H4V74H6L5 72H7V71H5ZM19 70H20V69H19ZM43 70H42L41 72H43ZM47 70H48V69H46V70H45L46 72H45V71H44V72L47 73ZM51 70H53V69H51ZM57 70H58V69L53 70V71L56 72ZM67 70H65V72L63 71V73H65V75L62 74V75H61L62 77H63V75H64V76H68V75H66V74H68V73H72V72H70V71H68V73H66ZM75 70H74V71H75ZM103 70H105V69L103 68V69L100 70V71H103ZM122 70H123V71H126V72H123ZM127 70H129V71H127ZM132 70H133V72H132ZM145 70H146V69H145ZM153 70H154V72H153ZM158 70H159V71H158ZM178 70H179V71H178ZM189 70H188V71H189ZM214 70H215V69H213V72H214ZM217 70H216V71H217ZM222 70L220 71L221 75H222ZM224 70H225V69H224ZM245 70H246V69H244L242 72H248L247 70H246V71H245ZM254 70H255V69H254ZM263 70H264V69H263ZM2 71H3V70H2ZM36 71H37V72H36ZM141 71H142V70H141ZM180 71H181V72H180ZM188 71L186 72V74L188 73ZM225 71H226V75H227V74L230 75V73H232V71L234 72V69H233L232 71H230V73H229V71H227V70H225ZM225 71H223V73H224ZM241 71H240V73H241ZM9 72H10V69H9ZM9 72L7 73V76H8V77H9V76H12V75H10V74H12V73H11L12 71H11L10 73H9ZM20 72H21V73H20L21 75L19 74V77L22 76L21 78L18 77V79H17V76H15V75H17V74H14V73H13L14 75H13L12 77L15 76L17 80H19V79L21 80V79L23 78L24 81L26 80V78H27V80H28V77H30V79H29V83L26 84V86H27V87L31 86L32 89H34L35 87H36V89H37V85L39 86L40 82L43 81V80L40 81V80H39L40 76H38V77H39L38 80H39L40 82H38V84L36 85V83H37L36 81H37V80H35V81H34L35 83L32 82V84L29 85V84H30V81H31V80L33 81V79H31V78H32V77H31L32 73H31V72H28V73H27V71H25L26 74H25V72H24V73H23L22 71H20ZM50 72H51V71H50ZM55 72H54V73L52 72V73L55 74ZM77 72H78V73H77ZM104 72H105V71H103V74L100 72V75H98V78L96 79V80H98V79H100V80H98V81H96V82L101 83V82H100V81H102L101 78H100L101 75H103V76H102V77H103V80H104L105 78L107 79V77L104 78V76L106 75V74L104 75ZM114 72H113V73H114ZM120 72H122V73H120ZM130 72H132V73H130ZM142 72H144V71H142ZM150 72H151V73H150ZM155 72H157V74H156ZM189 72H190V71H189ZM236 72H237V71H236ZM249 72H248V73H249ZM30 73H31V74H30ZM37 73H38V74H37ZM81 73H82V74H81ZM113 73L111 72L112 75H113ZM128 73H129V75H128ZM160 73H161V74H160ZM173 73H172V77H174V76H173ZM179 73H178V74H179ZM182 73H181V74H182ZM215 73H216V72H215ZM220 73L218 72V73H217L218 75L216 74V75L218 76V78H216L215 80H219V79L221 80L222 77L220 78V76H221V75L219 76ZM238 73H239V71H238ZM27 74H28L29 76H28ZM42 74H44V73H42ZM42 74H41V77H42ZM58 74H56V75H58ZM73 74H72V75H73ZM79 74H80V75H79ZM98 74H99V73H98ZM133 74L135 75V77L133 76ZM151 74H152V75H151ZM153 74H155L156 77H155V75H153ZM175 74H176L175 77L177 76V78H178L179 75H180V74L177 75V73H175ZM233 74H234V73H233ZM245 74H246V73H245ZM23 75H24V76H23ZM25 75L28 76V77H25ZM34 75H32V76H34ZM56 75H55V76H56ZM69 75H70V74H69ZM92 75H94V76L92 77ZM107 75H106V76H107ZM127 75H128V76H127ZM159 75H160V76H159ZM223 75H224V74H223ZM237 75H238V74H237ZM37 76H36V77H37ZM43 76H44V75H43ZM70 76H71V75H70ZM74 76H73V78H74ZM114 76H115V75H114ZM114 76H113V77H114ZM116 76H115V78L118 79V77H116ZM146 76H145V78H146ZM152 76H153V77H152ZM158 76H159V77H158ZM164 76H165V75H164ZM180 76H181V75H180ZM182 76H183V77H184V76H187V77L189 78L191 75H190V74H189V75H184V74H183ZM182 76H181V78L179 77L180 80L182 79ZM202 76H204V75H202ZM202 76H201V74H200V78H202ZM217 76H216V77H217ZM227 76H228V75H227ZM12 77H11V78H12ZM15 77H14V78H15ZM36 77H35V79H37ZM71 77H72V76H71ZM71 77H70V78H71ZM96 77H97V75H96ZM125 77H126V78H125ZM154 77H155V79H153ZM157 77H158V78H157ZM187 77H186V78H187ZM192 77H193V76H192ZM192 77H191L189 80H191ZM197 77H199V76H197ZM197 77H195V78L198 79ZM208 77H209V76H208ZM5 78H7V77L5 76ZM33 78H34V77H33ZM57 78H58V77H57ZM59 78H60V77H59ZM67 78H68V81H67V80L65 81V79H66L65 77L63 78L64 80L62 79L63 81L60 80V82H61L60 84H63V82H67V83H69V81H71V80H69V79H70L69 77H67ZM73 78H72V79H73ZM109 78H112V76H109ZM109 78H108V79H109ZM124 78H125V79H124ZM147 78H146V79H147ZM149 78H150V77H149ZM149 78H148V79H149ZM177 78H174V79H177ZM184 78H185V77H184ZM186 78H185V79H186ZM188 78H187V80H188ZM193 78H194V77H193ZM203 78H206V77L204 76ZM203 78H202V79H203ZM8 79H9V78H8ZM23 79H22V80H23ZM41 79H42V78H41ZM74 79H76V78H74ZM106 79H105V80H106ZM108 79H107V80H108ZM117 79H116V80H117ZM119 79H118L117 81H119ZM156 79H157V80L160 79V81H155ZM179 79H178V80H179ZM185 79H184V80H185ZM20 80H19V81H20ZM22 80H21V82H19V84H17V86H18L19 89H21V88L23 87V84H21L22 87L19 86L20 83H23ZM55 80H56V77H55ZM93 80H95V79H93ZM110 80H111V79H110ZM178 80H177V81H178ZM180 80H179V82H180ZM184 80H183V81H184ZM189 80H188V82L185 80L184 83H183V81L181 80V81H182V82H181V91L183 90V89H182V86H183V85H186V86L189 85V87H190V84H186V83H191V84H192V82H189ZM203 80H204V79H203ZM223 80H224V79H223ZM223 80H222V81H223ZM45 81H46V80H45ZM45 81H44V82H45ZM48 81H49V80H48ZM48 81L46 82L47 84L44 83V82H42V83L40 84V85H42L43 83L46 84V87H45L44 90H46V91L48 92V93H47V92L45 91V93L40 97V98H41V104H42V105L39 104L40 102L37 103V100H34L36 103H35V104L33 103V104H34L33 106H31V105L29 106V105H28L29 107L32 108V109L29 108L30 110L27 108V109L30 111V112H29L30 115H32L33 113H35L36 110H33V107H35V108L37 109V105H36V104H39V108H40L41 106H43L44 103H42V101H43L42 98H43V96H45L46 93H47V94H50V93H53V94H54L53 89H50V88H51V86H50V82H52V81H50V82H48ZM58 81H59V79L57 80V82H58ZM82 81H84V83H86L85 80H82ZM82 81H81V83L83 84ZM108 81H109V80H108ZM108 81H107V82H106V81H102L103 83L100 84V86L102 85L101 87L104 89V82H105V85H106L107 83L112 84L113 82H114V83L116 82V81L113 80V79H112L113 82H112V81H111V82H108ZM134 81H133V82H134ZM149 81H153V82H152L153 86H152V84H151ZM154 81H155V82H154ZM166 81H168L170 85H169V84L167 85V82H166ZM174 81H175V80H174ZM177 81H176V84H178ZM192 81H193V79H192ZM204 81H205V80H204ZM72 82H73V80L71 81V83H72ZM74 82H75V80H74ZM74 82H73V83H74ZM76 82H78V80H76ZM76 82H75V84L78 85V83H76ZM79 82H80V81H79ZM93 82H95V81H90L88 84H89L90 86H92L93 88H94V86H95V89H94V90H97V92L100 91V90L98 91V89H101L100 92L102 93V92H103V91H102L103 89H102L101 87L99 88V84H98V87H97V86H96L97 83L94 84ZM120 82H121V81L116 82V83L121 84ZM171 82H173V83H171ZM194 82H195V79H194ZM17 83H18V82H17ZM25 83H27V82H25ZM25 83H24V87H25ZM48 83H49V84H48ZM81 83H80L79 86H77V85H75V84H70V83H69V84H70V85H75L76 87H80V86H81ZM116 83H115V84H116ZM34 84H35V85H34ZM51 84H53V83H51ZM60 84H59V85H60ZM69 84H68V85H69ZM115 84H113V85L115 86ZM147 84H148V85H147ZM156 84H157V85H156ZM163 84H164V85H163ZM193 84H194V85H191V86H194V87H195L197 83H196V84L193 83ZM208 84H209V83H208ZM208 84H207V85H208ZM28 85H29V86H28ZM32 85H34V87H32ZM66 85H67V84H66ZM70 85H69V86H70ZM83 85H84V84H83ZM83 85H82V86H83ZM89 85H87V86L90 87ZM107 85H108V84H107ZM209 85H210V84H209ZM209 85H208V86H209ZM49 86H50V88H49ZM75 86H74L73 88H76ZM116 86L118 87V85H116ZM120 86H119V87H120ZM128 86H129V87H128ZM166 86H167V87H166ZM168 86H171V87H168ZM177 86H178V89H179V88H180V83H179ZM177 86L175 85V86H174V89H175V87L177 88ZM208 86H207V88H209ZM42 87H43V85H42ZM42 87L39 86V88H42ZM47 87H48L50 93H49L48 89H46ZM63 87H66V86H63ZM67 87H68V86H67ZM67 87H66V88H61V89L59 88V91H62V90H63V92H65V90L68 89ZM106 87H107V86H106ZM106 87H105V88H106ZM108 87L111 88V90L113 89V91H114L115 89L117 90V87H116L115 89H114L113 87H111V85L108 86ZM119 87H118V90H119ZM127 87L130 88V89H128ZM151 87H152V88H151ZM205 87H206V86H205ZM210 87H211V85H210ZM212 87H213V86H212ZM18 88H17V89H18ZM31 88L29 87L28 89L30 90ZM39 88L37 89V91L40 90ZM43 88H44V87H43ZM43 88H42V89H43ZM70 88H71V87H70ZM70 88H69V90H71ZM84 88H86L85 85H84ZM90 88H91V87H90ZM93 88H92V89H93ZM97 88H98V89H97ZM163 88H164V87H163ZM165 88H164V89H165ZM192 88H193V87H192ZM195 88H196V87H195ZM195 88H194V89H195ZM203 88H204V87H203ZM214 88H215V87H214ZM19 89H18V90H19ZM81 89H82V87H80L78 90L80 91ZM92 89H90V90H92ZM178 89H176V91H179V90H180V89H179V90H178ZM186 89H187V88H186ZM186 89H184V90H186ZM188 89H189V90H188ZM188 89H187V92H185V91H184V92H185V93H188V92H189L188 94H189V96H191L190 94H192V92L190 93L191 90H190V88H188ZM194 89H193V91H194ZM196 89H197V88H196ZM196 89H195V92H194L193 94H195V93L197 92ZM210 89H211V91H212L213 88H210ZM215 89H216V88H215ZM6 90H7V89H6ZM6 90H4V91H6ZM69 90H68V91H69ZM72 90H73V91H72ZM72 90H71V92H73V93L75 94V96H77L78 93H79L78 90H77V91H74V89H72ZM75 90H76V89H75ZM86 90L88 91L89 89L86 88ZM86 90H85V91H86ZM107 90H108V88L106 89V91H107ZM118 90H117V91H118ZM135 90H136V91H135ZM157 90H159V91L162 90V91H164V92H161V93H160V92L157 91ZM169 90H170V89H169ZM171 90H170V91H171ZM197 90H198V89H197ZM201 90L204 91L203 89H199L198 91H201ZM205 90H207V89L205 88ZM218 90H219V89H218ZM232 90H234V89H231V91H232ZM248 90H249V89H246V91H248ZM19 91H20V90H19ZM31 91H32V90H31ZM33 91H34V90H33ZM40 91H41V94L44 92L43 90H40ZM85 91H84V89H83V93H84ZM104 91H105V89H104ZM106 91H105V92H106ZM109 91H110V89H109ZM113 91H112V92H113ZM174 91H175V90H174ZM174 91H173L174 94H171V93L168 91V89H167V94H168V93H169V94H168V95L165 94L164 96H166V97H167V96H169V97H170V96H173L174 99L176 98V100H178L179 98H181L182 96H184L183 99L186 100V101L184 102V100L181 98L183 102H180V104H179V102H177L176 100L173 99L174 102H175V101L177 102V103L175 102V103H176L175 108H177V107L179 106L177 109H178V110H180V109L182 110V111H181V110L179 111L180 114H182L183 112H186L188 109L191 110V112H192V114H193V113H194V112H193L194 109H192L191 107L193 106V108H194V106L198 104V103H196V101H197V102L199 101L200 104H202L203 102H201L200 100H202V99L204 98V96L206 95L205 93H204L205 95H201V93L199 92L200 95H201V97H203L202 99H200V97H198L200 100L197 99V96H198L199 94L196 93L197 95H192V96H191L192 100H190L191 98L189 97V98H190V99H189L188 97H186L187 94L185 95L184 92L182 93V92L180 91V92H176V94H175ZM209 91H210V90H209ZM211 91H210V92H211ZM213 91H214V90H213ZM213 91L211 92V95H209V96H210V97H209V98H210V104H209V102H208V101H209L208 98H206V99L208 100V101H207L208 103L205 101L207 104H206V103L203 104V105L207 106V108H208L209 106H213V105H215V106L217 107V104H219V102H220L219 99H220V98L222 99L221 96H222V95L225 96V93L227 94V92H228V91H226V92H224V94H223V92L221 91V93H222V94H221V93H219V91H218V92H217V96H218L219 94H221V95L218 96V97H220V98H218V97L215 96V93H216V92L214 93V96L212 95ZM215 91H216V90H215ZM38 92H39V91H38ZM63 92H62V94H63ZM69 92H70V91H69ZM69 92H67V90H66L65 93L68 94V95H71V98L74 99V96L72 95L73 93H70V94H69ZM75 92H76V93L78 92L77 95H76ZM80 92H81V91H80ZM89 92H90V91H88L87 94H89ZM105 92H104V93L102 94V96H101V97H104V99H105V101H103V102H106V98H108V96H109L108 94H110L109 92H108V93H107V92L105 93ZM110 92H111V91H110ZM112 92H111V94H113V96H115V95L117 96L118 92H116V91H114V93H112ZM115 92H116V93H115ZM131 92H130V93H131ZM171 92H172V91H171ZM204 92H205V91H204ZM236 92H238V89H237ZM248 92H249V91H248ZM248 92H246V93H248ZM6 93L9 94L10 96H12V94L9 93V92H5V94H4V92H3V94H4V98L6 97ZM14 93H15V92H14ZM32 93H35V92H32ZM39 93H40V92H39ZM60 93H61V92H60ZM65 93H64V95H66ZM92 93H93V91H92ZM92 93H91V94H92ZM119 93H120V92H119ZM130 93H129V94H130ZM132 93H131V94H132ZM159 93H160V94H159ZM177 93H178V95H177ZM181 93L184 94V95H182V96L179 97V94L181 95ZM218 93H219V94H218ZM229 93H231L230 90H229ZM243 93H244V92H243ZM3 94H2V95H3ZM62 94H61V95H62ZM87 94H85V96H86ZM91 94L87 95L86 97L84 96V94H83V95L80 94V95H81V98H82V96H83L84 101L87 102L88 100H86V99H87L88 96H89L88 98L92 97ZM94 94H96V91H95ZM99 94H100V93H99ZM99 94H98V95H99ZM104 94H107L108 96H107V95L103 96ZM111 94H110V95H111ZM131 94H130V95H131ZM156 94H157V95H156ZM202 94H203V93H202ZM231 94H233V93H231ZM234 94H235V95H234ZM234 94H233V95H234L235 97H236L237 95H239V94L241 95V93H239V94L237 93V95H236L235 91H234ZM2 95H1V92H0V96H2ZM9 95H8V96H9ZM54 95H55V94H54ZM98 95H96V97H97ZM118 95H119V94H118ZM137 95H139V93H137ZM137 95H135L136 98H138V99L143 98V100L140 99L142 102H143V101H146L145 98H144V96H142V97L139 96V97H140V98H139V97H137ZM240 95H239V96H240ZM242 95H245V94H242ZM248 95H250V93H249ZM10 96H9V97H6V98H5L6 100H5L4 98H3V99L7 102L8 99L10 98ZM49 96H50V95H49ZM99 96H100V95H99ZM99 96H98V97H99ZM106 96H107V97H106ZM113 96H109V98H111V97H113ZM127 96H128V95H127ZM133 96H134V95H133ZM164 96H163V97H164ZM175 96H178V98L175 97ZM195 96H196V97H195ZM211 96L213 97L212 99H215L214 97H216V99L218 98L217 100H218L219 102H218L217 100H216V102H215V100H213L215 103H214V104L212 103V105H211V101H212V100H211ZM227 96H228V95H227ZM239 96H238V97H239ZM246 96H247V95H246ZM2 97H3V96H2ZM45 97H46V96H45ZM65 97H66V96H64V99H66ZM77 97H79V96H77ZM93 97H94V98H93ZM93 97H92V100H93V99L96 100V99H95V98H96L95 95H94ZM98 97H97V98H98ZM124 97H125V96H124ZM124 97H123V98H124ZM131 97H132V95H131ZM131 97H129V98H131ZM151 97H152V98H151ZM154 97H155V98H154ZM157 97H158V98H157ZM173 97H170V98H173ZM185 97H186L187 99H186ZM247 97H248V96H247ZM40 98H39V99H40ZM50 98H51V99H52V98L54 99L55 97H52V95H51ZM50 98L47 96V97L45 98V100H47V99H48V100H51ZM58 98H60V97H58ZM71 98H70V99H71ZM83 98H82V100H83ZM114 98L117 99V97H114ZM114 98H113V101L115 102V99H114ZM127 98H128V97H126V99H127ZM129 98H128V99H129ZM134 98H135V97H133V98H131V99H134ZM147 98H148V99H147ZM170 98H168V99H170ZM194 98H195V99H194ZM225 98H226V97H225ZM225 98L223 97V100H221L220 103H223L224 100H225ZM229 98H234V97H231V95H230ZM236 98H237V97H236ZM236 98H234V99L237 100L238 98H237V99H236ZM250 98H252V96H251ZM263 98H264V97L260 98L259 100H256L257 103L260 104V102H262V101L264 102V99H263ZM26 99H27V98H26ZM26 99H24V101H25ZM43 99H44V98H43ZM73 99L70 101V100H69V96H68V100L66 99V100H63V101H61V100H59V99L56 98V100H58V102L60 101L62 104L65 103V101H66L65 105L63 104L64 107H62L63 110H65L64 108L67 107V108H66V111H64L66 114L63 113V114H65V116L67 115V113H69L68 115H71V116L73 115V116H75V118H76L77 116H80L79 118H77V120H80V118H82V117L84 116V114H85V116H86V112H87V110H85V113H83V115H81V114H79V115H78V114H73L74 111H69V110H76L77 106L80 105V103H81V101H82V100H79V104L76 106L75 103H77V102H75V101H78V100H77L78 98H77L75 101H73ZM79 99H80V98H79ZM90 99H91V98H90ZM90 99H89V100H90ZM99 99H100V98L97 99L98 102H99ZM102 99H103V98H102ZM104 99H103V100H104ZM120 99H121V98H120ZM131 99H129V102H130V103H131V101H130ZM138 99H136V101H137V102H141V101H139ZM165 99H166V98H164L163 100H165ZM168 99L165 100L166 102H165V101H161V102H165V103H164L165 105H167L168 103L171 104L172 101H171V100H168ZM181 99H180L179 101H181ZM188 99H189V100H188ZM204 99H205V98H204ZM204 99H203V100H204ZM234 99H233V100H234ZM256 99H257V98H256ZM262 99H263V100H262ZM10 100H11V98H10ZM10 100H9V103H10ZM48 100H47V101H48ZM92 100L88 101V102H87V105H88V104L90 105L89 102H92V103H93L94 100H93V101H92ZM134 100H135V99H134ZM134 100H133V102H134ZM187 100H188L191 104H195V103H196V104L191 106V104L189 103V105H190L191 107H190V106L187 107V105L184 106V107H181V106H182L181 103L186 104V103L188 102ZM226 100L228 101V102L226 103V106H228V105H229L228 103L231 102V101H230L229 99H227V98H226ZM226 100H225V101H226ZM233 100H232V102H233ZM261 100H262V101H261ZM5 101H4V103H6ZM39 101H40V100H39ZM52 101H53V100H52ZM67 101L73 102L72 104H74V105H72L71 103H69V105H72L71 108L73 107L74 109H73V108H72V109L69 108V105L67 104ZM107 101H108V99H107ZM119 101H121V102H119ZM123 101H125V100H123V99H122V100H119V99H118V100L116 101V102H117V105H118V103H119V105H120V104H123L122 106H120L121 109H120V107L118 108L119 105H118V106L115 105L116 107H114V105H112V106L110 105L111 107L115 108V111L119 110V112L117 111V113L115 112L114 115H113L114 109L112 108V115H113V116H115V114H118V116H120L121 114H119V113L122 112L123 110H125L124 108H122L123 106H125L126 109L129 108V112L127 111V113H129V114H130L131 112H134V114L136 115V113H137L138 111L142 113V111H140V110L142 109V107L144 106V105H142V104H143L142 102H141L142 104H139V103H138V105H137V102H136V104H135V102H134V104L137 105L138 107L141 105V106H140L141 109L138 110V107H137V106H134V107H137V108H134V110H135V109H136V110H135V111H132V110H133V109L131 110V108H132V106H131L132 103L130 104V106H131V107H130V106H127V104H124L125 102H123ZM127 101H128V100H127ZM148 101H149V103H148ZM154 101H155V102H154ZM159 101H160V100H159ZM168 101H169V102H168ZM170 101H171V102H170ZM193 101H194L195 103H194ZM250 101H251V99L249 100V102H250ZM252 101H254V102H252V104L250 103L251 105H253V103H255L254 98H253ZM259 101H260V102H259ZM1 102H2V101H1ZM1 102H0V103H1ZM25 102H28V101L26 100ZM44 102H45V101H44ZM48 102H49V101H48ZM48 102H47V103H48ZM54 102H55V99H54ZM54 102H53V104H54ZM56 102H57V101H56ZM74 102H75V103H74ZM82 102H83V101H82ZM100 102H102V101H100ZM110 102H112V98H111V101L106 102V104H102V103H101V105H103V107H104V106H105V107L107 106V109H109V108H111V107L108 108V105H109ZM114 102H113V104H116V103H114ZM129 102H128V104H129ZM157 102H158V101H157ZM161 102H159L158 104H160ZM167 102H168V103H167ZM192 102H193V103H192ZM30 103H31V102H30ZM83 103H85V102H83ZM126 103H127V102H126ZM144 103H145V102H144ZM153 103L151 104V107L149 106V109L151 108L150 111H151V110H153V111L155 110L154 112L151 111V113H152L151 116H150V114H148L150 111L147 113V110H148L147 108H148V106H145V107H147V108L144 109V111H145V113H146L147 116L145 115V113H144V111H143V113H144V115H145V117H146V119H147L146 122H145L146 119H144V120H141V118L139 119L140 115L137 114V115L139 116V117L137 116V118L139 119V121L141 120L142 124L138 121V119H137L134 115H132V116L136 118V119L134 118L135 121H134L131 117L127 118V117H128V116H127V113L125 114L126 111H125V112L123 111V113L125 114L126 117H124L123 114H122V116H123L124 118L127 119V122L130 121V124L127 123L126 121H124V120L122 119V117H121V119L123 120V122L120 123V121H122V120H117V115H116V118L112 116V117L114 118L115 121H116V120L119 121L121 127L124 128V129H121L120 127L118 128L117 125L115 126V124H114L115 121H114V123H112L113 121L111 120V119H112L111 114L109 115V117L111 118L110 121H112V122H110L111 125H108L109 128L113 125V126L117 127V130H119V131H117V132H120V133H121V135H120V133H118L119 135H117V132H115V134H114L115 136H116V135H117V136H116V138L113 137V139L115 138V140H117V139L120 137V138L118 139V140H119L118 142H120V143H118V142L116 141L117 144H116V142H115L113 139H112L113 141L111 140V138H112L111 136H113V135H111V136L108 135V136H109V141L111 140L110 142H114V143H115L116 149H115V147L113 146V147H112V148H114L113 150H116V151H117V150H118L117 148H119V146H120V147H121V146H126L127 144H129V143L131 142L129 145H127V147H121L122 149L125 148L126 151H125V150L122 151V149H120V148H119L120 150H118V151H121V153H122V152H123V153L126 152V153H125V156L128 157V154H131V153H129L128 151H129V149L133 146L132 144H134L135 141H136V142L139 141V142H138L139 145H138V143H137V145H138V147H139V148H138V147H137V148H138L139 150H136L137 148H135L137 145L134 147L135 150L132 149L133 147H132L130 150H132V155H134V154L137 152V153L140 154V158H141L142 156H144V157H142V158H146V157H147L146 159H143L142 163L144 162V160H147L148 158H149V160H150V157H148V155H147V156H145V155H146V154H149V155H150V152H151V151H153V153H154V149H155V150H158V151H159L158 154L160 153L161 156H162V157H159V156H158V157L160 158V159L158 158V159L160 160V162L162 161L161 158H163V162L160 163V164H162L163 166H166V165L164 164V161L167 162L166 164H168V163L171 161L170 165H171L172 167H173L174 165H177V164H178L177 168H178V167L181 168V167H182V166H181V163H183V162H179V161H178V162L180 163V165H179L178 162H177V164H176V163H175V162H176L175 160H177V159H174V156H175V158H177V156H179V159H180V158H181L180 155L183 154L184 151H185V153L188 151V154H189V153L192 154L195 150L198 152L199 149L197 150V148L195 147V145H194L192 142L195 143V141L197 142L198 139L201 140V138H202V139L205 138L204 140H208V141H209L210 139H212V141H213V143H214V140H215V142H216V140L219 138V139L217 140V142L219 141L218 143H219L221 146H225V148H226V145H225L224 143H221L222 140H220V139H222V138H220V137H218V136L220 135V133H221V135H222V133L225 132V130L227 129V128H226L227 126H228V130H229L230 128H231L230 131L232 130V131L229 132V133L226 132L227 135H228V134L230 135V133H232L233 136H234V138L236 137V136H235L236 132H234V131H236L235 129L239 128L240 131H245V130H243V129H240V126H238L239 123H237V122H239V120L236 119V118H239V119L242 118L241 115L243 116V114H240V115L236 114L238 111H236V113H235V110H236V109H235V110H234V109L231 110V107H232V106H231V107H227L228 110H229V108H230V112L234 110L233 112L236 114V116H237V115L240 116V117H236V118H235V120L237 121V122H236V125L238 124V125H237L238 127L236 128V125L232 127V125L235 124V123L233 124V122H234L235 120L232 118V117H235V116H234L235 114L230 115V116H232V117L229 118V119H231V120H229V121H232V120H233L232 125H230L231 127H229V125H227V124H229L230 122L226 124L227 126L224 125V126H226V127L223 126V124H225V121H226V120H227V122H228V118H227L228 116H227V117L225 116V118H223V116H224V115H223V116L221 117V118H223V120L225 119V120H224V123H222V122H223L222 119H221V118H218L217 116L214 115L215 118L217 119V122H218V119H219V121L221 120V121H222V122H221V123H222V126H223L224 128H226L225 130H224V128H223L224 131H222V127H221V128H220L221 131H220V130H219V127L221 126L220 122H219V123L216 122V123H217V125H216V123H215V120H216V119L214 120V122L212 121V123H214L218 128L215 127V126H214V127H215L218 131H220V132H218V133H219V135H218L217 131H215L216 129L213 127V124L211 125V126H212V127H211L210 124H209L208 121H207V118H208V117L211 118V116H212V114H209V113H207V112L210 110V111H209L210 113H213V114L216 113V112H211V111H215V109H214L215 106H214V108L212 107L213 110H211V108L206 110V109H205V108H206L205 106L200 105L199 107H200L201 110H202V108H203L204 111H207V112H203V113H204V114H205V113L208 114V117H207V115L205 114L206 117H207L206 120H205V118H204V114H202L201 112H199V111H201V110H199V111H198V110H195V111H198V112H195L196 115H197V116H200V117H201V115H203L202 118L205 120V122L207 121V123H208V125H209V126L207 125V126H208L207 129H209V127H210V129H213V128H214V131H215V132L213 131V133H212V132L210 133V132H208V131H212V130L209 129L208 131H206V130H207V129H206V130H205L206 133H204L203 135L205 136V135L207 134V132H208V134H211L210 137L208 136V138H207V137H204V136L202 137V136L200 135V137H201V138H200L198 135H199V132H200V134H202V132H204V129H203L204 125L202 124V125H203V127H202V130H203V131L199 128V130H198L199 132L193 127V129H191V131H193V133H194V131L197 132V133H196V134H197V137H196V135H195V139H196V138H197V139L194 140V141H190V140H192L191 138H192L193 134H192V132L190 131V134H192V136H190V137H191V138H190V137L188 136V132H189L188 129H189V128L186 129L187 127H185V131L188 130V132L186 131V133L184 134V131H183L184 129H183V130H182L183 132H181V133H179V134H180L181 136H183V135H184V136H183V137H180V135H179V137L182 138V139H180V138L178 137V134H177V133H178V132H177L178 127H176L177 129H176V128L173 129V128H174L173 126H175V125H176V122H179L180 119H182V118H186L187 115L190 116V113H188L187 115L184 113V114L186 115V117H184V114H183L182 117L180 118L181 115L178 116V115H179L178 112H176V111L173 110L174 113H172V114H173L172 116H174V114L177 113L175 116H176V117H177V116L179 117L178 120L175 119L176 117H175V118L172 117L174 120H177L176 122H174L175 125L172 124V123H173V119H172V121H171V119H170V121H171V122H169L170 124L167 123V122L169 121L170 116L167 118L168 121H167L166 118H163V119H166V120H164L165 123H162V124H164V125H162V124H159L158 121H163V120H162V115H163V114L161 115L159 112H156V109H157V108L160 109V107H159V106H158V107L155 106L157 103H155V105H154ZM166 103H167V104H166ZM172 103H173V102H172ZM224 103H225V102H224ZM257 103H255V104H257ZM6 104H8V103H6ZM6 104H5V106H6ZM27 104H28V103H27ZM31 104H32V103H31ZM50 104H52V103L50 102ZM50 104L48 105V107L50 106ZM53 104H52V107H53ZM55 104H56V103H55ZM57 104H58V103H57ZM62 104H61V105H58V106H59V107H60V106H63ZM111 104H112V103H111ZM161 104H162V103H161ZM184 104H183V105H184ZM187 104H188V103H187ZM255 104H254V106H255ZM259 104H257V107H258V108H257L256 106H255V107L253 106V107H254V108H257L258 110L261 109V110L264 111V109H263L264 106H262V105H264V104H263V103H262V105L260 104V105H261L260 108H259V106H258ZM2 105H4V104L2 103ZM44 105H46V103H45ZM66 105H68V106H66ZM85 105H86V104H85ZM87 105H86V106H87ZM145 105H146V104H145ZM165 105H164V106H165ZM172 105H174V103H173ZM180 105H181V106H180ZM221 105H222V104H220V105L218 106V107H221L220 109L223 108ZM251 105H248V107L251 106ZM0 106H1V104H0ZM28 106H27V107H28ZM54 106H55V105H54ZM56 106H57V105H56ZM56 106H55V107H56ZM65 106H66V107H65ZM82 106H83V108H82ZM154 106H155V107H154ZM162 106H163V104H162ZM162 106H161V107H162ZM164 106H163V108H164ZM169 106H171V105L165 106V108H164L165 111H164V110H160V112H162V111H163V112H166V108H167V110H168L167 112H169L170 108H172V107H169ZM201 106H202V107H201ZM223 106H225V105H223ZM226 106H225V109L227 110ZM242 106H243V105H242ZM244 106H245V105H244ZM2 107H4V106H2ZM44 107L48 108L47 106H43V108H44ZM52 107H50L51 110H48V109H47V110L49 111V113H48V112H47V113H48V114L51 113V114H53V115L56 117L57 115H55V112H56V111H59V109L61 110V108L58 107V108H59V109H58V108L56 107L55 109H57V110H55L54 107H53V109H54L53 111H55V112L52 113V112H53V111H52ZM75 107H76V108H75ZM80 107H81L82 109H85V108H86V107L84 106V104L81 105V106H78V108H79V110H78V108H77L78 112L81 111V110H80V109H81ZM87 107H88V106H87ZM89 107H90V106H89ZM89 107H88V108H89ZM101 107H102V106H101ZM105 107H104L103 109H106ZM140 107H139V108H140ZM156 107H157V108H156ZM168 107H169V108H168ZM186 107H187V109H185ZM218 107H217V109H218ZM240 107H241V105H240ZM248 107H247V105H246V108H245V107H243V108L246 109V110H249V109H250V111L252 112V110H253L252 106H251L252 110H251V108L247 109ZM43 108L41 107V109H43ZM68 108H69V109H68ZM88 108H86V109H88ZM179 108H180V109H179ZM183 108H184L186 111H184ZM195 108H196V106H195ZM243 108L241 107V109H243ZM25 109H26V108L24 107V110H25ZM27 109H26V110H27ZM67 109H68V111H67ZM107 109H106V110H107ZM122 109H123V110H122ZM161 109H162V108H161ZM172 109H174V108H172ZM177 109H176V110H177ZM196 109H198V105H197V108H196ZM217 109H216V110H217ZM220 109H218L217 111L219 112ZM241 109L239 108V110H241ZM244 109H243V110H244ZM26 110H25V111H26ZM28 110H27V111H28ZM31 110H33V111H31ZM37 110H38V109H37ZM106 110H105V111H106ZM109 110H111V109H109ZM120 110H121V111H120ZM130 110H131V111H130ZM137 110H138V111H137ZM142 110H143V109H142ZM189 110H188L187 112H190ZM226 110H225V111H226ZM228 110H227V111H228ZM237 110H238V108H237ZM243 110H241V111H243ZM246 110H244V112H245ZM261 110H260V111H261ZM27 111H26L25 114H27ZM42 111H45V110L43 109ZM42 111L40 110V111H39L40 113H38V115L41 114ZM50 111H51V112H50ZM89 111H90V108H89L87 114L89 113ZM91 111H93V108H92ZM91 111H90V112H91ZM107 111H108V110H107ZM157 111H158V110H157ZM170 111L172 112V110H170ZM220 111H221V110H220ZM222 111H223V109H222ZM225 111H223L224 114H225ZM255 111L258 112L256 109H255ZM32 112H33V113H32ZM59 112L62 113V111H59ZM70 112H71V113H70ZM76 112H77V111H76ZM81 112H82V111H81ZM81 112H80V113H81ZM93 112H95V109H94ZM103 112H104V111H103ZM108 112H109V111H108ZM108 112H105V113L108 114ZM110 112H111V111H110ZM167 112H166V114H168ZM187 112H186V113H187ZM228 112H229V111H228ZM230 112H229V113H230ZM247 112L249 113V114L247 113V114H248L247 117L250 116L251 119H253V120H254V119H257V118H254V117H256L255 115L258 114L259 112L256 113V114H254V113H253L254 111H253V112H252V114L254 115L253 118H252V116L250 115L251 113H250L249 111H247ZM29 113H28V114H29ZM36 113H37V111H36ZM47 113H45V114H47ZM57 113H58V112H57ZM141 113H140V114H141ZM154 113H156V114H154ZM169 113H170V112H169ZM197 113H201V115H198ZM219 113H220V115H219L218 113H217V115H218V116H221L222 113H221V112H219ZM229 113H228V114H229ZM231 113H232V112H231ZM240 113H241V112H240ZM242 113H243V112H242ZM261 113L264 114V112H261ZM261 113H259V114H261ZM25 114H24V112H23V117H22V118H23V119L25 118L24 121L28 122L27 119L29 118V117H28L29 115L26 116ZM51 114H50V115H51ZM91 114H92V113H91ZM129 114H128V115H129ZM131 114H133V113H131ZM153 114L155 115V117H156V116L158 117L157 114H160V115H161V120H158V118L160 119V117H158V118H157V123H156V122H155V121H156V118L152 117V116H154ZM166 114L164 113V115H166ZM192 114H191V116H193ZM228 114H227V115H228ZM247 114L245 113V115H247ZM262 114H261V115H262ZM33 115H34V114H33ZM33 115H32V116H33ZM35 115H37V114H35ZM38 115H37V117H39ZM42 115L44 116V114H41V116H42ZM61 115H62V114H61ZM68 115H67V116H68ZM103 115H104V118H105V116L107 117V115H105L104 113H102V116H103ZM144 115L141 114V116H144ZM148 115H149L150 117H152L151 119L154 118L155 120H154V121H153V120L149 121L150 118L148 117ZM164 115H163V117H164ZM170 115H171V114H170ZM196 115H195V117H196ZM209 115H211V116H209ZM225 115H226V114H225ZM261 115H260V116H261ZM24 116H25V117H24ZM54 116H53V117H54ZM58 116H59V113H58ZM67 116L65 117V119L68 118V119L70 120V117H71V116H69V117H67ZM81 116H82V117H81ZM85 116H84V117H85ZM129 116H130V115H129ZM167 116H168V115H167ZM189 116H188V118H189ZM214 116H213V117H214ZM258 116H259V115H258ZM34 117H35V116H33V117H31V118H33V120H35L37 117H35V119H34ZM44 117H45V116H44ZM46 117H47V116H46ZM53 117H51V118H52L53 120H56L55 117H54V118H53ZM60 117H61V116H60ZM62 117H64V116H62ZM84 117H83L82 119H85V120H87L86 122H88V118H89V116L86 117V118H84ZM90 117H91V116H90ZM109 117H107L108 119L105 118V121L102 120V119H101V120L103 121V123H106V119L109 120ZM213 117H212V118H213ZM247 117H246V118H247ZM262 117H263V116H262ZM31 118L28 119V120H32ZM39 118H40V117H39ZM39 118H38V119H39ZM47 118L49 119V117H47ZM47 118H46V119H47ZM51 118H50V120H51ZM73 118H74V117H73ZM91 118H92V117H91ZM104 118H103V119H104ZM130 118H131V119H130ZM142 118H144V117H142ZM148 118H149V120H148ZM246 118L243 117V120L246 119ZM38 119H37V120H38ZM61 119H62V118H61ZM63 119H64V118H63ZM65 119H64V121H65ZM68 119H67V121L70 122ZM126 119H125V120H126ZM128 119H130V120H128ZM213 119H214V118H213ZM262 119H264V117H263ZM262 119H261V120H260V118L258 119V120H260V123H263V122H264ZM40 120H41V118H40ZM50 120H49V122H50ZM53 120H51V124L54 122ZM57 120L61 121L60 119H58V117H57ZM57 120H56V121H57ZM72 120H75V119H72ZM77 120H75L74 122H75V123H77V122L80 123V122L77 121ZM136 120H137V121H136ZM185 120L187 121V118H186ZM191 120H192V118H190V121H191ZM195 120H196V119L193 117V120H192V121L195 122ZM198 120H199V118L197 119V121H198ZM204 120H202V121H204ZM208 120H209V118H208ZM210 120H212V119H210ZM210 120H209V121H210ZM248 120H249V118H248ZM258 120H257V121H256V120H255V121H252V120H251L252 122H255V123L257 122L256 124L251 123L252 126L254 125L251 129H253V128L256 127L257 125H259V126H263V125H264V124H258V123H259ZM41 121H43V118H42ZM47 121H48V120H47ZM59 121H57V122H59ZM62 121H63V120H62ZM80 121H81V120H80ZM89 121H91V120H89ZM92 121H93V123L90 122V123H91V127H92V124L94 125V127H95V126L97 127V125L94 124L95 121L93 120V118H92ZM143 121H144V122H143ZM166 121H167V122H166ZM183 121H184V119H182V120L180 121L181 123H179V125L181 124L182 127H183L187 122H189V121H187V122H186V121L183 122ZM200 121H201V118H200ZM202 121H201V123H202ZM241 121H242V120H241ZM244 121H245V124H247L250 120H249L248 122H247L246 120H244ZM244 121H242V123H240L241 126L244 124V123H243ZM251 121H250V122H251ZM261 121H262V122H261ZM29 122H30V121H29ZM35 122H36V120H35ZM45 122H46V121H45V118H44V121L42 122L43 124H41V126H40V124H39V123H41L40 121L36 122V124L38 123L39 126H35V127H36V128L38 127V129H41V130L38 132L39 135H40L39 137H42V136H43V134H42V136H41V133H44V134H45V130H46V129L49 131V128H51V127H49L50 125H48V126L46 125V124H48V122H47L46 124H45ZM81 122H83L82 124H83L84 126H85V124H89V123H86V122H85V124H84V120L81 121ZM107 122H108V124H110L109 121H107ZM124 122H125V123H124ZM131 122H136V123H138V124L140 123L142 126H144L145 124L147 125V122H148V124H149V123H150V124L147 125V128H149V129L151 128V130L145 128L146 125L143 127L145 130L140 129V128H142L140 124H139V125H140V126H139L138 124L136 125L135 123L133 124V123H131ZM151 122H153L154 125L156 124V125L158 126V128H159L160 125L163 126V128H160L161 131H159V133H161V134L163 133L162 130H164V128H165V127H164L165 124L167 123V125H170V126H169V127H171V128H170V131L167 132V129H166V128H169V127H166V128H165V130H166V131H165V134H166V135H165V134H164V135H163V134H162V135L160 134V136H162L164 139H163L162 137L160 138V136L158 135V133H156V132H158V131H157V126L154 127L153 124L151 125ZM182 122L184 123V125H182ZM193 122H192V123H193ZM210 122H211V121H210ZM246 122H247V123H246ZM33 123H34V122H33ZM64 123H66V122H64ZM75 123H74V124H75ZM119 123L116 122V124H118V126H120ZM123 123H124L125 126L122 125ZM189 123H190V122H189ZM198 123H199V121H198ZM201 123H199L200 126H201ZM207 123H204V124H207ZM82 124H79L80 127H81V126H82V127L79 128V130H77V131H81L82 128H83V129H84V128L87 129V128L84 127ZM131 124H132V126L134 125L133 127L136 126V129L132 128ZM143 124H144V125H143ZM158 124H159V125H158ZM219 124H220V126H218ZM251 124H250V126H251ZM45 125L47 126L46 129H44V127H46ZM53 125H54V123H53ZM53 125H52V127H53ZM79 125H78V126H79ZM89 125H90V124H89ZM89 125H88V126H89ZM105 125H106V124H105ZM127 125L129 126L128 129H129L130 131H131V129L136 130V132L132 130L133 133L135 132V133H134L135 135L132 133V131L129 133V130H127V129L125 130V127H126ZM150 125H151V126H150ZM167 125H166V126H167ZM187 125H189V124H186V126H187ZM190 125H192V124L190 123ZM195 125H197L196 122H195ZM248 125H249V124H248ZM43 126H44V127H43ZM54 126H55V125H54ZM88 126H87V127H88ZM106 126H107V125H106ZM123 126H124V127H123ZM128 126H127V127H128ZM130 126H131V128H130ZM138 126H139V127H138ZM149 126H150V127H149ZM176 126H177V125H176ZM193 126H194V124H193ZM205 126H206V125H205ZM245 126H246V125H244V127H245ZM250 126H248V127L246 126V128H248V130H250ZM39 127H40V128H39ZM55 127H56V126H55ZM91 127H90V128H91ZM94 127H93L92 129H94ZM172 127H173V128H172ZM244 127H241V128H244ZM263 127H264V126H263ZM263 127H258V128H259V130L261 131V130H263ZM53 128H54V127H53ZM88 128H89V127H88ZM90 128H89V129H90ZM98 128H99V127H98ZM98 128H95V129L98 130ZM137 128L140 129L142 133H143V131H144V132H147L146 130H149V131H148L146 134L143 133V134H145V136L143 137V134H142ZM179 128H180V127H179ZM183 128H184V127H183ZM190 128H191V127H190ZM196 128L198 129V126H197ZM205 128H206V127H205ZM233 128H234V129H233ZM246 128H245V129H246ZM260 128H262V129H260ZM42 129H44V130H42ZM76 129H77V128H76ZM76 129H75V130H76ZM89 129H88V130H89ZM92 129H90V130H92ZM113 129H115V128L113 127ZM160 129H158V130H160ZM181 129H182V128H181ZM194 129H195V130H194ZM33 130H34V129H33ZM33 130H32V132H33ZM47 130H46V131H47ZM88 130H87V131H88ZM96 130L88 131V133L91 132V133H89V134H87V132H86L85 130H82V132H85V133L87 134V135H86V136H87V137H86V140H89V139H87L88 136L91 135L92 132H93V134H94V132H96ZM110 130H111L110 133L112 134V127L110 128ZM120 130L123 131V132H121ZM137 130L139 131L138 133H137ZM142 130H143V131H142ZM154 130H155V132H153V134H154V135H153V134L151 133V131H154ZM233 130H234V131H233ZM246 130H247V129H246ZM259 130H257V132H258ZM36 131H37V130L35 129V133H36ZM114 131H116V129H115ZM114 131H113V132H114ZM126 131H128V133H129L128 136H127ZM171 131H172V132H171ZM173 131H174V132H173ZM180 131H181V130L179 129V132H180ZM226 131H227V130H226ZM251 131L256 133V131H253V130H251ZM32 132H31V134H32V136H33V138H34V135H37V134H35V133L33 134ZM75 132H76V131H75ZM98 132H99V130H98ZM149 132H150V134H148ZM175 132H177V133H175ZM247 132H249L250 134H252V132H250V131H247ZM261 132H262V131H261ZM261 132H258V134H256V135H255V134H252V135L248 134V135H250V136H249L250 138L257 137V138H253V139L256 140V142H258L257 140H259L258 137L260 138V141H259V142H261V143L258 142V143H259V146H260L259 148H261V145H260V144H263V145H264V142L261 141V138L264 139V137H263V135H262L263 132H264V130H263L262 133H261ZM78 133H79V132H78ZM78 133L76 132V134H78ZM85 133H81V134H83V135H82L83 137H84ZM131 133L133 134L134 137H137V138H134V137H132V138L130 137V138H129V136L131 135ZM136 133H137V136H136ZM140 133H141V134H140ZM182 133H183V135H182ZM214 133H215V134L217 133V134L215 135ZM226 133H225V134H226ZM234 133H235V134H234ZM237 133H239V131H238ZM243 133H244V132H243ZM259 133H260V134H259ZM31 134L28 135L27 138L25 137L26 139H24V142H25V140L27 141L28 138H29V140H30V138H32V137H31ZM46 134H47V132H46ZM46 134H45V135H46ZM74 134H75V133H74ZM76 134H75V135H76ZM99 134H100V133H98V134L95 133L96 136L93 135V136L96 137V140H95V139L93 140V141L95 142V143H93V144H95V145L92 144L93 141H92L91 139H90V140H91L92 142H91V143L88 142L89 144H92V147L95 146V150H96L98 147H99V148H98V150H99L100 147H101L100 144H99V143H100L99 140H101V135H99ZM155 134H157V135H155ZM167 134H170V135H167ZM190 134H189V135H190ZM194 134H195V133H194ZM212 134H214L215 136L218 135L217 138L214 139L213 136H212ZM225 134H223V135H225ZM232 134H231V136H232ZM239 134H240V133H239ZM239 134H238V135H239ZM241 134H242V133H241ZM78 135H80V133H79ZM78 135H77V137L80 138V139H78L77 137H75L74 139H76V140H77V139H78V140H81V138H82L81 135H80V137H79ZM98 135L100 136V138L97 137ZM124 135H126V136H124ZM147 135L150 136V137H148ZM175 135H177V137L179 138V141H178V142H180V144L183 146V147H181L183 150H181V148H180V150H178L179 147H180L179 144H177L178 142H177L176 144L171 142L172 145L170 144V140L172 139L171 136L174 137V138H173V141H174V140H177V137H176V139H175ZM227 135H226L225 137H227ZM229 135H228V137H230ZM236 135H237V134H236ZM244 135H245V134H242V136H244ZM246 135H247V134H246ZM258 135H259V136H258ZM261 135H262V137H260ZM46 136H48V135H46ZM108 136H107V140H108ZM123 136H124V137H128V138H126V140H125V139L122 140V139L124 138ZM138 136H140V137H138ZM141 136H142V138H141ZM146 136H147V137H146ZM153 136H154V137H153ZM157 136H159L160 140L163 139V141H164V140H168V139H169L168 136L171 137V138L169 139V141H167V142L169 143V145H170L169 147L167 146L169 149H168L167 147H165V146L167 145L166 142H165V141L163 142V143H165V144H164V145H165V146H164L165 149H166V148L168 149V151L164 150L165 152H167V154H165V152H162V150L158 149L159 146H158L157 148L151 146V145L153 144L152 140H154V139L158 140V139H157V138H158ZM164 136H167V138H165ZM185 136H187V138H186ZM215 136H214V137H215ZM242 136H241V138H243ZM251 136H252V137H251ZM37 137H38V135H37ZM44 137H45V136H44ZM90 137H92V135H91ZM90 137H89V138H90ZM151 137H152L153 139H152ZM155 137H156V138H155ZM211 137H212V138H211ZM221 137H222V136H221ZM225 137L223 136V139H224V140H223L222 142H224V141L226 142ZM249 137H248V138L245 137L244 139H241V138L239 139V136H238V137H237L238 139L236 138V140H240V141H241V140H245V139L247 138V141H249V143L246 142V140H245L244 142H246V144H249V145H246L243 141H242L243 144H242L240 141H238V142H236V143H237V144H238V143H239V144L241 143L242 145H241V147H240L239 145L236 144V148H237V146H238L240 149L244 148V146H246V148H248L247 146L252 147L253 144L255 143V140L249 139ZM35 138H36V137H35ZM46 138H47V137H46ZM92 138H94V137H92ZM133 138L136 139V140H134ZM138 138H141L142 140H141V139H138ZM146 138H147V139H146ZM148 138H150V139H148ZM184 138H185L186 140H185ZM188 138H189V139H188ZM193 138H194V136H193ZM209 138H210V139H209ZM38 139H39V138H38ZM38 139L36 138L35 142H36ZM43 139L46 140L45 138H40L41 141L38 140V141H39V144H37V143H33V144H35V145L37 144V145L39 146L40 150L43 148V147L41 146V142L44 143V144L42 143L44 147L47 146V144H48V141L46 140V142H47V143H46ZM74 139H73V140H74ZM97 139H99V140H98V145H97L98 147H96ZM128 139H130V140L133 139L134 142L132 143V140L130 141V140H128ZM143 139H144V140H143ZM151 139H152V140H151ZM227 139H228V138H227ZM229 139H232V137H230ZM229 139H228V140H229ZM248 139H249V140H248ZM21 140H22V139H21ZM29 140H28V141H29ZM31 140H32V139H31ZM33 140H34V139H33ZM33 140H32V141H33ZM42 140H43V141H42ZM49 140H51L50 137H49ZM90 140H89V141H90ZM160 140H159L158 142L155 141L156 144L159 143ZM180 140H182V141H180ZM204 140H202V143H204ZM233 140H235V139H233ZM251 140H252V142H251ZM82 141L84 142L83 139H82ZM82 141H79V142L82 144ZM124 141H125V143H124ZM127 141H128V142H127ZM142 141H143V142H142ZM147 141H148V143H146ZM150 141H151V143H150ZM208 141L205 142L204 144L208 143ZM229 141H230V140H229ZM253 141H254V142H253ZM30 142H31V141H30ZM30 142H25V143H28V144H29ZM33 142H34V141H33ZM51 142H52V141H51ZM68 142H69V144H70V141H68ZM68 142H66V143L68 144ZM74 142H75V140H74ZM74 142H71V145L75 146V145H74ZM77 142H78V141H77ZM77 142H75V144H76ZM86 142H87V141H86ZM110 142H106V145H108ZM126 142H127V143H126ZM136 142H135V143H136ZM155 142H154V144H155ZM175 142H176V141H175ZM181 142H182V143H181ZM183 142L185 143V145H183V144H184ZM210 142H211V140H210ZM232 142H233V141L231 140V141L227 144V146L229 147V144H230V143L232 144ZM250 142H251V145H252V146L250 145ZM18 143H19V142H18ZM64 143H65V142H64ZM64 143H63V144H64ZM88 143H86V146L89 145ZM123 143H124V144H123ZM145 143H146V144H145ZM161 143H162V142H161ZM202 143H201L202 147H201V145L198 146V144L196 143V144H197V147H199V148H201V149L204 148V146H203ZM213 143L211 142V143H210L211 145H210V144H206V145H208L207 147H209V145H210V147H211V146L213 147V149H211L212 151L209 150L211 153H208L209 151H207L208 149H207V147H206V149L201 150V152L204 151V150H205V152H206V155H205V156H204V154H203L204 157H203V156L200 157V155H201L202 153H199L200 155H199L198 153H197V154H198L199 157L201 158V159H200V158H199V159L202 160V165H203V162H204V165H203V166L207 169V170H206V169H205V170L211 172V174H210V172H208V175L210 174L209 178L212 176V177L210 178L211 180L214 179V178H213V175H214V174H215V177L218 176V175H222L223 178H222L221 176H218V177H216V178L214 179V181L211 182L210 179H207V176H208V175H206L207 173L205 174V172H203V173L201 172L202 169L204 168V167L202 166V168H201L200 171H199V172H201V173H199V175L201 174L200 176H201L202 178H201V177H198L199 175L196 174L197 177H198L197 180H196V175H195V177H194L193 175L191 176V178L193 177V178H195V180H193V178L191 179V178H189V177L186 179V177L184 176V174H182L183 177L186 179L185 183L188 182V181H190V179H191V183L189 182V183L187 184V186H189V187H186V185L184 186V184H183V187H182V184H181V186H180L181 188H180L179 185H178V182H179V180H180V178H181L180 176H182V175H179L178 172H179V170L181 171V169L185 167V166H183L181 169L178 168L179 170H177V168H176V169H173V171H174V170L177 171V172H175V171H174V172H175L176 174L179 175L178 177H180V178H177V176L175 175V173H173V175L176 176L175 178L178 179L177 181H176V180L174 181V176H173V177H172V178H173V180H172L173 182H167V185H166V183L163 182L162 177H159L158 175H156L157 177L161 178V180H159V178H157V179H156V182H157V180L160 181V182L154 184V183H155V179H154L155 175L152 174V175H154V177H153V176L150 174V173H151V171H149V170L151 169V168H150L151 166H150V167H149L150 169H148L149 173L147 172V173L149 174L148 176H145V177L143 178L142 175H141V176H142V177H141L140 174H138V175L140 176V179H138V182H140V180H141L140 183H137V180L134 179V176H137V175H136V174H133L134 172L132 173V171H131V174L134 175L132 178H133L136 182L133 181V179H132V181H133V183H137V184H139V187H137L138 185H136V184H135V185H136V187L138 188V190L140 191V194L138 193L139 191H137V193H136V190H134L133 193H132V192H131L132 190H131V191L129 192V193H131L130 195L133 194V195H135V196H136V195L139 196V195H141V194H142V195L145 194L144 196L146 197V198H145V197H142V195L139 196V197L136 196V200H135V196H134V200H132V199H133V196L130 197V195H129L128 192L126 191V190L128 189V188H126V187H128L129 185H132L131 182L128 183L129 180H130V178H131V176H130L129 180L127 179L128 182L126 181L127 184H128V186L126 185V183H123V182H120V181H119L120 178H123V175H121V177H119L120 175L118 176V173H117V176H118L119 178H118L117 176L115 177V178L117 179V180H116V186H117V187H115V185L113 186V183H114V182H110V181H113V180L115 179V178H114V175H115L116 172H118V171L120 172V171L122 170V168H124V169L126 170V169L128 168L127 166H130V165H131L130 162H132L131 160H132L133 156L131 155L132 158H131V157L128 158V159H131L130 161H127L128 159L126 158V159H127V160H126L125 157H123V159H125L126 161L124 160L125 163H122L121 161H123V159H122L121 157H122L123 153L121 154V153L119 152L121 155H120V154H117L118 152L111 150V149H112V148H111L110 150H111L112 152H116V155H115V156H118V155L121 156V157H120V160H121V159H122V160H121V161L118 160V161L121 162V164H127V163H130V164L127 165V166L125 165L126 167H125V166L122 167L123 165L120 166V169H119L118 171L115 170L116 172L113 174L114 171H113L112 173L110 172V170L113 169V167L111 168V165H109L110 162H111V159H109V157H111V158L114 159V154H112L111 152L108 151L109 154H112L113 157H112L111 155L108 156V160H110V162L108 161L109 164H107V161H106V160H107V159H106L107 157H105V156H107L108 153H107V155H104V154H106V153H105V150L107 151V148L105 147L106 145H105V146H102L101 149H102L103 147L105 148V150L102 149V150H104V154H103V152H102V154L104 155V158H105L104 160L106 161V164L108 165V167L110 166L108 169H110V168H111V169L108 171V169L106 168V165H105L104 161H103V160H102L103 162H102V161H99V160H101V158H100V156H99L100 153H99V154L97 153L98 156H99V157L97 156V157H98V161H97V158H96V160H95L96 162H94V159H95V158H94V156L92 157V155H91V158H90V156H89V158H90L91 160H93L92 162H93L94 164L97 163L98 166L100 165L98 162H100V163L102 162V163L104 164L105 167L103 166V168H101L100 166H99V167L97 166L98 169H95L96 166H95V167L93 166V168H94L95 170H97V172L95 173V171L93 170L95 174H94L93 172L90 171V172H87V175H88V173H90V174L93 173L94 175H93V174H92V175H93V177H95V176L97 175V173H99V171H98L99 169H100L101 171H104V173L102 172L103 174H108V172H109L111 175L113 174L112 177H111V175L109 174L110 177L113 178V180H111L110 177L108 178V175H107L105 178H107L108 180H107L105 183H107V182L109 181V179H110V181L108 182V184H109V183L112 184V187L110 186V188H114V189L110 190V188L107 187V184L105 185V184L101 183V185L103 184L102 187L106 186L107 189H109V190H108L109 193H112V194H110V195H109V193H107V195H105V198H106V197L108 198V199L106 198V199L108 200V202H107V200H106V199L104 198V196H103V195H104V192H105V191L107 192V189L105 190L104 188H102L104 191L101 189V190L103 191V193H102L103 195L100 197L101 200L99 201V203H101V204H100V205L98 204V205L94 206L96 203L91 202V199H92V198L90 197V198H91V199H90V198H89V195H88L87 193L85 194V193H84V192H85L84 190H81V188H82V187H81L82 184H81L80 187H78L81 191H80V190H78V191H79V192H82V191H83L82 193L85 194V195H82L83 197H85L86 195H88V199H87V197H86L87 200H82V202H81V197H79V196H81V195H77V194H75V193H73V194L68 193L69 195H71V196H69V195L67 194V191H66V194H67L69 197L66 196L67 198H64L66 194H65L64 191L62 190L61 192H62V194L64 193V195L61 194L60 199H58L59 202H60L61 199H62V200H61L60 203L57 202L58 205L61 204V205H60V208L57 209L55 206H53V208L55 207V208L53 209V208H51L52 206H51V204H50L49 202L52 203V202H53V199L56 198L54 195H57V194L61 193V192H59V191L61 190V189H60V190H58L59 193H56L57 191L55 192L56 194L54 193V195H52V193H50V194L52 195V197H54L52 200H50L51 195H48V196H50L49 200L46 199L47 196H46V198H45V196H44V197L42 196V197H43V200H44V198H45L46 200H48L49 202L47 201V204L49 203V205L51 206V207H50V206H48V205L46 204V207H45V208H49V207H50L51 209H50V208H49V209L52 210V211H50V210L48 211V209H44L43 211H44V212L47 211L46 213H42V212H41L42 214H41V213L38 214L37 212H38L41 208H44L43 205L45 204V202H44L42 199H36V203H35V199H34V198H35V197L38 198V196H34V198L32 199V202H34V203H30V206H31V207L33 206V208H34V206L39 208V209H36V208H35L36 210H38L37 212H35L36 214H38V215H37V218H38V217L41 218L42 216H44V217H42L43 219H41L42 221L39 219V221L37 222L36 220H32L33 217H31L32 219L30 220V216H29V214H28V213H30V215H31L33 209L31 210V209H30V208H31L30 206H29V208H25V207H28V206H24V204H25V205H29L28 202H29V201L31 202V199L28 200V201H27L26 199H24V200L21 199L22 202H20V201H21V200H20V201H18V204L21 206V204L23 203V206H21V207L19 206V208H20L19 210L21 211V208H22V207L25 208V211H26V209H30V210L26 211V212H28V213H26V212L24 211V209L22 208V209H23V213H26V215L28 214V215H27L28 218H27L26 216H24V215H17V214L14 213L15 216H18V217H19V216H24V218H26L25 220H23L24 218L21 217V219L23 218L22 221H23L24 223H23V222L19 223V221L21 220L20 218H17L18 220H16V221H17V223H16V227H17L18 224L20 225L19 227H21V228L23 227V225L26 227V228H23V229L20 230V231H22V232H20V231L17 232V231H16L17 235H18L19 232H20V233H25L24 235L21 234V235H23V236H21V235L19 234V237L21 236V237L23 238V239L20 238L21 240L17 239L18 241H20V243L17 242V240H16V242H15V239H13V240H14L13 242L11 241V243H13V244H14V242H15V244H14V245L11 244V246L13 245V247H14V246L16 245L17 250L15 249L16 247H15V248L11 247V246L9 245L10 243H9L8 245L10 246L11 250H10L9 246H6L7 244H5V246H3L4 243H7L6 241H9V240H10L9 237H11V239H12L13 237L15 238V236H16V235H12V231H13L14 229H16V228L13 227V222L15 221V219H14L15 216H14V218H13V216H12L13 214H12L11 217H9L10 215H8V214H9L8 211H11V208H9V210H6V209H7L10 205L16 203L18 199H17L16 197H15V199L12 198V199H14L16 202H14V200H12L14 203L11 204L12 201L10 200V201H11V202L9 201V202H10V205H9V202H8L7 200H5L6 202H5V201H4V202H5V203L8 202L7 205H9L8 207L4 205V206L6 207L5 210H4V207H3V205H2L3 199L6 197V194H5V193L8 192V193L10 194V192H9L10 187L14 184L13 181H10V182H13V183H10V182L8 181V178H9V180H12V177L15 176V179L17 178V179L20 180V178H18V176L16 177V174H14V172H17V171H15V170L12 171L13 173L11 172V174H9V176H8V173L10 172L9 169L11 168V166H10L9 169H8L7 164H6L7 161L5 162L3 158H4L5 156L9 155V154H7V155L5 154L4 157H0V158L3 159V160L0 159V166L2 165L1 167H2L3 169H2V168H0V169H2V173H3V175L5 176V178L7 179V181L10 183V186H9L8 182L6 181V183H7L8 186H9V189H8V191L3 192V193L5 194V197H4V198H2V197L4 196V194H2V195H3L2 197H0V198H2V202H1V204H0V205H1V206H0V209H1V207H2L4 211L1 209V210H2L1 212H2V213L4 212V214H5V213H8V214H6V215L8 216V219L6 218V217H7L6 215H5V216H6L5 218H6L7 220H9V221H8V223H7V221L4 222L5 225H6V223H7V224L9 225V227H10L11 225H12V226H11L10 228L8 227L9 230L6 229V228H4V229H6L8 232H7V231H3L4 229H2V227H1V231H2L1 233L4 232V233H5L4 235H6L7 238H9V240L5 239L6 236H5V237H3L4 235L1 236V237H2L3 239H5V240H4V243L2 242L3 244L0 245L1 247L3 246V250H2L1 247H0V248H1V250H2L4 253H5V251L10 252V253H11V251H12V253L17 252V251L19 252L20 250H23V248L21 247L23 240H24L25 238L27 239V237H28L29 235H31V234H35V236H36V235H39L40 240H41V237H42L43 235H44V236H43L44 238L42 237L43 240H45L46 238L49 239V237H48L47 235L50 233V232H49L50 230H49L48 228H49V226L55 221V224H52V225H54V226L57 228V226H58V227H59V226L61 227V226L64 224V226L61 227V228H64V230H63L62 232H64L65 229H66V230L68 229V232L65 231V234L68 235V236H66L65 234H63L62 232L59 231V230L61 229L60 227L58 228L59 230L57 229L58 232H59V234H60V235H59V234L57 233V230H56V229L53 230V227H54V226L51 225L52 227H51V226H50V227L52 228V230H51V231H52V232H51L52 234H51V233H50V234H51V235L56 234L57 236H60V237H55L56 235H54V236H53V240H55L54 238H56L55 242H53L52 238H50L51 241H52V243H51V241H50V245H49V242L46 243V244H48L47 246H46V245L44 246L45 241H48L47 239H46L44 242H42V243H44L43 245H41V246H42V249L45 250L44 253H46V251H47V249H44V247H47V248H48V252H50V253L52 252V253L54 254V255H53V257H54L56 253L59 254V255L62 254V252H60V249H59L61 246L64 245V246L62 247V248H64V249H61V250H65V246L67 247L68 244L71 245V246H73L72 241L75 242V240L72 239V238L77 239L78 237H77V238L74 237L75 234H74V236H73V233H72V232H75V229L77 230L78 228H81V229H78L77 232L80 231V232H82V234H81L80 232H79V233L76 232V235H77V236L82 235L81 238H84L85 240L79 238L80 241H81V242H82V241L85 242V244L88 243V245H89V248H88L89 250H88V251H91V252L93 251L92 253H91V252H87V251H86L87 249H85V251H84V248H83V247H80L81 249L83 248L82 250L79 249V250H81V253H83V254H82L81 256H79V254L77 253V254H78V256H77V255H76V251L79 252V250H76L75 253L73 252V251L76 249V246H75L74 250H73V248L71 249V251L73 250L72 252H70V246H68L69 248L67 247L66 254H67V251H69L70 254H71V253H74V254H71V255H73V256H71L69 253L67 254V257H68V255H69V257L67 258V260H71L70 262H71L72 264H74L73 261L75 260V259H74L75 257H76V259H77V257H78L79 259L82 257L80 260H83L84 258L87 259V257H85V256H87V255H85V254H87V253H88V258H89V259H87V260L84 259L85 261H81V262H82L81 264H85V262H86V264H96L97 262H98L97 264H100V263H101V264H122V260H124V262H125V263H123V264H135V263L137 264V262H138L137 260H139L138 264H139V263H140V264H168L169 262H170L169 264H172V262H173V264H178V263H179V264H208V263H209L210 261H212V260H213L214 263H217V264H219V263L222 264V262H223V261L225 262V260H226V262H227V261L229 262L230 260H232L233 262L230 261V264H233V263H235L234 261H236V260L238 259L237 257L241 258V256H242L244 253H245V254H244L245 256L243 255L244 257L249 256V255H252V254L254 253V254H253V258H256V257H258V256H256V257H254V256H255L257 253L260 252V249H261V251H262V248H259V247L264 246V226H263V225H264V220H263V219H264V213L262 212L263 209L261 210V209H260L261 207L259 208V206H262V204L264 205V203L262 202V204H260V203L258 204V202H257V201H258L257 198L259 199V193H258V191H261V189H264V188H263L264 186L261 188V187H259V186H262V185H259V186L256 187V188H257V189H256V188H254V187H255L254 185L257 184V183H256V184L253 185L254 187L251 186V187H252V190H251V188H250L249 186L251 185L250 183H252L253 181L249 183V182H247L248 179H247V180H245V179H246V176L249 177V178H252L251 176H253L252 180L255 179V176L253 175V173H254V171H255L254 169H257V168L254 167V165H256V164L258 165V163L256 162L255 158H257L258 155H259V159H262V158H261V156H260V152H259V154H257L258 152L255 150L254 152H257V153L254 154L255 156H256V154H257V156L255 157V156L252 154V153H253L252 151H253L254 149H257V150H258V145H257V146L255 145V147H254V148L252 147V149L250 148L252 151H251V150H247V151H250V152H247L245 149H243L242 152H241V151H237V149L235 150V148H233V147H235V146H232V145H235L234 142H233L234 144L230 145V146H231V149H230V147H229V149H228V148L225 149L224 147H223V148H222V147H219V148L221 149V151H222L223 149H224V150H227V152L224 151L225 154L228 153V155L230 154V155H232V156H233L234 158H236V159L241 157L242 159H240V162H242V160H243V162L245 161V162H244V165H246V164L249 165V167L246 165L249 169L252 168V167H251V166H252L251 163L254 164V162H255V164L253 165L254 169L252 168V169H253V170H252L253 173H251V172H252V171H251V172H250L251 175L249 176V175L247 174V172H249L250 170H249V171L246 170V174H247V175L245 174V175H246V176H245V175L242 173V172H243L242 170H241L242 172H241L240 170H238V169L241 168V166H240V167L238 166V165L240 164V162L238 161V159L236 160V159H234V158L231 156V157L233 158L232 161L235 160L236 162L239 163V164L236 163V164H238L237 166L239 167V168L236 167V169H237L239 172H241V173L243 174V176H242L243 179H242V177L240 178V176L238 177V175H236V172H235L236 169H235L234 167H232V166H233L232 164H234V163H231V162H230L231 164H229L230 166H228V167H232V169H233V168L235 169V170H234V169H233V170L231 169V170L235 172L234 174L236 175V177H237L238 179H242V180L246 181V183H249V184H250V185L248 186V184H244V182L242 181V183L244 184V186H243L244 188L241 186V187H240L241 189H239V190L237 191V193H236V189H237V188L235 189V187H237V185L234 186V183L237 181V178H236L235 182H233L234 179H235V177H233L234 174H233V175L231 174L232 176H231V175H230V176H229V175L227 176V172H229V171L232 172V171H231V170H229V171L226 170V169H230V168H226V167L224 166V165H226V164L229 163V161H230L229 159H231V158H229L230 156L228 157V156L226 155L225 157H228V158H226L225 160L228 159L229 161L227 160L228 163H226V162L223 163V162H221V161L224 160V159H223L224 156L222 157V155H221L220 153H222V154H224V153H223V152L218 153V154H220V155H218V156H221V157H222V158L219 157V158H221V159H220V164H219V166L223 164V166H224L225 168H222V169L219 168L220 170L217 169V168L214 169V165H213V162H214V161L211 160V161H212V162H211L212 164H210V162H209V164H210L211 166H213V170H214V171H212L211 168H210V170H208L209 167H210V165H209L208 163H206L207 161H205V160L208 158L207 155H209V154H211V155H210V157L208 158V161H209V159H213V157H212V152H214V151L216 150V148H217V146H216V148H214L215 145H218V144H215V145L213 146V145H212ZM258 143H255V144H258ZM9 144H10V146H11L13 143L9 142ZM9 144H7V145H8V146H7L8 148H9ZM20 144H21V143H20ZM31 144H32V142H31ZM50 144H52V143H50ZM63 144H62V145H63ZM67 144H66V145H67ZM77 144H78V143H77ZM77 144H76V145H77ZM81 144H80V145H81ZM87 144H88V145H87ZM110 144H111V143H110ZM120 144H121V145H120ZM142 144H144V147H143ZM148 144H149V145H148ZM150 144H151V145H150ZM173 144L178 145V146H175V147H174ZM199 144H200V142H199ZM222 144H223V145H222ZM18 145H19V144H18ZM18 145H13V146H11V147H13V150H14V146L17 147ZM62 145H61V146H62ZM71 145H70V146H71ZM78 145H79V144H78ZM80 145H79V146H80ZM83 145H84V143L81 145V147H82ZM112 145H114V144H112ZM112 145H110V146H112ZM130 145H132V146L128 148V146H130ZM134 145H135V144H134ZM159 145H161V144H159ZM220 145H219V146H220ZM243 145H244V146H243ZM21 146H22L24 149H23V148H20ZM24 146H25V144H24ZM24 146H23V145H20V146H18L17 149L15 148V149H16V153L18 152V155H20V153H21V155H20L21 157L19 156L20 158H22V157L24 158L25 153L28 151V148H27V147L30 148V146H27V145H26L27 147H24ZM31 146H32V145H31ZM33 146H34V145H33ZM38 146H37V147H38ZM49 146H50V145H49ZM49 146H48V147H49ZM68 146H69V145H67V147H68ZM79 146H77L78 148H77L76 146H75V147H76L79 151L81 150V152H86V151H84V149L87 148L86 150H87V151H90L92 154H94L95 157H96V155H97L96 152H101V151H98V150L94 151V148H92V147H91V148H92L93 150H91V148H89V146H88V147H84V146H83L82 149H81V147H79ZM110 146L108 147V150H109ZM145 146L147 147V148H146V151L149 150V149H148V146H151V147L154 148V149H151V148H150L151 150H150L149 152H147V153L144 152L145 154H144V155H141L140 152H141L142 150H145V149H144ZM153 146H155V145H153ZM156 146H157V145H156ZM162 146H163V145H162ZM162 146H161V147H162ZM37 147H35L34 149H36ZM50 147H51V146H50ZM59 147H60V146H59ZM62 147H63V146H62ZM62 147H60V149H61ZM67 147H66V149H67ZM140 147H141V148L143 147V149H140ZM161 147H160V148H161ZM164 147H162V149H164ZM177 147H178V149H176ZM185 147H186V148H185ZM19 148H20V149H19ZM32 148H33V147H32ZM39 148H37V149H39ZM70 148H71V147H69V150H68L69 152H71L70 150L73 149V147H72L71 149H70ZM76 148H74V150H75ZM189 148H190V149H189ZM194 148H196V149H194ZM3 149H4V148H3ZM10 149H11V148H10ZM10 149H9V150H10ZM21 149H23V151H22ZM34 149H32V150H34ZM37 149H36V150H37ZM47 149H48V148H47ZM62 149L64 150V149H65V146H64V148H62ZM62 149H61V151H59V152H60V153H61V152H65V153H66L67 150L62 151ZM232 149H233V150H232ZM240 149H239V150H240ZM262 149H264V148H262ZM5 150L7 151V148H6ZM9 150H8V152L4 151V152H3V155H4L5 152H6V153H10V152H11V153H12L11 155H13V153H14L15 150H14L13 152H12V150H10V151H9ZM18 150H19L20 152H19ZM25 150H26V152H25ZM36 150H35V151H36ZM42 150H44V149H42ZM74 150H72V151H74ZM78 150H77V151H78ZM127 150H128V151H127ZM175 150H177V152H175ZM228 150H229V151H228ZM231 150H232V152H230ZM37 151H38V150H37ZM37 151H36L35 153H34L33 151H32V152H33V154L36 155ZM79 151H78V152H79ZM93 151H94V153H93ZM124 151H125V152H124ZM171 151H172V152H171ZM191 151H192V153H191ZM233 151H235V152H234V153H235V156L237 155L236 153L238 152L240 155L242 154L243 157L240 156L239 154H238L237 157H235ZM236 151H237V152H236ZM243 151H246V154H245ZM259 151H260V149H259ZM262 151H263V152H261V153H264V150H262ZM54 152H55V151H54ZM69 152H67V156H68V153H69ZM78 152L74 151V153H75L76 155H78V157H79V154H80L81 152H79V154H77ZM90 152H89V154H91ZM127 152H128V153H127ZM130 152H131V151H130ZM134 152H135V153H134ZM161 152H162V153H161ZM180 152H181V153H180ZM205 152H203V153H205ZM216 152H219L218 149L216 150ZM216 152H214L213 155H214V158L217 159V158H218L217 155H216V157H215V154H217ZM251 152H252V153H251ZM30 153H31V150L29 151L28 154L26 153L25 158H26V156H27V158H28V157H29V158H32V157L34 158L35 155L32 156V154H30ZM57 153H58V152H57ZM60 153H59V154H60ZM74 153L72 152L71 154H74ZM86 153H87V152H86ZM86 153H85V156H84V153H83V154L81 153V155L84 156V157H82V159H81V157L78 158V159H81L83 163L86 161V159H88V157H86V155H89V154H86ZM133 153H134V154H133ZM142 153H143V152H142ZM155 153H156V157H154L155 160H154L153 157H151V158H153L152 160H154V161L158 160V159H157V152L155 151ZM155 153H154V154H155ZM175 153H176V154L178 153L177 156L175 155ZM179 153H180V154H179ZM207 153H208V154H207ZM231 153H233V154H231ZM247 153H250V155L252 154V155L254 156V160H255V161L252 159L253 156L251 155L252 157L250 158V155L248 154V156H247ZM29 154H30L31 156H29ZM53 154H54V153H53ZM55 154H56V152H55ZM55 154H54V155H55ZM62 154H63V153H62ZM71 154H69V157H70V156L72 157ZM126 154H127V155H126ZM139 154H138V155H139ZM162 154H163V155L165 154V155L163 156ZM171 154H173L174 156L171 155ZM193 154L196 155V159H195V156H194V157H191V155H190V157H191V158H194L195 161H196L198 155L195 154V153H193ZM193 154H192V156H193ZM225 154H224V155H225ZM3 155H2V156H3ZM22 155H23V156H22ZM56 155L58 156V154H56ZM56 155H55V156H56ZM65 155H66V154H65ZM76 155H75V156H76ZM81 155H80V156H81ZM135 155H137V154H135ZM169 155H171V156H169ZM185 155H186V157H187V153H186V154H183L184 157H185ZM261 155H263V154H261ZM9 156H10V155H9ZM9 156H8V157H5V160H9V159H6V158H9ZM14 156H15V153H14ZM52 156H53V155H52ZM57 156H56V158H57ZM62 156H64V155H62ZM67 156H64V157H66V159H67ZM123 156H124V155H123ZM151 156H152V153H151ZM165 156H168V158H165ZM183 156H182V157H183ZM206 156H207V157H206ZM239 156H240V157H239ZM245 156H246V157H245ZM15 157H18V156H15ZM19 157H18V158H19ZM53 157H54V156H53ZM53 157H52L51 159H53ZM59 157H61V154L59 155ZM69 157H68V158H69ZM101 157H102V155H101ZM118 157H119V156H118ZM136 157H138V156H135L134 158H136ZM171 157H172V158H171ZM184 157H183V158H184ZM202 157H203V158H202ZM211 157H212V158H211ZM225 157H224V158H225ZM248 157H249V159H251V161L253 160V162H251V161L248 159ZM20 158H19V162H20ZM23 158H22V159H23ZM33 158H32V159H33ZM56 158L54 157V160H55ZM84 158H86V159H84ZM92 158H94V159H92ZM99 158H100V159H99ZM116 158H117V157H115V159H116ZM183 158H182V160H180V161H183ZM188 158H189V157H188ZM204 158H205V159H204ZM243 158H246V159H248V160H246V159L244 160ZM10 159H11V157H10ZM12 159H16V158H13V156H12ZM59 159H60V158H59ZM59 159H56L57 162L59 161L60 163L63 164V162H61ZM62 159L66 161V159H64L63 157H62ZM62 159H61V160H62ZM74 159H75V157H73V158H69V159H67V160L70 162V160L73 161ZM78 159H77V156H76V160H78ZM83 159H84L85 161H83ZM90 159H89V162H90ZM113 159H112V160H113ZM115 159H114V161H115ZM117 159H118V158H117ZM138 159H139V158H137V161H139ZM165 159H166V160H165ZM170 159H171V160H170ZM172 159H173V160H172ZM199 159H198V160H199ZM203 159H204V160H203ZM222 159H223V160H222ZM259 159H258V162L261 161V163H260V164H261V167H258V169L260 168V169H259V172L256 173V171H255V173H256V174L259 173V175H260L261 173H263L262 171H264V170H261V168L264 169V164H263V163H264V155H263V159H262V160L259 161ZM1 160H2V161H1ZM23 160H25V159H23ZM56 160H55V161H56ZM81 160H80V161H81ZM152 160H151V162H152ZM186 160H187V158H186ZM188 160H189V161H188ZM188 160H187L186 162H188L189 165H190V162H191V161H194L193 159H190V158H189ZM190 160H191V161H190ZM198 160H197V163L199 162ZM214 160H215V159H214ZM9 161H11V160H9ZM9 161H8V164L10 163ZM26 161H29V159L26 160ZM26 161H23V165H24V163H28V162H26ZM65 161H64V162H65ZM80 161H77V162L75 161L76 164H79L78 166L81 165V164H80ZM87 161H88V160H87ZM87 161H86V162H87ZM134 161H135V159L133 160V162H134ZM172 161H173V162L175 161V162H174L175 164H173ZM216 161H217V160H216ZM218 161H219V160H218ZM218 161H217V162H218ZM235 161H234V162H235ZM249 161H250V162H249ZM262 161H263V163H262ZM16 162H17V159H16ZM53 162H54V161L52 160V164H54ZM57 162H55L56 165L59 164V168L61 169V168L63 167V170H64V167H66V166H62V167H60L62 164L60 165V163H57ZM69 162H68V164L70 165L72 162H71V163H69ZM78 162H79V163H78ZM82 162H81V163H82ZM89 162H88V163H89ZM112 162H113V161H112ZM112 162H111V164H113ZM126 162H127V163H126ZM133 162H132V163H133ZM145 162H146V161H145ZM147 162H149V161L147 160ZM200 162H201V161H200ZM217 162H216V163L214 162V164H217ZM17 163H18V162H17ZM20 163H22V162H20ZM73 163H74V161H73ZM83 163H82V164H83ZM93 163H91V164H93ZM116 163L118 164V162H116ZM116 163L114 162V165H113V166H115ZM149 163H150V162H149ZM149 163H145V164H147V165H146V167H143V168H144V169H147V167L149 166ZM205 163L207 164L208 167H206ZM225 163H226V164H225ZM248 163H249V164H248ZM64 164H65V163H64ZM64 164H63V165H64ZM66 164H67V163H66ZM94 164H93V165H94ZM150 164H151V163H150ZM156 164H159V163L154 162V164H153V162H152L151 165H154V167H155ZM184 164H185V163H184ZM195 164H196V163H195ZM242 164H243V163H242ZM242 164H240V165H242ZM260 164H259V165H260ZM50 165H51V164H50ZM84 165L86 166L87 164H83V165H81V166H84ZM95 165H96V164H95ZM101 165H102V164H101ZM118 165H120V163H119ZM162 165H159L158 167L160 168V166H162ZM168 165H169V164H168ZM182 165H183V164H182ZM200 165H201V163H198V165H197L198 168L200 167ZM244 165H242V166L245 167ZM250 165H251V166H250ZM259 165H258V166H259ZM262 165H263V167H262ZM3 166H4V167H3ZM8 166H9V165H8ZM19 166H20V164H19ZM51 166H52V165H51ZM67 166H68V165H67ZM70 166H73V165H70ZM78 166H77V167H78ZM91 166H92V165L89 164V167H90V168H91ZM156 166H157V165H156ZM171 166H170V169H171ZM186 166H187V164H186ZM219 166H218V167H219ZM223 166H221V167H223ZM235 166H236V165H235ZM56 167H57V166H55V164H54V166H52V168H56ZM89 167L86 166L87 169H88ZM118 167H119V166H115L114 168L118 169ZM121 167H122V168H121ZM130 167H131V166H130ZM154 167L152 166V168H154ZM166 167H168V166H166ZM174 167H176V166H174ZM215 167H216V166H215ZM243 167H242V169H245V168H246V167H245V168H243ZM5 168H7V169H5ZM57 168H58V167H57ZM67 168H68V167H67ZM78 168H79V167H78ZM90 168H89V169H90ZM105 168H106V170H105ZM159 168H158V169H153V170H154L155 172H157L156 170H159V171L161 172L162 167L160 168L161 170H160ZM185 168H187V167H185ZM185 168H184V171H183V172H186V171H185ZM198 168H197V172H198ZM65 169H66V168H65ZM69 169H70V170H69V172H70V171H71V168H69ZM72 169H73V168H72ZM87 169L84 168V170H83L84 173H85V171H88ZM102 169H104V170H102ZM124 169H123V171H124ZM246 169H247V168H246ZM258 169H257V171H258ZM6 170L8 171V173H7ZM11 170H13V169L11 168ZM19 170H20V169H19ZM81 170H82V168H81ZM91 170H92V169H91ZM113 170H114V169H113ZM151 170H152V169H151ZM163 170H164V168H163ZM171 170H172V169H171ZM223 170H224V173L226 174V176L223 174V172H222ZM260 170H261V172H260ZM60 171H62V169H61ZM65 171H66V170H65ZM72 171H75V170H72ZM101 171H100V174H99V175H102ZM106 171H108V172H106ZM128 171H130V170H128ZM128 171H127V170L124 171V172H126V173L123 172V173L125 174L124 177H126V174L128 173ZM133 171H134V170H133ZM146 171H147V170H146ZM154 171H153V173H154ZM219 171H220V172H219ZM226 171H227V172H226ZM4 172L7 174L8 178L6 177V174H4ZM162 172H163V171H162ZM214 172H215V173H214ZM230 172H229V173H230ZM239 172H237V174H239ZM244 172H245V170H244ZM17 173H19V172H17ZM67 173H68V171H67ZM75 173H76V172H75ZM142 173H143V172H142ZM142 173H141V174H142ZM144 173H146V172H144ZM147 173H146V174H147ZM180 173H181V172H180ZM216 173H217V174H216ZM219 173H220V174H219ZM221 173H222V174H221ZM229 173H228V174H229ZM255 173H254V174H255ZM0 174H1V173H0ZM12 174H14V175H12ZM19 174H20V173H19ZM19 174H18V175H19ZM68 174H69V173H68ZM71 174H72V172H71L69 175L71 176ZM119 174H121V173H119ZM155 174H156V173H155ZM157 174H158V173H157ZM187 174H188V173H186L185 175L187 176ZM189 174L191 175V173H189ZM204 174H205V175H204ZM11 175H12V176H11ZM48 175H49V174H47V177H49ZM72 175H75L74 172H73ZM77 175H78V173L75 175V177L73 176L72 178H75V180L79 179V177H78V178L76 177ZM99 175H98V176H99ZM129 175H130V173H129ZM129 175L127 174V177H128ZM159 175H160V174H159ZM161 175H162V174H161ZM239 175H240V174H239ZM4 176H1V175H0V179H2V177L4 178ZM10 176H11V177H10ZM88 176H89V175H88ZM104 176H105V175H104ZM205 176H206V179L209 180L210 182H207L206 179H205L206 182H205V181L201 182V180H204L203 177H205ZM224 176L227 177V179H231V182L229 181L230 183L233 182L232 185L234 186L233 188L235 189V190H234L235 193H234V192H230L232 189H231V190L229 189L230 191H228V188H229V187L231 188V186H232L231 184H230L231 186H230V185H229V187L227 186V187H228L227 190L225 189L224 185H222V184H225V183L227 184V182H228L227 179H226L227 182H225V183L223 182V179H224V181H225V177H224ZM244 176H245V179H244ZM257 176H258V175H257ZM257 176H256V177H257ZM261 176H262V175H261ZM261 176H259V178H260ZM19 177H20V175H19ZM50 177H51V175H50ZM50 177H49V178H50ZM127 177H126V178H127ZM148 177H149V178H148ZM151 177L154 179V180H153L154 182L151 181V179H152ZM45 178H46V176H45ZM72 178H70V179H72ZM76 178H77V179H76ZM91 178H92V177H91ZM96 178H97V176H96ZM99 178H100V176H99ZM138 178H139V177H138ZM141 178H142V179H141ZM146 178H147V181H146V182H143V180L145 181ZM155 178H156V177H155ZM219 178H222V182H221V184H220V179H219ZM257 178H258V177H257ZM6 179H4V180H6ZM13 179H14V178H13ZM47 179H48V178H47ZM47 179H46V181H47ZM51 179H52V178H51ZM94 179H95V178H94ZM118 179H119V180H118ZM124 179H125V178H124ZM185 179H184V180H185ZM198 179H199V180L201 179V180L198 182ZM217 179H218V181H217ZM232 179H233V180H232ZM48 180H49V179H48ZM73 180H74V179H73ZM75 180H74V181H75ZM87 180H88V179H87ZM89 180H90V179H89ZM98 180H100V179H98ZM148 180L151 181V182L149 181L150 184L148 183ZM181 180H182V178H181ZM192 180H193V181H192ZM250 180H251V179H250ZM1 181H2V184L0 183L1 186H3V182H4V186H5V181H3V179H2ZM14 181H15V180H14ZM50 181H51V180H50ZM78 181H79V180H78ZM78 181H77V182H78ZM80 181H81V180H80ZM80 181H79V182H80ZM94 181H97V179L94 180ZM100 181H102V182L105 181V180L103 181V176H102V180H100ZM117 181H119V182H117ZM122 181H123V179H122ZM124 181H125V180H124ZM130 181H131V180H130ZM194 181H195V183H194ZM216 181H217V182H216ZM240 181H241V180H240ZM240 181H239V182L237 181L236 183L239 184ZM262 181H263V184H264V180H263V179H262ZM16 182H17V181H15V184H16ZM48 182H49V181H48ZM52 182H53V181H52ZM60 182H61V181H60ZM97 182H98V181H97ZM182 182L184 183V181H182ZM182 182H180V183H182ZM218 182H219V184H218ZM17 183H19V182H17ZM20 183H21V184H20ZM20 183H19V184L23 186L24 183H22L21 180H20ZM117 183H119V184H117ZM122 183H123V184H122ZM144 183H145L146 185H147V184H148V185L146 186ZM160 183H161V184H160ZM162 183H163V185H162ZM170 183H171V184H170ZM180 183H179V184H180ZM205 183H206V185H205ZM207 183H208V184H207ZM242 183H241V185H242ZM254 183H255V182H254ZM7 184H6V185H7ZM11 184H12V185H11ZM19 184H18V185H17V184L15 185L16 188L13 187V188H15V190L11 187L12 190H14L15 192H18V193H19V190H20V189L18 190V188H17V187L20 186ZM28 184H30V183L28 182ZM110 184H109V185H110ZM114 184H115V183H114ZM120 184H121V185H120ZM141 184H142V185H141ZM157 184H158V185L160 184L161 186L166 185V187H165V186H164V187H165V188L169 187L172 193H171V194L169 193V192H170L169 188H167V190H169V191H167V190L164 188L166 192H164L163 195H162L161 191L158 193L159 190H162V189H161L162 187L159 188L160 186L158 187ZM173 184H174V185H173ZM176 184H177V185H176ZM189 184H190V185H189ZM191 184H192V185H191ZM195 184H196V186H195ZM252 184H253V183H252ZM259 184H260V183H259ZM261 184H262V183H261ZM24 185H25V184H24ZM109 185H108V186H109ZM123 185H125V186H123ZM140 185H141L143 188L140 187ZM153 185H154V186H153ZM175 185H176V186H175ZM193 185H194V186H193ZM208 185H209V186H208ZM220 185L224 187V190H226V191H228V192H230V193H232V194L234 193V195H235V194H236V195H235V196H233V195L231 196V195H230V197H227V196H229V195L227 194L226 196H224L222 193H220V191H221V192L224 191V190L222 189L223 187L221 188ZM227 185H228V184H227ZM82 186H83V185H82ZM148 186H150L151 188H150V187L148 188ZM156 186H157V188L155 189ZM171 186H173V188H172ZM200 186H201V187L203 186V187L200 189ZM206 186H207L208 189L212 187V191H215V192H212L211 189H209V190H210V191H209V190L206 188ZM210 186H211V187H210ZM213 186H214V190H213ZM225 186H226V185H225ZM239 186H240V184L238 185V188H239ZM5 187H6V186H5ZM20 187H21V186H20ZM118 187H119V189H118ZM122 187L126 188L125 191L127 192V193H126L127 195H125V196H127V197H123V194H122V193H123L124 188H122ZM134 187H135V186H134ZM146 187H147V188H146ZM184 187H185V188H184ZM192 187H193V188H192ZM197 187H198V188H197ZM204 187H205V189H203ZM216 187H217V189H215ZM218 187H219V188H218ZM248 187H249V188H248ZM1 188H3V189H0V193H2L1 190H2V191H3V190L5 191L4 187H1ZM100 188H101V187H100ZM116 188H117L119 191H118ZM121 188H122V189H121ZM137 188H136V189H137ZM145 188H146V189H145ZM178 188H179V189H178ZM182 188L184 189V191H183ZM186 188H187V189H186ZM191 188H192V189H191ZM194 188H195V189H194ZM245 188H246V189H245ZM258 188H260V190H258ZM6 189H7V188H6ZM120 189H121V190H120ZM129 189H130V188H129ZM129 189H128V190H129ZM131 189H132V186H131ZM141 189H143L144 191L141 190ZM148 189H150V190H154V189H155L157 192H156V191H152V192H151L152 195H153V196H152V195H150L151 193H150V190L148 191ZM158 189H159V190H158ZM181 189H182V191H181ZM188 189H189L190 191H189ZM218 189H219V190H218ZM254 189H255V190H254ZM12 190H11V191H12ZM22 190H23V189H22ZM22 190H20V191L23 193ZM101 190H100V191H101ZM175 190H176V191H175ZM179 190H180V191H179ZM216 190H217V192H216ZM222 190H223V191H222ZM240 190H241V192H240ZM14 191H13V192H14ZM100 191H99V192H100ZM113 191H115V192H113ZM142 191H143V192H142ZM173 191H174V192H173ZM178 191L181 193V195H177V194H180ZM186 191H187V194H186ZM203 191H204V193H203ZM226 191H225V192H226ZM246 191H247V192H246ZM254 191H255V192H254ZM256 191H257V192H256ZM13 192H11V193H13ZM21 192H20V194H21ZM106 192H105V194H106ZM119 192H120V194H118ZM134 192H135V194H134ZM141 192H142V193H141ZM144 192H145V193H144ZM147 192L150 193V194L148 195ZM175 192H177V194H176ZM182 192H183V194H182ZM201 192H202V193H201ZM210 192H212V193H210ZM228 192H226V193H228ZM250 192H251V193H250ZM262 192H263V191H262ZM18 193H16V195H17ZM155 193H156V195H154ZM165 193H167V195H166ZM168 193H169V194H168ZM173 193H175L176 195L173 194ZM208 193H209V194H208ZM215 193H217V195H216L217 197L214 196ZM219 193L222 194L223 196L218 195ZM223 193H224V192H223ZM230 193H229V194H230ZM9 194L7 195L8 199L10 198V197H9V196H10ZM20 194H19V195H20ZM100 194H101V192H100ZM113 194H114V195H113ZM160 194H161V195H160ZM172 194H173V195H172ZM185 194H186V195H185ZM188 194H189V195H188ZM200 194H201V195H200ZM206 194H207V195H206ZM211 194H213V195H211ZM240 194H241L242 196H241ZM246 194H248L249 197H248V195L246 196ZM0 195H1V194H0ZM72 195L78 196V197H79L78 200H80L79 202H81L82 205L79 204V202L77 203V201H78L77 198H78V197L75 198V196H74L75 199H71V198L73 197ZM108 195H109V197H108ZM118 195H119V196H118ZM128 195H129V196H128ZM165 195L167 196V198H166V197H165V198L163 197V196H165ZM209 195H211V196H209ZM256 195H257V196H256ZM12 196H13V195H12ZM39 196H40V195H39ZM99 196H100V195H99ZM112 196H113V197H112ZM121 196H122V197H121ZM147 196H148V198H147ZM156 196H158V197H156ZM175 196H177L178 199H177V197H175ZM184 196H185V197H184ZM219 196H220V197H223V198H226L227 200H229L228 198H231V197H233V198L230 199L231 202L228 203V204L226 203L227 200L224 199V203L226 204V206H225L223 203L220 202V200H221L222 198H218ZM22 197H23V196H21V198H22ZM32 197H33V196H32ZM32 197H30V198H32ZM61 197H63V198H61ZM70 197H71V198H70ZM102 197L104 198V200L102 199ZM151 197H153V198H151ZM160 197H161V198L163 197L162 199H163L166 203H165L163 200H161ZM169 197H171V198L168 199ZM172 197L175 198V199H177V200L174 199V200H175V201H174V200L172 199ZM199 197H200V198H199ZM204 197H207V200H206V198H204ZM214 197H215V198H214ZM252 197H253V198H252ZM263 197H264V196H263ZM39 198H41V197H39ZM68 198H69V199H68ZM109 198H110V199H109ZM111 198H112V199H111ZM113 198H114V199H113ZM115 198H116L117 200H116ZM123 198H124V199H123ZM125 198H126V199H125ZM139 198H140V199H139ZM141 198H142V199H141ZM144 198H145L146 200H144ZM149 198H150V199H149ZM179 198H180L181 201L179 200ZM181 198H182V199H181ZM183 198H185V200H184ZM187 198H188V199H187ZM203 198H204V199H203ZM212 198H213L214 200H213ZM239 198H240V199H239ZM251 198L254 199V200H252ZM6 199H7V198H6ZM10 199H11V198H10ZM28 199H29V197H28ZM56 199H57V198H56ZM63 199H68V201H69V200H73V201H70V202H73V203L79 204V205H77L78 208H76V205L74 206V204H73V207H72V205H71V209H70V207H69L70 205L68 204V203H70V202H67V204H66V202H63V204H64V205H63V204H62V201H64ZM82 199H83V198H82ZM89 199H90V200H89ZM148 199H149V200H148ZM152 199H153V200H152ZM156 199H158V200H156ZM159 199H160V200H159ZM166 199H167V200H166ZM171 199H172V200H171ZM199 199L201 200V202H199V201H200ZM211 199H212V200H211ZM218 199H220V200H218ZM0 200H1V199H0ZM25 200H26V201H25ZM46 200H45V201H46ZM58 200H57V201H58ZM74 200H75L76 202H74ZM124 200H125V201H124ZM126 200H127V202H126ZM131 200H132V203H131L132 206L130 205V201H131ZM137 200H138L139 204H138ZM143 200H144V201H143ZM150 200L153 201V202H151ZM169 200H170V201H169ZM178 200H179V202H178ZM197 200H198V201H197ZM202 200H203V201L206 200V201H204L205 203H204ZM225 200H226V201H225ZM236 200H237V201H236ZM23 201H25V202H23ZM37 201H38V202H37ZM40 201H42L43 203L40 202ZM54 201H55V200H54ZM83 201H84V202L86 201V202H88V203H86V202L84 203ZM101 201H103L104 203L101 202ZM105 201H106V202H105ZM116 201H117V202H116ZM133 201H134V202L136 201V204H137V206H139V207H137L136 204H135ZM140 201H141V202L143 201V203L146 202V204L144 203V206L141 207V205H143V204L140 203ZM148 201H150V202H148ZM160 201H161V202H160ZM195 201H197L198 204H197V202L195 203ZM210 201L213 202V205H212V203H211L212 206L209 205V204H207V203H210ZM214 201H215V202H214ZM222 201H223V199H222ZM243 201H244V202H243ZM263 201H264V198H263ZM4 202H3V203H4ZM26 202H27L28 204H26ZM89 202H90V204H89ZM125 202H126V203H125ZM155 202H156V203H155ZM162 202H163V203H162ZM169 202H170V204H169ZM217 202H219V203H217ZM228 202H229V201H228ZM245 202H246V203H245ZM259 202H260V201H259ZM55 203H56V201L53 202L54 205H55ZM91 203H92V204H91ZM106 203H108V204H106ZM111 203H112V204H111ZM114 203H115V205H113ZM117 203H118V204H117ZM148 203H149V205H147ZM160 203H161V205H160ZM175 203H177V205H176ZM194 203H195V204H194ZM202 203H204V204H202ZM235 203H236V204H235ZM237 203H239V205H238ZM243 203H245V204L243 205ZM31 204H32V205H31ZM35 204H37V205H35ZM39 204H41V206H40ZM53 204H52V205H53ZM71 204H72V203H71ZM85 204H86V205H85ZM87 204H88V205H87ZM126 204L129 205V206L127 207ZM133 204H134V205H133ZM140 204H141V205H140ZM162 204H163V205H165V204L167 205V204H168V205H167V206H163ZM171 204H173V206H172ZM199 204H200V205H199ZM229 204H230V205H229ZM231 204L234 205V206H232ZM249 204H250V205H249ZM256 204H257V205H256ZM58 205H56V206H58ZM65 205H66V206H65ZM67 205H69V206H67ZM80 205H81V206H80ZM90 205H91V208H92V209L90 208ZM110 205H111V207H110ZM125 205H126V207H124ZM145 205H146V209H143V210H142L143 207L145 208ZM150 205H151V209H150ZM158 205H160V206H158ZM197 205H198V206H197ZM208 205H209V206H208ZM221 205H223V208H221V207H222ZM254 205H255L256 207H255ZM79 206H80V207H79ZM98 206H99V207H103V208H100V209H99ZM133 206H134V207H133ZM148 206H149V208H148ZM152 206H153V207H152ZM156 206H157V208L159 207V209H157ZM161 206L164 207V208H162ZM168 206H170V207H168ZM192 206H193V207L195 206V207L193 208ZM203 206H204V207L208 206V208H207V207L204 208ZM236 206H237L238 208H237ZM12 207L15 208V206H12ZM66 207L69 208V210H68ZM88 207H89V209L92 210V211L87 210ZM95 207H96V209H95ZM97 207H98V209H97ZM106 207H107V208L110 207V208H108V210L110 209L109 211H112L111 214H112L113 212H114L115 214L111 215L110 212L107 210ZM160 207H161V208H160ZM201 207H202L203 209H202ZM211 207H212V208H211ZM225 207H226V208H225ZM227 207H228V208H227ZM257 207H258V208H257ZM262 207H264V206H262ZM62 208H63V210H62ZM65 208H66L67 210H66ZM72 208H73V209H72ZM74 208H75V209H74ZM83 208H84V209H83ZM85 208H87V209H85ZM105 208H106V209H105ZM115 208H116V210H115ZM123 208H124V209H123ZM125 208H126V210H125ZM130 208H131V209H130ZM134 208H135V209H134ZM136 208L138 209V211H137ZM147 208H148V209H147ZM167 208H168V209H167ZM190 208H191V210H190ZM192 208H193V209H192ZM224 208H225V209H224ZM242 208H243V209H242ZM55 209H56V210H55ZM93 209H95V210H93ZM128 209H129V210H128ZM152 209H155L156 211H155V210L153 211ZM160 209L163 210V211H161ZM170 209H171V210H170ZM204 209H205V210H204ZM208 209L211 211V213L209 212ZM217 209H220V210H217ZM223 209H224V210H223ZM233 209H234L235 211H233ZM255 209H256L258 212H257ZM36 210H34V211H36ZM54 210H55V211H54ZM71 210H72V213L70 212ZM73 210H75V211L73 212ZM85 210L88 211V213H87ZM98 210H99V211H100V210H103L104 213H103L102 211H100V213H99L100 215H99V214H98V212H99ZM130 210H131V211H130ZM135 210H136L137 212H136ZM144 210H145V213H146L147 211H148V212L145 214V213H143ZM146 210H147V211H146ZM166 210H168V211H166ZM193 210H195V211H194L195 213L193 212ZM206 210H208V211H206ZM227 210H228V211H227ZM240 210H241L242 212H241ZM243 210H244L245 212H244ZM12 211H13V210H12ZM30 211H31V212H30ZM34 211H33V213H34ZM41 211H42V210H41ZM67 211H69L71 214H67ZM76 211H77L78 214H81V215H78V214L76 213ZM81 211H82V212H81ZM83 211H84V213H83ZM89 211H90V212H89ZM96 211H97V212H96ZM107 211H108L109 213H106ZM115 211H116V212H115ZM128 211H129L130 213H129ZM134 211H135V212H134ZM150 211H151L152 213H151ZM164 211H166V212H164ZM187 211H188V212H187ZM191 211H192V213H191ZM204 211H206L207 213L204 212ZM214 211H215L216 213H214ZM226 211H227L228 213H227ZM231 211H232V212H231ZM255 211H256V212H255ZM13 212H14V211H13ZM53 212H56V213L54 214ZM58 212H59V213H58ZM65 212H66V213H65ZM69 212H68V213H69ZM79 212H81V213H79ZM85 212H86V213H85ZM101 212H102V213H101ZM133 212H134V213H133ZM155 212H156V213H157V212H158V213L160 212L161 214H162L163 212H164V213L161 215L160 213H159V214H158V213L156 214ZM167 212H169V213H167ZM217 212L220 213V214H218ZM240 212H241V213H240ZM247 212H248V213H247ZM261 212H262V213H261ZM2 213H1V214H2ZM33 213H32V214H33ZM35 213H34V214H35ZM57 213H58V214H57ZM64 213H65V214H64ZM75 213H76V214H75ZM89 213H91V214H89ZM94 213H95V215H93ZM105 213H106V214H105ZM116 213H117V214H116ZM127 213H129V214H127ZM131 213H133V214H131ZM135 213H136V214H135ZM137 213H138V214H137ZM141 213H142V214H141ZM150 213H151V214H150ZM154 213H155L156 215H159V216H157V217H156V215H155V217L152 216V215H154ZM185 213H186V214H185ZM202 213H203V214H202ZM209 213L211 214V218H210V214H209ZM225 213H226V214H225ZM236 213H237V214H236ZM260 213H261V214H260ZM10 214H11V212H10ZM18 214H19V213H18ZM21 214H22V213H21ZM36 214H35V215H36ZM51 214H53V215H51ZM56 214H57V215H56ZM60 214H61V215H60ZM66 214H67V215H66ZM82 214H83L84 216H83V217H80V216H82ZM107 214H108V215H107ZM149 214H150V215H149ZM206 214H207V215H206ZM212 214H213V215H212ZM223 214H224V215H223ZM239 214H241V215H239ZM259 214H260V216H259ZM262 214H263V215H262ZM35 215H34V216H35ZM48 215H49V216H48ZM55 215H56V216H55ZM68 215H70V216H68ZM72 215H73L74 217H73ZM91 215H92V216H91ZM97 215H99V217H97L98 220L96 219V216H97ZM101 215H102V218H103V219H104L103 216L107 215V217L105 216V218H106L107 220H110V219H111V220H110L109 222H107V220L104 219V220L106 221V222H105L104 220L100 219V216H101ZM114 215H117V219L115 218L116 216H114ZM180 215H181V216H180ZM200 215H201L202 218H200ZM202 215H204V216H202ZM220 215H221V216H220ZM229 215H230V216H229ZM0 216H1V215H0ZM31 216H32V215H31ZM52 216H53L54 219L52 218ZM63 216H64V217H63ZM67 216L69 217V218H68L69 220H70L71 217H72V219H71L70 221L72 222V220H73L74 223H73V222H72V223L75 224V225L71 224V222H69V220H66V219H67ZM78 216H79L80 218H82V219H80ZM85 216H86L87 218H89V219H87ZM93 216H94V217H93ZM109 216H110V217H109ZM121 216H122V217H121ZM148 216H150V217H148ZM151 216H152V217H151ZM212 216H213V217H212ZM224 216H225V217H224ZM233 216H234V217H233ZM240 216H241V217H240ZM3 217H4V215L2 216V218H1V217H0V218L3 219ZM48 217H49V218H48ZM50 217H51V218H50ZM55 217H56V218H55ZM57 217H58V218H57ZM60 217H61V218H60ZM65 217H66V218H65ZM84 217H85V218H84ZM91 217H92L94 220L91 219ZM108 217H109V218H108ZM180 217H181V218H180ZM206 217H207V218H206ZM227 217H228V218H227ZM235 217H236V218H235ZM9 218H10L11 220H13V222H12ZM46 218H47V221H48V222L50 221L49 223L46 222V220H44V219H46ZM59 218H60V220H59ZM62 218H64V220H62ZM112 218H113V219H112ZM146 218H147V219H146ZM149 218H150V219H149ZM151 218H152V219H151ZM155 218H156V219L159 218L160 221H159V220L157 221ZM178 218H179V219H178ZM203 218H205V219H203ZM220 218H221V219H220ZM246 218H247V219H246ZM259 218H260V219H259ZM6 219H4L3 221H5ZM19 219H20V220H19ZM34 219H36V216L34 217ZM76 219H77V222H76ZM84 219H86L85 222H84ZM119 219H120V220H119ZM126 219H127V220H126ZM199 219H201L202 221L199 220ZM209 219H210V220H209ZM27 220H29V221H27ZM57 220H58V221H57ZM78 220H79V221L82 220V221L79 222ZM87 220H88V221H87ZM114 220H115V221H114ZM118 220H119L120 222H119ZM121 220H122V221H121ZM148 220H150V221H148ZM154 220H155V221H154ZM207 220H208L209 223H206ZM16 221H15V222H16ZM32 221H33V223H32ZM43 221H44V222H43ZM63 221H64V222H63ZM66 221H67V222H66ZM91 221H92V222H91ZM98 221H100V222L103 221V223H100V222H99V225H98ZM112 221H114V223H115L116 225H115L114 223L111 224ZM151 221H152V222H151ZM199 221H201V222H199ZM224 221H225V222H224ZM25 222H26V223H25ZM30 222H31L32 224H30ZM34 222H36V223H38V224H34ZM40 222H41V224H40ZM51 222H52V223H51ZM59 222H60V223H59ZM61 222H62V225H61ZM75 222H76V223H75ZM81 222H82V224H79V223H81ZM83 222H84L85 224H84ZM89 222L92 223L93 225H92V226H89V225H88V224H90ZM95 222L97 223V226H96V223H95ZM116 222H117V223H116ZM141 222H142V223H141ZM145 222H146V223H145ZM149 222H150V223H149ZM153 222H154L155 224H153ZM156 222H157L158 224H156ZM1 223H2V221H1ZM1 223H0V226H1V225H4V223H2V224H1ZM42 223H43V224L45 223V224L43 225ZM66 223H67V224H66ZM68 223H69L70 225H72V226H68V225H69ZM105 223H106V224H105ZM107 223H108V224H107ZM199 223H200V224H199ZM204 223H205V224H204ZM262 223H263V225H261ZM21 224H22V226H21ZM27 224H28V227H29V228L27 227ZM46 224H47V225L49 224V225L47 226ZM59 224H60V225H59ZM65 224H66V225H65ZM86 224H87V225H86ZM138 224H139V225H138ZM140 224H141L142 226H141ZM147 224H148V225H147ZM174 224H175V225H174ZM194 224H195V225H194ZM8 225H6V226H8ZM36 225H38V226L36 227ZM40 225H42V226H40ZM82 225H83V226H82ZM102 225H103V226L106 225V228H103ZM109 225H110V226L112 225L114 228H112V227L110 228ZM120 225H122V226H120ZM133 225H134V226H133ZM150 225H151V226H150ZM154 225H155V227H154ZM14 226H15V223H14ZM45 226L48 227V228H46ZM65 226H67V228H66ZM73 226H74V228H73ZM80 226H81V227H80ZM88 226H89V227H88ZM95 226H96V227H95ZM100 226H101V227H100ZM107 226H109V227H107ZM118 226H120V228H119ZM139 226H140V229H139ZM145 226H146V227H145ZM161 226H162V227H161ZM164 226H165V227H164ZM194 226H195V227H194ZM4 227H5V226H4ZM30 227H31V229H30ZM43 227H44V228H43ZM55 227H54V228H55ZM70 227L73 228L74 231L70 232V230H71ZM75 227H76V228H75ZM86 227H87L88 229H89V228H90V229L92 228L93 231H92V230L90 231V229H89V230L86 229ZM94 227L96 228V230H95ZM98 227H99V228H98ZM104 227H105V226H104ZM116 227H118L119 229L116 230ZM123 227H124V228H123ZM135 227H136V228H135ZM137 227H138V228H137ZM150 227H151V229L153 228L152 230L154 231V234H153V231H152L151 229H149ZM163 227H164L165 229H164ZM11 228H14V229L11 231ZM33 228H34V229H33ZM35 228H37V229L40 228V229H38V233H37V229H35ZM42 228H43V229H42ZM84 228H85V230H87V231H85V232H88V233H86V234H88V235H86V236H87L86 238H85V234H84V233H85V232H84ZM101 228H103L102 230H104V231H102ZM109 228L111 229L112 232H113V231H116V232H117V235H118V234H119V235H118V236H117V235L115 236V235H113L111 232L109 233ZM121 228H122V229H121ZM130 228H131V229H130ZM133 228H134V229H133ZM147 228H148V230H147ZM157 228H158V229H157ZM209 228H210V229H209ZM19 229H20V228L17 227V230H19ZM46 229H48V231H47ZM105 229H106V230H105ZM114 229H115V230H114ZM167 229H168V230H167ZM171 229H172V230H171ZM229 229H230V230H229ZM23 230H24V231H23ZM25 230H26V231H25ZM28 230H29L30 234H29ZM30 230H31V231H30ZM35 230H36V231H35ZM42 230H46L47 233H46V232H43V233H45V234H42V232H41ZM82 230H83V231H82ZM107 230H108V231H107ZM122 230L124 231V234H122V233H123ZM133 230H134V231H133ZM141 230H142V231H141ZM150 230H151V231H150ZM222 230H223V231H222ZM224 230H225V231H224ZM9 231H10V232H9ZM89 231H90V232H89ZM95 231H96V232L98 231V234H99V233H100V234L97 236V233H95ZM99 231H100V232H99ZM101 231H102L103 234H106V233L108 232V234H106V236L104 235V238H105V239L103 238L104 241L100 238L101 236L103 237V234L101 233ZM105 231H106V232H105ZM135 231H136L137 234L140 236V238H139L138 235H135V234H136ZM162 231H163V232H162ZM194 231H196V232H194ZM203 231H204V233H203ZM211 231H212V232H211ZM39 232H40V233H39ZM48 232H49V233H48ZM66 232H67V233H66ZM69 232H70L71 234H70ZM116 232H113V233L116 234ZM133 232H134V233H133ZM142 232H146V233H142ZM151 232H152V233H151ZM185 232H186V234H185ZM1 233H0V234H1ZM6 233H7L8 235H7ZM9 233H10V234H9ZM13 233H15V231H13ZM16 233H15V234H16ZM93 233H95V234H93ZM198 233H199V234H198ZM40 234H42V235H40ZM83 234H84V235H83ZM156 234H157V235H156ZM213 234H214V235H213ZM242 234H243V235H242ZM247 234L250 235L251 238H254V240H256V241H258V242L252 240ZM11 235H12V236H11ZM62 235H63V237H62ZM64 235H65V236H64ZM70 235H72V236H70ZM92 235H93L94 237H93ZM111 235H113V238H112ZM130 235H131V236H130ZM134 235H135V236H134ZM152 235H153V236H152ZM159 235H160V236H159ZM237 235H238V236H237ZM256 235H258L259 237L257 236V238H256ZM8 236H9V237H8ZM32 236H33V235H32ZM32 236H31V237H32ZM40 236H41V237H40ZM46 236H47V237H46ZM88 236H89V238H91V239H89ZM91 236H92V237H91ZM107 236H110V237H107ZM122 236H123V237H122ZM132 236H134V237L132 238ZM137 236H138V237H137ZM215 236H216V237H215ZM240 236H241V237H240ZM244 236H245L246 238L249 237V239L246 240ZM247 236H248V237H247ZM252 236H253V237H252ZM1 237H0V238H1ZM19 237H18V238H19ZM29 237H30V236H29ZM50 237H51V236H50ZM68 237H70V238H68ZM95 237H96V238H95ZM97 237H98V238H97ZM116 237H117V238H116ZM120 237H121V238H120ZM129 237H130V238H129ZM151 237H152V238H151ZM194 237H195V238H194ZM59 238H60V241H61V239H62V242L59 241ZM66 238H68V239H67L68 241L66 240ZM93 238H94V239H93ZM99 238H100L101 240H100ZM110 238L112 239V241H111V240H110V241L107 240V239H110ZM119 238H120V239H119ZM137 238H138V239H137ZM147 238H148V240H146ZM200 238L203 239L202 242H201V239H200ZM232 238H233V239H232ZM241 238H242V239H245L246 241L244 240L245 242H243V240H242ZM3 239H1V240L3 241ZM50 239H49V240H50ZM64 239H65L66 241H64ZM69 239H70V242H69ZM88 239H89V240H88ZM92 239H93V240H92ZM95 239H96V240H95ZM97 239L99 240L100 243L97 241ZM117 239H119V240H117ZM134 239H135V240H134ZM140 239H142V240L139 241ZM151 239H152V240H151ZM198 239H199V240H198ZM250 239H251V240H250ZM1 240H0V241H1ZM27 240L29 241V239H27ZM27 240H26V242L28 243ZM43 240H41V241H43ZM57 240H58V241H57ZM71 240H72V241H71ZM77 240H78V239H77ZM113 240H116V241H114L115 245H114V243H113ZM125 240H126V241H125ZM143 240H144V241H143ZM145 240H146V241H145ZM150 240H151V241H150ZM193 240H194V241H193ZM204 240H205V241H204ZM218 240H219V241H218ZM241 240H242V241H241ZM78 241H79V240H78ZM78 241H77V243H78ZM91 241H92V242H91ZM93 241H94V242H93ZM95 241H96V243H95ZM102 241H103V243H102ZM117 241H118V243H117ZM127 241H128V242L130 241V242L127 243ZM131 241H132V242H131ZM136 241L138 242V244H137ZM142 241H143V242H142ZM196 241H197V242H196ZM249 241H250V242H249ZM251 241L254 242L255 244L252 243ZM24 242H25V240H24ZM26 242H25V243H26ZM64 242H65V243H64ZM66 242H67L68 244H66ZM83 242H82V246L85 247V244L83 245ZM111 242H112V243H111ZM122 242H123V243H122ZM125 242H126L127 244H126ZM156 242H157L158 244H156ZM160 242H161V244H160ZM242 242L244 243L243 246H242V247H239V246L241 245ZM17 243H19V244H17ZM25 243H23V245H24L23 247H25V245H26ZM29 243H30V242H29ZM29 243L27 244V246L29 245ZM42 243H41V244H42ZM57 243L60 244L59 247H58ZM89 243H90V244H89ZM91 243H93L94 245L91 244ZM124 243H125V244H124ZM246 243H247L248 245H249V243H250V244H252L253 246H252V245L248 246V245H246ZM256 243L258 244V246H259V245H260V246H259V247L256 246V245H257ZM61 244H62V245H61ZM110 244H111V246H110ZM116 244H117L118 246H116ZM123 244H124V245H123ZM130 244H131V245L133 244V245H132L133 248H132V246H130L132 249L129 247V248H130V250H129L128 247H126V246H127V245H130ZM141 244H142L143 246H142ZM148 244L150 245V248H149L148 250H146V248L149 247ZM151 244H152V245H151ZM182 244H183V245H182ZM239 244H240V245H239ZM261 244H262V245H261ZM19 245H20V247L22 248V249H20V250L18 249V248H19ZM51 245H52V246H51ZM80 245H81V243H79V245H77L78 248H79ZM88 245L86 244V247H88ZM90 245H91V246H90ZM92 245H93V247H94L93 250L91 249ZM108 245L110 246L109 248H108ZM122 245H123V246H122ZM134 245H135V246H134ZM140 245H141V246H140ZM147 245H148V246H147ZM158 245H159V246H158ZM184 245H185V246H184ZM245 245H246V246H245ZM43 246H44V247H43ZM48 246L51 247V250H50V247H48ZM53 246H54V247H53ZM56 246H57V248H56ZM124 246H125V247H124ZM137 246H139V247H137ZM153 246H154V247H153ZM182 246H183V247H182ZM187 246H188V247H187ZM244 246H245L246 248H247V246H248V248H247V252H248V250H249L248 255H247V252L245 251L246 248H244ZM4 247H5L6 249H4ZM86 247H85V248H86ZM93 247H92V248H93ZM98 247H99V248H98ZM105 247H106V248H105ZM136 247H137V249H136ZM144 247H145V249H144ZM251 247H252L253 249H252ZM257 247H258V249H257ZM26 248H27V250H28V249H31V245H30V247H25V248H24V252H19V253L21 254V257L19 258V260L22 259V258H25L22 254H25L26 252H27L26 254H28V251L26 250ZM78 248H77V249H78ZM104 248H105L106 250H107V248H108L107 251H110V252H105L106 250H105ZM122 248H124L125 251H124ZM125 248H127V249L130 251V255H131L132 257H131L130 255H129V257H130L131 259L128 257V254H129V253H127V249H125ZM141 248H142V249H141ZM179 248H180V249H179ZM184 248L186 249V251L184 250ZM207 248L209 249V251H208ZM239 248H242L245 252L242 253L243 250H242V249H239ZM250 248H251L252 250H251ZM263 248H264V247H263ZM13 249H14V251H13ZM53 249H54V250H53ZM58 249H59V251H58ZM96 249H97V254H98V255L96 254ZM98 249L101 251V253H100V251H99ZM111 249H112V250H111ZM113 249H114V250H113ZM117 249H118V251H117ZM204 249H205V250H204ZM211 249H212V250H211ZM255 249H257L258 251H256ZM4 250H5V251H4ZM15 250H16V251H15ZM52 250H53V251H52ZM55 250H57L58 252L55 251ZM104 250H105V251H104ZM121 250H123L124 253L126 252L127 254H126V253L124 254L123 251H121ZM133 250H134V254L131 253V251L133 252ZM139 250H140V251H141V250H144V251L146 250L145 252L142 251V253H140V254L142 255V257H139V256H141V255H138V253L140 252ZM160 250H161V251H160ZM176 250H177V251H176ZM178 250H179V251H178ZM181 250H183V251L180 252ZM202 250H203V253H202ZM216 250H217V253H216ZM218 250H219L220 253L218 252ZM241 250H242V251H241ZM253 250H254V252H253ZM2 251H1V252H2ZM25 251H26V252H25ZM31 251H32V249H31ZM31 251H30V252H31ZM39 251H40V250H39ZM54 251H55V253H54ZM83 251H84V252H83ZM102 251H103V252H102ZM111 251H112V252H111ZM119 251H120V252H119ZM156 251H158V252H156ZM204 251H205V252H204ZM207 251H208L209 253H206ZM238 251H239V252H238ZM250 251H251V253H250ZM30 252H29V255L32 253V252H31V253H30ZM41 252H42V254H40ZM41 252H40V253L37 252L38 255H39V257H41L40 255H43V251H41ZM85 252H86V253H85ZM98 252H99L100 254H99ZM121 252H122L123 254H120ZM137 252H138V253H137ZM143 252H144V253H143ZM174 252H175V253H174ZM177 252H179L180 254L178 255ZM211 252H212V253H211ZM214 252H215V253H214ZM230 252H231V253H230ZM256 252H257V253H256ZM262 252H263V251H262ZM262 252H261V254H260V253H259V254L262 255ZM10 253H9V254H10ZM90 253H91V256H89ZM102 253H103V254H102ZM113 253H115V254H113ZM158 253H159V254H158ZM183 253H185V254H183ZM249 253H250V254H249ZM1 254H2V253H1ZM5 254H6V253H5ZM5 254H2V256L5 255ZM9 254H8V257H9V259H10L11 257H10ZM26 254H25V255H26ZM34 254H36V253L34 252ZM64 254H65V252H63V255H64ZM66 254H65L64 256H63V255L58 256L59 259H61V261L63 260V258H64V260H66V257H65ZM92 254H95V255L92 256ZM105 254H106V255H105ZM143 254H144V255H143ZM171 254H172L173 256H172ZM182 254H183V255H182ZM210 254H211V255H210ZM48 255L50 256V254H48ZM48 255L46 254L45 257H48V258L51 257V258H50L51 260L54 259V258L52 259V254H51L50 257H49ZM75 255H76V256H75ZM101 255H102V256H101ZM104 255H105V256H104ZM124 255H125V256H124ZM126 255H127V256H126ZM133 255H134V256H133ZM137 255H138V256H137ZM170 255H171V257H170ZM212 255H215L214 259H210V258L213 257ZM11 256H12V255H11ZM22 256H23V257H22ZM27 256H28V255H26V258H25V259H26V260H28V258L30 259V256H28V258H27ZM32 256H33V254H32ZM61 256H63V258H61ZM114 256H115V257H114ZM117 256H118V257H117ZM180 256H181V258H180ZM263 256H264V254L262 255V257H263ZM0 257H1V255H0ZM3 257H5V256H3ZM6 257H7V256H6ZM8 257H7V258H8ZM35 257H37V256H35ZM55 257H56V256H55ZM70 257H72V259H70ZM90 257H92V262H91V263L89 262V261H91V258H90ZM93 257H94V258H93ZM109 257H110V258H109ZM112 257H113V258H112ZM116 257H117V258H116ZM123 257H125V258H123ZM126 257H128V259H127ZM154 257H155V258H154ZM172 257H173V258H172ZM174 257H176V258H174ZM208 257H209V258H208ZM225 257H226V258H225ZM227 257H228V258H227ZM244 257H243V258H244ZM250 257H251V256H250ZM37 258H38V257H37ZM43 258H44V257H43ZM97 258H98V259H97ZM100 258H101V259H100ZM103 258H104V259H103ZM105 258H106L107 260H106ZM137 258H139V259H137ZM171 258H172V259H171ZM229 258H230V259H229ZM259 258H260V257H259ZM259 258H256V259H258V260H257L258 262H259V260H260V262H261L262 259H259ZM2 259H3V258H2ZM2 259H1V261H2ZM32 259H34V258L32 257ZM40 259H41V258L38 259L39 263H40L41 260H42V259H41V260H40ZM55 259H56V258H55ZM79 259H78V261H79ZM93 259H94V260H93ZM115 259H117L118 261L116 262ZM129 259H130L131 261H130ZM136 259H137V260H136ZM174 259H175V262H174V261H171V260H174ZM184 259H185V260H184ZM207 259H208V260H207ZM227 259H229V260H227ZM263 259H264V257H263ZM16 260L18 261V259H16ZM16 260H15V261H16ZM34 260H35V261L32 262V263H36V264H37V262H36V258H35ZM43 260H44V262H45L46 259L44 258ZM64 260H63L62 263L69 262V261H67V260H66V261H64ZM101 260H103V261H101ZM105 260H106V261H105ZM167 260H168V261H167ZM169 260H170V261H169ZM209 260H210V261H209ZM222 260H223V261H222ZM238 260H239V259H238ZM240 260H241V259H240ZM17 261H16V263H17ZM28 261L31 262V261H33V260H28ZM47 261H48V260H47ZM47 261H46V262H47ZM61 261H60V262H61ZM75 261H76V260H75ZM78 261H76L75 264H80V263H78ZM87 261H88L89 263H87ZM93 261H94V262L97 261V262L94 263ZM126 261H127V262H126ZM129 261H130V262H129ZM133 261H134L135 263H134ZM178 261H180V262H178ZM44 262H43V263H44ZM46 262H45V264H46ZM53 262H54V264H55V263H58V262H57V259L54 260ZM70 262H69V263H70ZM106 262H107V263H106ZM131 262H132V263H131ZM164 262H165V263H164ZM186 262H187V263H186ZM224 262H223V264H229L228 262H227V263H224ZM262 262H263V261H262ZM3 263H4V259H3ZM18 263H19V262H18ZM41 263H42V262H41ZM71 263H70V264H71ZM13 264H15V262H14ZM19 264H21V263H19ZM50 264H51V263H50ZM59 264H61V263H59ZM66 264H68V263H66Z\"/></svg>",
    "mask_w": 264,
    "mask_h": 264
}]
</instances>
